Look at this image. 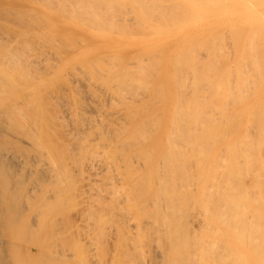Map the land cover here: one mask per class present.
<instances>
[{
  "label": "bare ground",
  "instance_id": "bare-ground-1",
  "mask_svg": "<svg viewBox=\"0 0 264 264\" xmlns=\"http://www.w3.org/2000/svg\"><path fill=\"white\" fill-rule=\"evenodd\" d=\"M48 1V0H47ZM49 1H53V3H46V2H44V3H46V5H48L49 7H50V5H51V8L53 7V5H54V3L55 2H57V3H55L57 6H58V2H60L61 3V0H49ZM64 2L66 1L68 4L69 3H71V5L69 6L70 8H71V6H72V3H73V5H74V2H77L76 0H63ZM81 1H82V3H81ZM83 1H84V4H83ZM87 1H90V0H87ZM99 1V0H98ZM101 1V0H100ZM104 0H102L101 2H103ZM106 1H109V0H106ZM113 1H115V0H113ZM135 1V0H134ZM139 1V0H138ZM138 1H137V3H138ZM148 1V0H147ZM153 1V0H152ZM160 1V0H159ZM162 2H163V4H165L166 5V7L169 5H171L172 3H174V2H171V4H170V2H167L168 4H166V2H164L163 0H161ZM160 1V2H161ZM169 1V0H168ZM185 1V0H184ZM191 2H192V0H190ZM196 1V0H195ZM209 1V0H208ZM212 1V0H211ZM219 1V0H218ZM227 1H230V0H227ZM241 1H245V5L248 3V5H249V1L247 2V0H241ZM260 1H262V0H260ZM259 1V2H260ZM65 2V3H66ZM80 2V3H79ZM85 0H79L78 1V5H80V4H82V8H83V6H84V8H85V10H81V13L82 12H84L85 13V11H86V7H87V5H85ZM92 2H94V1H92ZM100 2V4H102L101 6H103V4H104V2L103 3H101ZM142 2V5H144L145 4V6L147 7V4H148V6L149 7H153V5H152V3L154 4V2H152V3H150L149 4V2L146 4V2L143 0V1H141L140 0V3ZM151 2V1H150ZM178 3H180L179 1H177ZM176 2V3H177ZM190 2V3H191ZM210 2V1H209ZM207 3V6L209 7H212V5H214L213 4V2H211V3ZM215 2H216V0H215ZM220 2V1H219ZM218 2V3H219ZM226 2V1H225ZM225 2L223 1L222 3H219V4H225ZM230 2H232L233 4L235 3L236 4V2H237V0H234V1H230ZM247 2V3H246ZM250 2H253V3H251V4H253L254 6L253 7H255V4L254 3H256V2H258V0H256L255 2L254 1H250ZM259 2H258V5H259ZM264 2V1H263ZM65 3L63 4V3H61V5H60V7L62 6V5H65ZM67 3H66V5H67ZM90 3V2H89ZM96 3H98L97 1H96ZM123 3V2H122ZM144 3V4H143ZM158 2H157V0L155 1V4H157ZM178 3L176 4V6H178ZM217 3V2H216ZM229 3V2H228ZM228 3L226 4V5H228ZM240 3H242V2H240ZM261 3V2H260ZM2 4H4L5 5V10L3 9V13H5L4 15H3V17H5V18H3L2 17ZM86 4H88V3H86ZM91 4V3H90ZM88 5V8L90 7V6H92V5H94V4H92V5ZM107 2H106V4H105V8H106V6H107ZM109 4H110V2H109ZM112 4V6H113V2L111 3ZM115 4H118V3H115ZM128 4V3H127ZM160 4V3H159ZM204 4H205V2H204ZM208 4H211V5H208ZM232 4V5H233ZM234 4V5H235ZM33 5V3H23L22 2V0H0V244L1 245H3L4 246V243H2V237H4V239L6 238V246H4L5 247V249H7V255H6V258L2 255L3 253V251H2V249L0 250V264H30L31 263V261H33L34 263L36 262V261H38L39 262V259H34V260H32L33 258H34V256H36V255H38V254H40V256L42 257V256H46V255H41L42 254V252H43V247L44 246H47V244L48 243H45L44 241H46L45 239L47 238V237H50V236H47V234H49V233H53L55 236H56V234L58 233L57 231H55V229L57 228H54V225H53V228H50L49 227V229H47V216H48V213L46 214V212L48 211V210H50V207L52 206V205H55V206H57L56 204H52L53 203V201H55L54 199H51L52 198V192L53 193H62V192H68L69 191V189H70V187L71 186H68L69 188H66L68 191H63V190H66L63 186L64 185H66V184H64V180H62V177H65L67 174H69V171H71V170H69L70 169V162H71V164L73 163V167L74 168H77L78 169V171H80L79 172V174H78V172H77V174L78 175H80V173H81V175L82 176H87V180H86V178L84 177V179H83V177H80V176H78L79 178H81V179H83L82 180V187L79 189V195H80V199H81V202L80 203H82V204H84L85 205V207H86V209H87V202L88 201H91V199L90 200H87V199H89L88 198V196L89 197H91V196H93L96 192H94L92 195L90 194V193H88L87 194V188L89 189V188H91V190L90 191H94V189L92 190V188H93V186L91 187L90 185V187L88 186L87 187V184H92V180L93 179H95L96 177H98V175H102V173L103 174H106L107 172H110V176L108 175V177H109V179L107 178V180L105 179V181L109 184L107 187H106V191H104V193H103V191H102V193L105 195H108V197L107 198H105L106 200H108L107 202L106 201H103L102 202V200L104 199V195H102V193H100L101 192V190H99L98 192H99V194H101L103 197H101L100 195L98 196V193H96V195L98 196V198H99V200H97V199H94V197H93V199H94V201H93V199H92V201L94 202V204L97 202H100V198H102V200H101V204L100 203H98V206H96L97 205V203H96V207H97V209H98V207L100 206L101 207V205L103 206V205H105V203H108L110 200H112V198L114 197V195H116V197L118 198V201L119 200H123V202L122 203H127L128 205H123V206H118V208L120 207L123 211H121V209L119 208V212L117 211L118 210V208H115V207H117V203H121L120 201L118 202V201H115V200H117V198L116 197H114V199H113V201H110V202H115L116 204H113V205H115L114 207H112V206H110V207H108V205L106 204L105 206H104V208H105V210H106V206H107V208H109V212H107V210L105 211L106 213H104V209H102V211H103V213L101 212V209H100V211L99 210H92L93 212H95V214H97V215H99L100 213H102V214H105L103 217H105L106 216V214L108 215V214H110L109 215V219H110V216L112 215L111 213V211L113 210V208H114V212H113V215H116L117 214V216H116V218L114 219V217L115 216H113V219H114V221L113 220H111V221H113V222H115L116 221V224L114 223L113 225H111L112 227L113 226H116L117 224V230L115 231V229H114V231L115 232H117V234H115L114 232V234H115V236L113 237L114 238V247L116 248V246H117V249H120L121 248V250L120 251H124L125 253H127V255H129V256H131V258H134L136 261H138L139 262V260H141V264H161V261L163 260V255H162V251H160L161 249H159L158 247H159V245H162L161 244V241L163 242L164 240H162L164 237H162V239L160 240V235L161 234H163L164 233V229H165V226H166V230H167V235L169 234V236H170V229H169V227H167V226H169L170 225V221H168L169 222V225L167 224V223H165V220H168V219H171L172 220V222H173V220H175L174 222L176 223V221H179V220H177L178 218H180V217H178V215L179 214H181V213H184V211L185 212H187L188 211V209H190V210H192L191 209V207H192V199L194 198L196 201H193V203L195 202H197V203H199L200 204V206L202 205V207H201V209L199 210V212H202L203 210V207H204V202L206 201V200H204L203 202H202V200H201V197H200V193L199 192H201V188L203 187L202 185H203V183L201 184V185H199V187H196L197 188V190H198V192H196L197 190H196V188L194 189L193 187H191V188H193L194 190H195V194L191 191V190H189V191H191V193L190 192H187V194H188V196L187 197H189V196H191V194H193V198H192V196L191 197H189L191 200H188V202L187 203H190V204H192V205H187V206H189V207H187L188 209L186 210V209H182L181 210V212H180V209L182 208V207H180L182 204H183V199L185 198H183V196L186 194H181L180 196H179V193H182L184 190H186V188L188 189V186H189V184L191 183V181H195V183H197L198 182V180L196 181L195 179L197 178L198 179V175L199 174H197V176H196V173H198V171H199V173H200V176H202L203 174H204V165L201 163V164H196L197 166L196 167H198V165H199V167L198 168H196L195 167V169H196V173H195V177H193V180H190V179H192V177L191 176H193L194 175V173L192 172V170L193 169H191V168H188L189 166H192L193 164H195V162H193V159H192V161L191 162H193V164H191V162H190V160H189V157L190 158H192L194 155H195V152L194 151H196V153H198L197 155L199 156V154H201L200 152H201V149L205 146V145H202L203 143L201 142V141H204V140H206L205 138H201V143H198V144H201V145H195L196 147H198V146H201V147H198L197 149H200L199 151H197V149H196V147H195V149L193 150V149H189V151H188V149L187 148H189V146L191 145V146H193L194 147V145H192V143H189L188 141V144H187V142H183V138H186L187 137V135H188V133H191V130L189 129V127H190V122H192V120H193V124H194V122H195V118H197L196 120V122L195 123H197V122H199V120L200 121H202L201 119H198L200 116H199V114H198V116L197 115H195V113L197 114V113H200L202 110L201 109H199L198 111L199 112H197V109L195 110V108H194V110H195V112H194V110H193V112L194 113H192V116H189V110H188V108H187V110H188V114L186 115L185 113V115H181L180 116V119H178L179 118V116L178 117H176L175 118V120H174V122H172V125H170V123H166L165 125H164V127H163V129H161L160 131H159V133L157 134V135H155V138L153 139V140H149V141H147V142H145V143H143L144 142V140L143 139H145V140H147L146 139V137L147 136H144V134L146 135L147 133H149V131L150 130H153L152 131V133H150V135H152L153 134V132H155V131H157V130H154V129H151V128H153L154 127V125H156L159 121V118L160 117H162L160 114H162L163 113V110H161L159 113H158V111L155 113V114H159L160 116L157 118V115H152V116H149L150 118H152L153 120L155 119L156 120V122H154V121H152L153 123H156V124H153V123H151V121H149V117L147 118L146 117V119H148L147 120V122L149 123V124H151V125H153L151 128H150V130L148 129V131H147V127H150L151 125H149L147 122H146V124H148V125H146L145 123H144V125H143V120L145 121L146 119H143L142 118V116H140V115H133V113H134V111L131 113V114H129V113H124V111H123V117L122 116H120V118L122 117L124 120V122H123V124H122V119H121V122L120 123H118V124H122L121 126L119 125H115L114 123H117V121H115V119L116 118H118V122L120 121L119 119V117L117 116V117H114V114L116 113H113L112 115H113V117L115 118H112V117H110L111 118V121H113V119H114V123L112 122V124L113 125H115V126H113V125H110V126H108V122H109V117L108 116H106V115H104V113H103V115L104 116H106V117H108V122H106L107 120L105 119L106 117H103V115H101L102 113H98V115H99V117L97 118V116L95 117V115L93 116V117H95L94 119L92 118L91 119V121L93 120V122H92V124H90L91 122L90 121H88V123L90 124H86L84 121H82L83 119H81L82 117H83V114H81L80 112V109H78V107L79 106H75L74 104V106L72 105V104H70L71 102H70V100H67V101H69V102H67L66 101V98L69 96V92L71 91V89H70V91L69 92H67V90H68V86H67V90H66V93L65 92H61V89H60V92L58 91V92H56V94H53V92H52V94H51V90H55V89H53L54 87H51L50 88V85L51 84H53L52 83V79H54L53 77H51L50 76V74H49V70H52V65H50L51 63H50V61H49V59H50V54H49V56H47V55H45V54H47V52H46V50L48 49V47H45V54H44V52H42L43 51V47L41 48L42 49V51H41V54L39 55V52L38 51H40V50H38V51H36L35 53H34V51H32V49L35 47H31L32 45H33V43H31V41H26V42H30L29 44H25V42H23L20 38L21 37H26L27 39L28 38H30L31 36L33 37V35L34 34H39V36L41 35V37H43V39H44V37H46V38H51V36H53L52 38H54V39H56V38H58L59 37V35H64V34H67V33H69V32H67V31H70L69 30V28H68V26L66 25V26H57L56 25V27H55V25H53L52 26V28H48V29H36V28H31L32 26H34V25H32V22L30 23V21H29V19H30V17H29V19L27 18L28 16L27 15H25V14H27L28 13V15H29V12L32 10L33 12L32 13H34L35 11H36V9H35V11H34V9H33V7H31ZM56 5H55V8H56ZM65 5V6H66ZM76 5V4H75ZM78 5H77V7H78ZM96 5V4H95ZM94 5V6H95ZM98 5L99 4H97V6L96 7H98ZM119 6L121 5V3L120 4H118ZM117 5V6H118ZM129 5V4H128ZM142 5H140L139 4V6H141V7H143ZM152 5V6H151ZM158 5V4H157ZM172 5H174L175 6V4H172ZM183 5V3H181V6ZM206 5V4H205ZM216 5V4H215ZM226 5H221V7H223V9H224V6L226 7ZM6 6H7V8L9 9V11H11V10H13V12L14 11H17V14H19L21 11H22V9H24L25 8V10H24V12H21V14L22 13H25L24 15L26 16V17H24L23 15H22V17H24V18H26L27 20H22V22L23 21H28V23L26 22H20L21 23V25L19 24V25H17V23L16 24H13L12 22H9V23H11V25L7 22V21H4V20H8V18H11V16L10 17H8L9 15H11L12 13V11L11 12H8V10H7V8H6ZM47 6V7H48ZM86 6V7H85ZM94 6H92V7H94ZM100 6V7H101ZM109 6H111V5H109ZM116 6V7H117ZM124 5H122V7H123ZM160 6V5H159ZM159 6H157V7H159ZM161 6H162V3H161ZM180 6V7H181ZM191 6H193V7H197V5H191ZM217 7L218 6H220V5H216ZM229 6H230V3H229ZM256 6H257V4H256ZM21 7H23V8H21ZM59 7V8H60ZM67 7V6H66ZM65 7V8H66ZM68 7V8H69ZM75 7V6H74ZM77 7H75V11H77L78 13H79V11H80V7H81V5H80V7H78V8H80L79 10H77L78 8ZM91 7V9H94V8H92ZM114 7H115V5H114ZM113 7V8H114ZM122 7H120V8H122ZM126 5H125V9H126ZM129 7V6H128ZM127 7V8H128ZM132 7V6H131ZM135 7V6H134ZM145 7V8H146ZM162 7H164V6H162ZM185 7H187V6H185L184 5V9H185ZM215 7V6H214ZM220 7V8H221ZM228 7V6H227ZM231 7V6H230ZM36 8H38V7H36ZM40 8V7H39ZM38 8V9H39ZM54 8V7H53ZM58 8V9H59ZM64 7L63 8H61V10L62 9H65ZM77 8V9H76ZM102 8V7H101ZM100 8V9H101ZM113 8L111 7V10H113ZM145 8H142V10L143 9H145ZM154 8V7H153ZM161 7H159L157 10H159ZM173 7L171 6V9H172ZM176 8V7H175ZM188 8V7H187ZM201 8V7H200ZM213 8V7H212ZM211 8V9H212ZM258 8V7H257ZM260 8H262V7H260ZM19 9H21V11H19L18 12V10ZM26 9H28V10H30L29 12L27 11V12H25L26 11ZM37 9V10H38ZM48 9V8H47ZM73 9V7L71 8V10ZM90 9V8H89ZM89 9H87V10H89ZM96 9H99V8H96ZM108 9H110V7L108 8L107 7V9L106 10H102V11H107ZM115 9V8H114ZM135 9V8H134ZM147 9V8H146ZM149 10H150V8H148ZM152 9V8H151ZM163 9V8H162ZM162 9H160V10H162ZM164 9H166L165 11H169V9L167 10V8H164ZM164 9H163V12H164ZM174 9V8H173ZM181 9H182V7H181ZM66 10V9H65ZM68 10V9H67ZM70 10V12H72ZM111 10H108V11H111ZM116 10H118V7L116 8ZM127 10V9H126ZM133 10V9H132ZM156 10V9H155ZM154 10V11H155ZM178 10H179V8H177V13H182L181 11H179L178 12ZM185 10H188V9H185ZM191 10V9H190ZM6 11L8 12V13H11V14H9V15H7L8 13H6ZM49 11V10H48ZM95 12H96V10H94ZM94 11H92L93 13H94ZM114 11V10H113ZM113 11L111 12V14L110 15H107V16H112V13H113ZM119 11V10H118ZM134 11V10H133ZM146 11V13H147V10H145ZM144 11V12H145ZM154 11H152V12H154ZM182 11H183V9H182ZM196 13H201L202 14V10L199 12V10H198V8L196 9ZM253 11H254V9H253ZM262 11H264V10H262ZM261 11V12H262ZM39 12V11H38ZM50 12V11H49ZM76 12V13H77ZM88 12V13H87ZM91 12V10L90 11H86V13L87 14H89ZM101 12V11H100ZM100 12H97L98 13V16H101V15H99L100 14ZM124 12V11H123ZM132 12V11H131ZM143 12V13H144ZM191 12V11H190ZM205 12V11H204ZM226 12V11H225ZM258 12V11H257ZM260 11H259V13H261ZM31 13V12H30ZM63 13L65 14V12L63 11ZM66 13H67V11H66ZM85 13V15L87 16V18H89L88 16H91V14L92 13H90V15H87ZM102 13V12H101ZM127 13H129V8H128V12ZM126 13V14H127ZM145 13V14H146ZM151 13V12H150ZM156 13H157V11H156ZM156 13H152V14H155V16L157 17V15H156ZM160 12L158 11V15H160V17H161V23L163 24V17L161 16V15H163L162 13L161 14H159ZM167 13V12H166ZM172 13V14H171ZM171 13H167V14H171V16L173 15V13H176V9H175V11L174 12H171ZM187 13H189V12H187ZM192 13H193V11H192ZM248 13V12H247ZM251 13V12H250ZM258 13V14H259ZM16 14V15H17ZM21 14H19V15H21ZM72 14V13H71ZM107 14V13H106ZM105 14V15H106ZM120 14H121V12H120ZM125 14V13H124ZM125 14V15H126ZM139 14V13H138ZM142 14V13H141ZM147 14H149V13H147ZM183 14H184V12H183ZM185 14H186V11H185ZM184 14V15H185ZM191 14V13H190ZM226 14H228V13H226ZM225 14V15H226ZM257 14V13H256ZM256 14H254L253 15V13H251L250 15V17L251 18H255L257 15ZM15 15V14H14ZM14 15H12V16H14ZM34 15V14H33ZM31 16V14H30V16H31V18L33 17H35V15L34 16ZM38 15H39V13H38ZM67 15H68V13H67ZM76 15V14H75ZM78 15H79V17H80V15L81 14H77V17H78ZM83 15V14H82ZM84 15V16H85ZM97 15V14H96ZM114 15H116V14H114L113 13V16ZM119 15V14H118ZM135 15H137V13H136V11H135ZM151 15V14H150ZM166 15V14H165ZM183 15V16H184ZM236 15H237V13H236ZM241 15V14H240ZM242 15H244L245 16V13L244 14H242ZM241 15V16H242ZM249 15V14H248ZM93 16H94V18H95V13L93 14ZM113 16L110 18V17H107V18H104V17H106V16H101V21H103L102 19H108L107 20V22H108V26H109V23H110V21H112L110 24H112L113 23V19H114V21H115V18H113ZM120 16H122V14L120 15ZM124 16V15H123ZM123 16H122V18H123ZM130 16V15H129ZM128 16V17H129ZM173 16H176V14L175 15H173ZM179 16V15H178ZM183 16H181V18H180V16L178 17L179 19H181L180 20V22H181V24H183L182 23V18H184ZM193 16H195V15H193ZM197 16V15H196ZM199 16V15H198ZM197 16V17H198ZM241 16H239L240 18H241ZM258 16H260V14L258 15ZM257 16V17H258ZM262 16H264V14L262 15ZM7 17V18H6ZM21 17V18H22ZM37 17V16H36ZM68 17V16H67ZM83 17V16H82ZM147 17H148V15H147ZM152 17H154L153 15H152ZM166 17V16H165ZM191 18L190 17V15L189 16H187V17H185V18ZM201 17V16H200ZM199 17V18H200ZM222 17V16H221ZM238 17V18H239ZM243 17V16H242ZM16 17H14V19H15ZM32 18V19H33ZM62 18V17H61ZM81 18V17H80ZM84 18V17H83ZM81 19L82 21H85L86 22V20L85 19ZM99 19L98 20H100V17H98ZM111 20H110V19ZM116 18H117V15H116ZM120 18V17H119ZM118 18V19H119ZM136 18H138L137 16L135 17V19ZM151 18V17H150ZM149 18V19H150ZM168 18H171V17H169V15H168ZM177 18V19H178ZM231 18V17H230ZM229 18V19H230ZM234 18H237V17H234ZM234 18L232 19V21L234 20ZM239 18V19H240ZM243 18H245V17H243ZM248 18V17H247ZM259 18V17H258ZM17 19V18H16ZM32 19H31V21H32ZM36 19H38V17L36 18ZM36 19H34L35 21H36ZM47 19V18H46ZM60 19V18H59ZM69 19V18H68ZM89 19H91V18H89ZM121 19V18H120ZM125 19V18H124ZM132 19V18H131ZM134 19V18H133ZM132 19V20H133ZM152 19H154V18H152ZM151 19V20H152ZM158 19H159V17H158ZM167 19V18H166ZM174 19V18H173ZM173 19H168L169 20V22L171 21V20H173ZM260 19V18H259ZM2 20L4 21V22H2ZM12 20H13V18H12ZM17 20H20V16L18 17V19ZM41 20H42V18H41ZM127 20H128V18H127ZM143 20V19H142ZM186 19H184V21H185ZM189 20V19H188ZM188 20H186V21H188ZM214 20V19H213ZM9 21H11V19H9ZM15 21V20H14ZM35 21H33V23H35ZM50 21V20H49ZM52 21V20H51ZM87 21H88V19H87ZM93 21V20H92ZM97 20L95 19V22H96ZM121 21V20H120ZM124 21V20H123ZM130 21V20H129ZM134 21V20H133ZM132 21V22H133ZM137 21H138V19H137ZM139 21H141V20H139ZM138 21V22H139ZM153 21V20H152ZM158 21V20H157ZM163 21V22H162ZM167 20H165V22H166ZM16 22H18V21H16ZM45 22V21H44ZM47 22V21H46ZM90 22V21H89ZM98 22H100V21H97V23ZM105 22H106V20H105ZM103 23L104 25H106V27H108L107 26V23ZM115 22H118V24H119V21H115ZM114 22V23H115ZM145 22V21H144ZM168 22V21H167ZM166 22V23H167ZM179 22V20L177 21V23ZM210 22V21H209ZM242 22V21H241ZM19 23V22H18ZM88 23V22H87ZM91 23V22H90ZM127 23V22H126ZM129 23H131V22H129ZM141 23H142V21H141ZM171 23H172V21H171ZM169 24V25H173V24H175V23H172V24ZM186 23V22H185ZM229 23H230V21H229ZM229 23H228V25H229ZM233 23H235V22H233ZM238 23L239 24H241L239 21H238ZM243 23V22H242ZM263 23V22H262ZM13 24V25H12ZM28 24H29V26H28ZM31 24V25H30ZM36 24H38V23H36ZM51 24H53V23H51ZM55 24V23H54ZM101 24V23H100ZM100 24H97V26L98 25H100ZM116 24V23H115ZM115 24H112V26H114ZM122 24V23H121ZM121 24H119V26L121 27ZM134 24V23H133ZM165 24V23H164ZM208 24V23H207ZM237 24V23H236ZM256 24V23H255ZM39 25V24H38ZM38 25H36V26H38ZM46 25V24H45ZM50 25V24H49ZM60 25V24H59ZM69 25V24H68ZM93 25V24H92ZM124 24H122V26H123ZM131 25H132V23H131ZM131 25H129V26H131ZM135 25H137V24H135ZM141 25V24H140ZM197 25H198V23H197ZM196 25V26H197ZM203 25V24H202ZM206 25V24H205ZM216 25V24H215ZM232 25H235V24H232ZM231 24H230V27L232 26ZM245 25V24H244ZM251 25V24H250ZM250 25L248 26V27H250ZM254 25V24H253ZM31 26V27H30ZM88 26V25H87ZM94 26H96V25H94ZM142 26V25H141ZM164 26H168V24H166V25H164ZM236 26V25H235ZM237 26L239 27V25L237 24ZM236 26V27H237ZM255 26V25H254ZM258 26V25H257ZM39 27V26H38ZM99 27H101V26H99ZM132 27V26H131ZM134 27V26H133ZM140 27V26H139ZM145 27V26H144ZM180 27V26H179ZM199 27V26H198ZM205 27V26H204ZM204 27H202V28H204ZM223 27V26H222ZM226 27V25L224 26V30H229L230 29V27L228 26L227 28L228 29H226L225 28ZM236 27H234V28H236ZM237 27V28H238ZM46 28V27H45ZM93 28V27H92ZM95 28H97V27H95ZM102 28H103V26H102ZM109 28H110V26H109ZM112 28H117V27H112ZM126 28H129V27H126ZM138 28V27H137ZM142 28V27H141ZM147 28V27H146ZM149 28V27H148ZM208 28V27H207ZM209 28H211V27H209ZM213 28V27H212ZM233 28V29H234ZM236 28V30L234 29V31H235V33H236V35L238 34L237 32L238 31H240V29H237ZM241 28V27H240ZM247 27H245V29H246ZM254 28V27H253ZM253 28H252V32L253 31H255V30H259L260 31V27H258V28H255V30H253ZM264 28V27H263ZM71 29V28H70ZM108 29V28H107ZM111 29V28H110ZM120 29H123V28H120ZM135 29H136V27H135ZM140 28H138V30H139ZM144 29V28H143ZM192 29H194V28H192ZM196 29V28H195ZM195 29H194V31L193 32H195ZM199 29V28H198ZM232 29V28H231ZM242 29V28H241ZM245 29H243L244 30V32H245ZM251 29V28H250ZM72 30H73V28H72ZM112 30V29H111ZM137 30V29H136ZM137 30V31H138ZM142 30V29H141ZM158 30V29H157ZM222 30V29H221ZM220 30V31H221ZM243 30H241L240 32H239V34L241 35V33L243 32ZM262 30V29H261ZM78 31V30H77ZM120 31H122V30H120ZM124 31H125V29H124ZM123 31V32H124ZM128 31V30H127ZM133 31H134V28H133ZM144 31L146 32V30L144 29ZM143 31V32H144ZM196 31H198V30H196ZM201 31H202V29H201ZM200 31V32H201ZM219 30L218 29H213L212 30V35H213V37L215 38L217 35H215L217 32H218ZM225 32V35H226V38H225V35L224 34H222V31L220 32L223 36H221L220 37V35H219V37L218 38H221L222 39V37L223 38H225L227 41L230 39L229 37H231V34H229V37H228V35H227V33L229 32ZM234 31L232 32V36H233V39L235 38V39H237V41L240 39L239 38V36L238 37H235L236 35H235V33H234ZM249 31V30H248ZM251 31V30H250ZM249 31V33L252 35V32H250ZM73 32V31H72ZM75 32V31H74ZM115 32V31H114ZM117 32V31H116ZM122 32V33H123ZM131 32H132V30H131ZM139 32V31H138ZM138 32H137V34H138ZM141 33H143L142 31H140ZM139 32V33H140ZM150 33H151V31H149ZM158 32V31H157ZM156 32V33H157ZM192 32V31H191ZM193 32L192 33H190V34H193ZM206 32H208V31H206ZM105 33V32H104ZM119 33V32H118ZM125 33V32H124ZM152 33H154L153 31H152ZM179 33V32H178ZM188 33V32H187ZM186 32L184 33V34H187ZM210 33V32H209ZM224 33V32H223ZM248 33V34H249ZM254 33V32H253ZM260 33H264V31H260ZM12 34V35H11ZM72 34V33H71ZM146 34H148V32L147 33H145V35ZM170 34V33H169ZM182 35H184L183 33H181ZM200 34H203V33H200ZM238 34V35H239ZM250 34L248 35V38H247V43H248V46H247V43L245 42L246 41V39L245 40H243L244 42H243V46L242 47H244L245 48V50L247 49V48H249L250 50H252L253 49V47H252V49H251V46H253L254 45V48L256 49V50H258L259 48H260V51H261V49L264 47V38H263V34H259V32L257 33H255L256 34V36L257 37H259L260 35H262L261 37H259V39H256V37L254 36V35H252L251 37H249L250 36ZM257 34H259V36L257 35ZM10 35L12 36V38H10ZM74 35V34H73ZM164 35V34H163ZM168 35V34H167ZM211 35V36H212ZM34 36H36V35H34ZM38 36V37H39ZM58 36V37H57ZM65 36H67V35H65ZM64 36V37H65ZM72 36V35H71ZM71 36L69 35V36H67V37H70V39H66V40H71ZM203 36V35H202ZM207 36H209V35H207ZM255 38H254V37ZM73 37V36H72ZM158 38L160 37V36H157ZM161 37H164V36H161ZM171 37V35H169V38ZM172 37H173V35H172ZM171 37V38H172ZM178 37V36H177ZM176 37V38H177ZM217 37H216V39H217ZM34 38V40H35V37H33ZM36 38H37V36H36ZM63 38V37H62ZM61 38V39H62ZM77 38V37H76ZM168 38V37H167ZM166 38V39H167ZM168 38V39H169ZM181 38H183V37H181ZM185 38V37H184ZM202 38H204V36L202 37ZM209 38V40L207 39V41H209V42H206L205 40H206V38L205 39H203L206 43H208V45L210 46V48H211V46L213 47L214 45L216 46L217 45V43L218 44H220V43H224V42H220V40L221 39H218V40H216L217 42H215V39L213 38V39H211L210 37H208ZM229 38V39H228ZM239 38V39H238ZM249 38H252L251 40L252 41H254L253 39H255L256 41L257 40H259L257 43H256V45H255V43L254 42H252V44L253 45H251L250 43H249V41H248V39ZM263 38V39H262ZM23 39V38H22ZM27 39H25V40H27ZM32 39V38H31ZM38 39H40L41 40V38H37V40ZM79 39V38H78ZM85 39V38H84ZM100 39V38H99ZM175 39V38H174ZM200 39V38H199ZM232 38L229 40L230 42H233L232 40H233ZM24 40V41H25ZM30 40V39H29ZM50 40V39H49ZM64 40V39H63ZM76 40V39H75ZM103 40H105V39H103ZM156 39H153V41L154 42H156L155 41ZM161 41V38L160 39H158L157 41ZM183 40V39H182ZM202 40V41H203ZM210 40H211V42H210ZM212 40H213V44L214 45H210L211 43H212ZM224 39H222V41H223ZM241 40V39H240ZM250 40V41H251ZM42 41V40H41ZM52 41V40H51ZM58 41V40H57ZM74 41V40H73ZM84 41V40H83ZM82 41V42H83ZM109 41V40H108ZM146 40H144V42H145ZM150 41H151V38H150ZM186 41V40H185ZM202 41H200L201 43H199L198 41V44H196V45H194L195 47H188L189 48V50H188V48H186L187 50V52L188 51H190V52H188V55H187V58H192V60L194 59H196L195 61V64L193 63L194 62V60L193 61H191V62H188L187 60V62L188 63H191L190 64V66H192L193 64V68H194V66H195V68H196V70L195 71H197V73H195L196 75V77H194L193 79H194V81H195V79H197L196 81H198V83H202L203 81L202 80H200V79H202L203 77V80H205L206 78H205V75L207 74V71H208V73H211L210 72V70L212 69V71L213 72H216L221 66H219L220 64L222 65V63H221V61L225 58V52H226V50L225 49H229V47H230V50L231 49H235V48H231V46H236L237 44H234V43H237V42H233V44L232 43H230V44H232L231 46L229 45V43L228 42H226L225 40V47L223 48V46H224V44L223 45H219L221 48L220 49H222V50H225V52H224V54L223 53H221V54H223V55H225L224 56V58L222 57V55L219 53V52H221L222 50H218V46H216V48L215 47H213V53L211 52V50L209 49V51H207L208 50V48H209V46L206 44L205 46H208V48H206L205 46H204V41L202 42ZM219 41V42H218ZM260 41H263L262 42V44L260 43ZM20 42H23V44L20 46ZM34 42V41H33ZM48 42V41H47ZM68 42V41H67ZM66 42V43H67ZM82 42H80V44L82 43ZM100 42V41H99ZM139 42H141V41H139ZM173 42H175V40L173 41ZM182 42V41H181ZM215 42V43H214ZM42 43H44V41L42 42ZM41 43V44H42ZM49 43L50 44H52L50 41H49ZM64 43H65V40H64ZM76 43V42H75ZM96 43V42H95ZM110 43V42H109ZM117 43V42H116ZM147 43V42H146ZM152 43V42H151ZM162 43V42H161ZM178 43H180V42H178ZM178 43H177V45H178ZM185 43H187V42H185ZM184 43V44H185ZM204 43V44H203ZM210 43V44H209ZM228 43V45H229V47H227L226 46V44ZM259 43V46L257 45ZM14 46H13V45ZM18 44V46H16ZM36 44H37V42H36ZM49 44V45H50ZM57 44H58V42H57ZM69 45L71 44V43H68ZM74 44V43H73ZM79 44V43H78ZM153 44V43H152ZM152 44H151V46H152ZM157 44V43H156ZM155 44V45H156ZM173 44H175V43H173ZM191 45H192V43H190ZM194 44V43H193ZM201 44H203V45H201ZM251 46H250V45ZM45 45V44H44ZM56 45V44H55ZM61 44H58V46H60ZM76 45H77V43H76ZM113 44L111 43V46H112ZM118 45V44H117ZM147 45H148V43H147ZM160 45V44H159ZM169 45V44H168ZM171 45V44H170ZM176 45V44H175ZM176 45V46H177ZM180 45H181V43H180ZM198 45V46H197ZM263 45V46H262ZM38 46V48H39V46L41 47V45H37ZM43 46V45H42ZM47 46V45H46ZM51 46H53V45H51ZM64 46V45H63ZM66 46V45H65ZM72 46V45H71ZM88 46V45H87ZM143 46L144 45H142V48H143ZM146 46V45H145ZM164 47H165V45H163ZM183 46V45H182ZM200 46H204V47H200ZM257 46V47H256ZM260 46H262V48L260 47ZM9 47V48H8ZM61 47V46H60ZM153 47H154V45H153ZM164 47H162L163 49H164ZM173 47H175V46H173ZM198 47H200V48H198ZM259 47V48H258ZM66 48V47H65ZM141 48V47H140ZM148 48V47H147ZM172 48V47H171ZM193 48V49H192ZM194 48L196 49V51H197V48L198 49H200V50H198L199 51V53H198V51L196 52V51H194ZM206 48V50H205V52L207 51V52H211L212 54H210V53H205V52H202L201 53V51H203V49H205ZM243 48V49H244ZM56 49V48H55ZM54 49V50H55ZM60 49H62V48H59V50ZM69 49V48H68ZM72 49V48H71ZM112 49H113V47H112ZM126 49V48H125ZM138 49H139V47H138ZM137 49V50H138ZM159 50H160V47L158 48ZM157 49V50H158ZM212 49V48H211ZM215 49H216V51H215ZM227 49V52L229 53H227V55L229 56V57H231V55H230V53H231V51H229ZM255 49L254 50H252V52L254 53V57L252 56L253 55V53L250 51V50H242L244 53H243V55L245 54V56H241V59H240V62H238V64L240 63V65L243 67V66H245V67H243V68H246V70L247 71H249V73H247V72H245V74L243 73V71L245 70V69H243L240 65H239V69H240V71H241V73H243L244 74V77H243V74H241L240 72H238L239 74H237L236 75V72H237V69L238 68H236L235 66L233 67V66H229L230 68H236L235 69V74H234V78L235 77H237V78H235V81H234V78H232V76H233V73L231 74V72H229V68L227 69L228 71L227 72H229V73H225V74H223L221 77H225L226 79H227V85L225 84V85H223L222 83V85L223 86H227V88H228V85H229V90H231V94L233 93V95H231L230 94V91L228 90V89H226V92L227 91H229L228 93L230 94H227V95H229V97H230V99H227V100H232L233 99V101H235V99L238 101V103H240L241 104V102L243 101L242 99H244V97H249L250 95H249V93L250 94H252V93H254L255 92V90L258 88V86H255V85H257L258 83H257V81L259 82H261V80H263L264 79V71H263V68H262V73H261V71L259 70V69H261V67L262 66H264V57H261L260 56V60H259V55H260V53L261 52H263L264 50V48L262 49V51L261 52H259V51H255ZM51 50V49H50ZM124 50V49H123ZM134 50V49H133ZM132 50V51H133ZM137 50H135L136 51V53L138 52ZM146 50V49H145ZM148 50V49H147ZM149 50H151L150 49V47H149ZM154 50H156V49H154ZM158 50V51H159ZM194 52H192V51ZM218 50V51H217ZM232 50V51H233ZM114 51V50H113ZM127 51V50H126ZM144 51V50H143ZM156 52V53H159V52ZM164 51V50H163ZM162 51V52H163ZM169 51V50H168ZM167 51V52H168ZM180 51H182V52H184L183 50H181L180 49ZM236 51H237V46H236ZM48 52H51V51H48ZM56 52V51H55ZM54 52V53H55ZM60 52V51H59ZM64 51L62 50V53H63ZM101 52V51H100ZM110 52H111V50H110ZM115 52V51H114ZM114 52H111V53H114ZM118 52V51H117ZM140 52L141 53H144V52H142V49L140 50ZM155 52H153V54L155 53ZM167 52L165 51V53H164V57H165V54H167ZM170 52H171V50H170ZM169 52V53H170ZM172 52H173V50H172ZM174 52H176V51H174ZM182 52H180L181 54H179V50H178V52H177V54H179V56L180 55H184V53L182 54ZM216 52H218L219 54H220V57H222V59H220V57H217L216 56ZM247 52H249V54L248 55H246V53ZM256 52V53H255ZM259 52V53H258ZM30 53H34V54H30ZM38 53V54H37ZM57 53V52H56ZM97 53V52H96ZM121 53V55H122V52H120ZM139 53V52H138ZM141 53H140V55H139V57H141V56H147V55H141ZM155 53V55H157ZM161 53V52H160ZM159 53V54H160ZM186 53V52H185ZM189 53L190 54H192L194 57H192V55H189ZM197 53H198V57L200 56V57H202V58H198L197 57ZM151 54H152V52H151ZM152 54V55H153ZM162 54V53H161ZM176 54V53H175ZM176 54V57H179L178 55ZM194 54H196V56L194 55ZM201 54H206L205 56H204V60H203V56L201 55ZM233 54V53H232ZM252 54V55H251ZM257 54H258V56H257ZM56 55V54H55ZM70 55V54H69ZM72 55V54H71ZM83 55H85V54H83ZM114 55V54H113ZM120 55V54H119ZM124 55V54H123ZM134 55H136L135 53H134ZM150 55V54H149ZM186 55V54H185ZM184 55V56H185ZM211 57H210V56ZM242 55V54H241ZM262 56H264V54H261ZM47 56V57H46ZM54 56V55H53ZM52 56V57H53ZM61 53H60V58H61ZM82 56V55H81ZM89 56V55H88ZM92 56V55H91ZM112 56V55H111ZM117 56V55H116ZM209 57L210 58V60H209V62H207L208 61V59L206 60V57ZM214 56V57H213ZM219 56V55H218ZM248 58H247V57ZM257 56V57H256ZM51 57V58H52ZM57 56H55L54 58H56ZM68 57V56H67ZM86 57V56H85ZM105 57V56H104ZM108 57H110V55L108 56ZM108 57L106 58V59H108ZM122 58H121V60L120 61H122L123 62V60L124 59H126V57H128V55L126 54V56H125V58L123 57V56H121ZM136 57V56H135ZM139 57H138V61H137V59H135L136 61H137V63H138V65H137V67L140 65L141 66V64H142V67H144V68H149V67H152V66H154V65H152V66H148V64H147V66L148 67H146V60H144L145 62H143L142 60H140L139 59ZM145 57H144V59H145ZM150 57H151V55H150ZM161 58H162V55L160 56ZM160 57L159 56H157V57H155L156 59L157 58H159L160 59ZM167 57H169V56H167ZM174 57V56H173ZM173 58V60H176L177 58ZM216 57V58H215ZM229 57H227V59L229 58ZM250 57H252V58H250ZM49 58V59H48ZM58 59H59V56L57 57ZM56 58V59H57ZM84 58V57H83ZM87 58V57H86ZM98 58V57H97ZM101 58V57H100ZM111 58V57H110ZM109 58V59H110ZM118 58H120V57H118ZM131 58H133V57H131ZM143 57H141V59H142ZM149 58V57H148ZM182 58V56H180V59ZM186 58V57H185ZM185 58H182V59H185ZM186 58V59H187ZM189 58V59H190ZM211 58H213V60L211 59ZM218 58H219V60H221L220 61V63H219V60H218ZM243 58H246V59H243ZM249 58H250V60H249ZM254 58V61L253 60H251V59H253ZM255 58H256V60L258 59V61H256L255 60ZM53 59V58H52ZM55 59V60H56ZM68 59V58H67ZM78 59V58H77ZM114 59V58H113ZM112 59V60H113ZM117 59V58H116ZM123 59V60H122ZM146 59H147V57H146ZM152 59V58H151ZM151 59H149V60H151ZM159 59H157L156 61H158ZM170 59V58H169ZM179 59V60H180ZM198 59L200 60V61H198ZM214 59H217L218 61H215ZM227 59H224L223 61V63H225V60H226V62H227ZM100 60V59H99ZM103 60H105L104 58H103ZM111 60V59H110ZM109 60V61H110ZM111 60V61H112ZM115 60V59H114ZM119 60V59H118ZM131 60V59H130ZM129 60V61H130ZM135 60L132 62L133 64L132 65H134V62H135ZM172 60V61H173ZM213 61L212 63L210 62V61ZM229 61L231 60V58H229L228 59ZM241 60H244L243 62L241 61ZM248 60V61H247ZM58 61V60H57ZM74 61V60H73ZM95 60L93 59L92 60V62H94ZM98 61V60H97ZM140 61V62H139ZM142 61V62H141ZM152 61V60H151ZM201 61H203L204 63H205V65L201 62ZM228 61V62H229ZM239 61V60H238ZM246 61H247V63L248 64H250L249 63V61L251 62V64H252V66H250V65H248L247 63H246ZM49 62V63H48ZM62 62V61H61ZM83 62H85V61H83ZM116 62H119V61H116ZM116 62H114V63H116ZM125 62V61H124ZM155 62V61H154ZM164 62H166V61H164ZM184 62V61H183ZM183 62L181 63L182 64V66H184L185 64H183ZM187 62H185V63H187ZM197 62H199V65L200 64H202L201 65V67H199V65H197L198 63ZM215 62V63H214ZM216 62H218V63H216ZM257 62V65H255V63ZM259 62H261V66L258 64ZM52 63H54L53 61H52ZM55 63H57V62H55ZM54 63V65H57V64H55ZM73 63V62H72ZM89 63H91V62H89ZM99 63H100V61H99ZM121 63V62H120ZM136 63V62H135ZM167 64H169L168 62H166ZM178 63H180L179 61H178ZM210 63V64H209ZM214 63V64H213ZM242 63H244V64H246V65H243ZM41 64H45V66H46V64H48V65H50V67H51V69H50V67H47V68H49L48 70H47V68H46V70H45V68H44V71H42L40 68H39V66L41 65ZM88 64V63H87ZM95 64H97L98 65V63L95 61ZM116 64H118V63H116ZM122 64V63H121ZM121 64H119V66L121 65ZM131 64V63H130ZM144 64V65H143ZM156 64H157V62H156ZM174 64V63H173ZM176 64V63H175ZM207 64V65H206ZM211 64H213V65H215V66H217L218 64V66L217 67H219V68H217V67H215V66H213V65H211ZM234 64V63H233ZM237 64V63H236ZM237 64V65H238ZM84 65V64H83ZM93 65V64H92ZM101 65V64H100ZM109 65V64H108ZM108 65H107V67H106V69L108 68ZM123 65V64H122ZM128 65V64H127ZM159 65V64H158ZM172 65V64H171ZM189 65V64H188ZM187 65V66H188ZM198 67H197V66ZM208 65H210V66H208ZM235 65V64H234ZM250 66L249 68L248 67H246V66ZM59 66V65H58ZM64 66H66V65H64ZM76 66V65H75ZM81 66V65H80ZM87 66H89V65H87ZM125 66V65H124ZM156 66V65H155ZM162 65H160L159 66V69H161L160 67H161ZM165 66V65H164ZM179 65L177 64V66L176 67H178ZM202 66H204V67H202ZM225 66H228V65H225ZM224 66V67H225ZM71 67H72V65H71ZM76 67H78V66H76ZM76 67H75V69H76ZM92 67V66H91ZM123 67V66H122ZM137 67H135L134 68V70H135V72H134V70H132L133 68H128L129 69V72H128V75H130L132 72L133 73H138L137 75H140V72H143V71H145V69L144 68H142V67H140L141 69H144V70H142V71H137ZM173 67V66H172ZM181 67V66H180ZM189 67V66H188ZM208 67V69H205V68H207ZM211 69H210V68ZM260 67V68H259ZM42 69H43V67H41ZM55 68V67H54ZM83 69L82 70H85L84 69V67H82ZM90 68V67H89ZM98 68V67H97ZM110 68V67H109ZM120 68V67H119ZM139 68V69H140ZM179 68V67H178ZM185 68H187V67H185ZM184 68V69H185ZM197 68H199L198 70H202L201 72H203L201 75H200V73H198V70H197ZM205 69L206 70V72L203 70V69ZM214 68V69H213ZM227 68V67H226ZM241 68L243 69V70H241ZM250 68H251V71H250ZM75 69H74V71H75ZM95 69V68H94ZM99 69L100 68H98V71H99ZM101 69H102V67H101ZM105 69V68H104ZM123 69H124V67H123ZM138 69V70H139ZM153 69V68H152ZM155 69H158V67L157 68H155ZM173 69H174V67H173ZM182 69V68H181ZM210 69V70H209ZM215 69H216V71H215ZM249 69V70H248ZM252 69H254V70H256V71H253ZM78 70H81V69H78ZM81 70V71H82ZM91 70H93V68L91 69ZM122 70V69H121ZM125 70V69H124ZM131 70H132V72H131ZM149 70L150 69H148V73H150L149 72ZM175 70H177L176 68H175ZM192 71V68L190 67V69H188L187 71L189 72V71ZM245 70V71H246ZM259 70V72H257ZM53 71V70H52ZM58 72H59V70H57ZM63 71V70H62ZM69 71H70V69H69ZM72 71V70H71ZM70 71V72H71ZM80 71V72H81ZM87 71V70H86ZM90 71V70H89ZM94 71V70H93ZM100 71H102V70H100ZM109 71V70H108ZM152 71H154V69L152 70ZM190 71V72H191ZM226 71V70H225ZM234 71V69L232 70V72ZM51 72V71H50ZM70 72H69V75L71 76V74H70ZM90 72H92V71H90ZM95 72V71H94ZM127 72H126V74H127ZM146 73H147V69H146V71H145ZM159 72V71H158ZM172 72V71H171ZM175 72V71H174ZM178 72V71H177ZM190 72H189V75H190ZM206 74H205V73ZM221 72H222V70H221ZM221 72H219L218 71V73H216V75H218L219 73H220V75L222 74ZM251 72H255V73H251ZM60 73H62V72H60ZM73 73V72H72ZM76 72H74V74H75ZM82 73V72H81ZM84 73V72H83ZM83 73L81 74V75H83ZM97 73V72H96ZM95 73V74H96ZM103 73V72H102ZM105 73V72H104ZM123 73V70H122V72L120 73V74H122ZM133 73H132V75H133ZM153 73V72H152ZM176 73V72H175ZM174 73V74H175ZM180 73H181V71H180ZM185 73V72H184ZM257 73V75H254V74H256ZM263 75V76H261L260 77V75ZM79 74V73H78ZM87 74V73H86ZM85 74V76H87ZM94 74V73H93ZM98 74V73H97ZM106 74V73H105ZM119 74V73H118ZM142 74V73H141ZM144 74V73H143ZM142 74V75H143ZM156 74H158L157 72H156ZM178 74H179V72H178ZM193 74V72L191 73V75ZM201 76H199V75ZM203 74H204V76H203ZM226 74H228V75H226ZM231 76H230V75ZM242 76H241V75ZM247 74H251V76H248ZM92 75V74H91ZM104 75V74H103ZM107 75V74H106ZM105 75V76H106ZM126 76V78L128 77V80L126 79V78H124L125 80H127L128 82H129V85H131L130 84V82L133 80L134 81V76H133V78L130 80L129 78H130V76ZM135 75V74H134ZM149 75V74H148ZM151 75V74H150ZM154 75V74H153ZM186 75H188V74H186ZM188 75V76H189ZM210 75V76H209ZM211 75H212V73L211 74H207L206 75V77H208L209 76V78H207V79H209V80H207V81H204V83H202L201 84V86H200V88H202V85L204 84V88H202V90L201 91H205V90H203V89H205V86H207V87H209L208 89L210 90L211 89V84H210V86H209V84H207L208 82L209 83H211L212 82V78H215L214 76H215V73H214V75H212L213 77H211ZM225 75V76H224ZM236 75V76H235ZM253 75H254V77H253ZM52 76H54V75H52ZM75 76V75H74ZM79 76V75H78ZM84 76V77H85ZM94 76V75H93ZM95 76H100L99 74L98 75H95ZM115 76V75H114ZM120 75H117L116 77L118 78ZM121 76H125V75H121ZM141 76V75H140ZM139 76V77H140ZM172 76V75H171ZM181 77H182V74L180 75ZM180 76H178V78H180ZM193 76V75H192ZM230 76V78H228ZM260 77L259 79L257 78V80H256V82H255V80L254 79H256V77ZM55 77H56V75H55ZM68 77V76H67ZM71 77H73V76H71ZM77 77V76H76ZM83 77V80L85 79ZM89 77H90V75H89ZM115 77V78H116ZM142 77V76H141ZM174 77H176V75L174 76ZM191 77V76H190ZM242 77V78H241ZM246 77H247V79H246ZM62 78V77H61ZM80 78V77H79ZM99 78V77H98ZM111 78H113V77H111ZM136 78H138V76L136 77ZM153 78V77H152ZM151 78V79H152ZM160 78V77H159ZM171 77H169L168 75H166V74H164V75H162V82L164 81V82H166L168 85H171L172 83H171V79H170ZM188 78V77H187ZM187 78L185 79V76L184 77H182V80H185V83H186V80H187ZM220 77L218 76V78L217 79H219ZM224 78V79H225ZM248 78H249V80H248ZM252 78H253V80H252ZM78 79V78H77ZM97 79V78H96ZM103 79V78H102ZM101 79V80H102ZM105 79V78H104ZM110 79V78H109ZM114 79V78H113ZM119 79H120V77H119ZM122 79V78H121ZM124 79H122L121 81H119L120 82V84H121V82H122V84H123V82L125 81ZM140 80H141V83H139L138 85H139V87H138V85H136V83H133L134 85H131V86H134L133 88L136 90V88L138 87L139 89L142 87V86H145V84H143L144 82V80L143 79H141V78H139ZM144 79H146V77H144ZM149 79V78H148ZM177 79V78H176ZM175 79V80H176ZM190 79H192V78H190ZM216 79V80H217ZM223 79V78H222ZM221 79V80H222ZM223 79V80H224ZM228 79H229V81H228ZM238 81H237V80ZM241 79L243 80L242 82H244L243 84H242V82H241ZM250 79L253 81V82H250ZM261 79V80H260ZM63 80V79H62ZM61 80V81H62ZM66 80V79H65ZM64 80V81H65ZM70 80H73L72 78L70 79ZM87 80V79H86ZM92 80H94L93 79V77H92ZM98 80V79H97ZM96 80V81H97ZM124 80V81H123ZM138 79H136L135 81H137ZM156 80V79H155ZM174 80V81H175ZM179 80H181V79H179ZM230 80H231V82H230ZM234 82H236V84L237 85H235V84H231L230 85V83H234ZM67 81V80H66ZM65 81V82H66ZM76 81V80H75ZM74 81V82H75ZM91 81V80H90ZM95 81V82H96ZM103 81V80H102ZM117 81V80H116ZM126 81V82H127ZM139 81V80H138ZM151 81H153V79L151 80ZM150 81V82H151ZM159 81V79L157 80V82ZM189 81V80H188ZM191 81V80H190ZM189 81V85L191 84L192 86H193V83H194V81H193V83H192V81L190 82ZM195 81V82H196ZM200 81V82H199ZM215 81V80H214ZM63 82V81H62ZM69 82H71V81H69ZM81 82V81H80ZM92 82V81H91ZM94 82V81H93ZM113 81L111 80V83H112ZM140 82V81H139ZM145 82H146V80H145ZM150 82H149V84H150ZM161 82V81H160ZM159 82V83H160ZM179 82V81H178ZM177 82V83H178ZM219 82V81H218ZM217 82V83H218ZM237 82H239V83H237ZM260 82H259V85H260ZM263 82V81H262ZM71 83H73V82H71ZM85 83V82H84ZM107 83H108V81H107ZM115 83V82H114ZM138 83V82H137ZM158 83V84H159ZM165 83V84H166ZM182 83H183V81H182ZM183 84V85H186V84ZM188 83V82H187ZM198 83H197V86H195L196 88L198 87ZM212 83H214V82H212ZM216 83V81H215V85L217 84ZM223 83H224V81H223ZM252 84L250 87H248L249 85H247V84ZM253 83H254V86H253ZM257 83V84H256ZM58 84H61V82L60 83H57V85ZM80 84V83H79ZM79 84H75V85H79ZM88 84H90V83H88ZM104 84H105V81H104ZM103 84V85H104ZM113 84V83H112ZM124 84H125V82H124ZM147 84H148V82H147ZM148 84V85H149ZM154 84H156V81H155V83ZM176 84V83H175ZM206 84V85H205ZM238 84L240 85L239 87H242L241 88V90L239 89V90H237L239 87H238ZM57 85H56V87H57ZM62 85H65L64 84V82H63V84H61V85H59V87H61ZM67 85V84H66ZM81 85V84H80ZM83 85V84H82ZM85 85H86V83H85ZM115 85H117V84H115ZM136 85V86H135ZM160 85V84H159ZM164 85V84H163ZM178 85V84H177ZM176 85V86H177ZM191 85L190 86H188V90L190 89V88H192V89H194V87H191ZM200 85V84H199ZM236 87H238L237 89L235 88V86ZM89 86V85H88ZM88 86L87 87H85L86 89L88 88ZM94 86V85H93ZM92 84H91V89H93L92 87ZM118 86H119V83H118ZM117 86V87H118ZM122 86V85H121ZM128 86V85H127ZM131 86H128V87H126V90H125V86H123V90H125L126 92H127V89L129 88V93H132V92H134V89H132L131 88ZM141 86V87H140ZM150 86V85H149ZM217 86V85H216ZM215 86V87H216ZM220 85H219V83H218V89L220 90L221 88L219 87ZM222 86V87H223ZM232 86H234V87H232ZM246 86H247V88H246ZM59 87H57L58 89H59ZM66 87V86H65ZM65 87H64V91H65ZM76 87V86H75ZM97 87H98V85H97ZM100 87H103L102 86V83L100 84ZM108 87V86H107ZM111 87H112V85H111ZM116 87V88H117ZM147 87V86H146ZM156 87H157V85H156ZM155 87V88H156ZM165 87H166V85H165ZM164 87V88H165ZM178 87H183L182 85L181 86H178ZM186 87V86H185ZM185 87H183L184 88V90H185ZM206 87V88H207ZM213 87V86H212ZM225 87H224V89H225ZM230 87L233 89V88H235L234 89V91H236L237 92V94L239 93L238 91H240L241 92V94H242V90H244L245 88V90L247 91V92H245L244 91V94L246 93H248L247 95H244V97H242L243 95H240L239 96V94H238V96H237V94L232 90V89H230ZM252 87V88H251ZM78 88V87H77ZM81 88V87H80ZM109 88H110V86H109ZM113 88V87H112ZM121 88V87H120ZM144 88V91L142 92V94H147V91L148 90H145V89H147V88H145V87H143ZM143 88H141V89H143ZM150 88V87H149ZM158 88H160V86L158 87ZM177 88V87H176ZM195 88V89H196ZM249 88H251V89H249ZM253 88H254V90H253ZM51 89V90H50ZM75 89V88H74ZM79 89V88H78ZM85 89V90H86ZM96 89V88H95ZM98 89V88H97ZM105 89V88H104ZM138 89V90H139ZM161 89H162V85H161ZM182 88H180V90H181ZM195 89L194 90H192V92L190 93V94H192V93H194L193 91H195ZM218 89H216V91H215V93L218 91ZM94 90V89H93ZM93 90H91V92L93 91ZM99 90H101V89H99ZM99 90H97V91H99ZM103 90V89H102ZM112 90V89H111ZM114 90H115V87H114ZM113 90V91H114ZM118 90H120V89H118ZM118 90H115V93L113 94V96L114 95H116V96H118V95H121V97H122V95L125 93V91H124V93H122V94H119L118 93ZM138 90H136L135 92H136V95L138 94V92H140V91H138ZM152 90H153V88H152ZM151 90V91H152ZM158 90V89H157ZM175 90V89H174ZM180 90H179V88H178V90L177 91H179L178 93V97H180V101L181 100H185L186 102H188L189 101V98H188V101L185 99V98H183L182 96H180V95H182V93H180ZM183 89H182V91H184ZM209 90L207 91L208 93H209ZM212 90H214V89H212ZM76 91V90H75ZM95 92H96V90H94ZM93 91V92H94ZM131 91V92H130ZM146 91V92H145ZM167 91V90H166ZM165 91V92H166ZM176 91V92H177ZM233 91V92H232ZM248 91H251V92H248ZM100 92V91H99ZM106 93H107V91H105ZM104 91H103V93H105ZM120 93H121V91H119ZM134 92V93H135ZM156 92V91H155ZM155 92H154V94H155ZM162 92V91H161ZM199 92V91H198ZM199 93V94H201V96H200V98L202 97V94H204V93ZM206 92V91H205ZM206 92V93H207ZM69 93V94H68ZM76 93V92H75ZM86 93V92H85ZM88 93H89V90H88ZM98 93V92H97ZM110 93V92H109ZM112 93V92H111ZM118 93V94H117ZM128 93V94H129ZM170 93H171V90H170ZM185 93L186 92H184V95H185ZM188 93V92H187ZM207 93V94H208ZM210 93H211V91H210ZM212 93H213V91H212ZM218 93H220V92H218ZM217 93V94H218ZM222 93V92H221ZM235 93V94H234ZM79 94H80V89H79ZM78 94V95H79ZM84 94V92L82 93V95ZM95 94V93H94ZM125 94H127V93H125ZM140 94V93H139ZM138 94V95H139ZM146 94H145V96H146ZM149 94V93H148ZM152 94V93H151ZM159 94V93H158ZM162 94H163V92H162ZM161 94V95H162ZM224 94H225V92H224ZM73 95V94H72ZM75 95V94H74ZM77 95V94H76ZM75 95V96H76ZM96 95V94H95ZM106 95V94H105ZM108 95V94H107ZM111 95V94H110ZM132 94H129L127 97H129V96H131ZM133 95H135V94H133ZM135 95V96H136ZM138 95H137V97H138ZM156 95V94H155ZM169 95V93L167 94V96ZM206 95V94H205ZM205 95L203 96V98L202 99H206V98H204L205 97ZM210 95V94H209ZM212 95V94H211ZM222 95V94H221ZM220 95V96H221ZM227 95L225 96V97H227ZM89 95H87V97H88ZM90 96H91V94H90ZM97 96H99V95H96V97ZM135 96H133V97H135ZM143 95H141L140 97L142 98V100L140 99V101H143L144 100V98L142 97ZM154 96V95H153ZM152 96V97H153ZM159 96V95H158ZM163 96L164 95H162V97L161 96H159V98H157V96H156V102L157 103H161L162 102V100H161V98H163ZM196 96V93L194 94V97ZM236 96V98H234ZM78 97V96H77ZM76 97V98H77ZM85 97V96H84ZM83 97V98H84ZM101 97H102V95H101ZM119 97L120 96H118L117 98L119 99ZM124 97V96H123ZM122 97V98H123ZM125 98V99H128V98ZM132 97V98H133ZM137 97L135 98V100H137ZM155 97V96H154ZM207 97H208V95H207ZM210 97H212V96H210ZM214 97V96H213ZM222 97V96H221ZM225 97H223V98H225ZM228 97V98H229ZM70 98H71V96H70ZM89 98V97H88ZM94 98V97H93ZM104 98V97H103ZM110 98V103H111V97H109ZM129 98H131V97H129ZM131 98V99H132ZM167 98V97H166ZM190 98H191V96H190ZM215 98V97H214ZM213 98V99H214ZM242 98V99H241ZM67 99H69V98H67ZM87 99V98H86ZM105 99V98H104ZM113 99V98H112ZM116 99V98H115ZM115 99H113V100H115ZM125 99H124V101H125ZM130 99V101H132ZM151 100H152V98H150ZM154 99V98H153ZM160 99V100H159ZM179 99V98H178ZM178 99H177V101H178ZM199 99V98H198ZM198 99H195V100H198ZM209 99V98H208ZM207 99V100H208ZM218 99H221V98H219L218 97V95H217V99L216 100H218ZM226 99V98H225ZM223 100L222 99V101H226V100ZM239 99V100H238ZM241 99V100H240ZM74 100V99H73ZM85 100V99H84ZM99 100H101L100 98H99ZM112 100V101H113ZM129 100V99H128ZM135 100H133L132 101V105H133V102L135 101ZM158 100V101H157ZM264 87L262 88V89H260L259 90V92L255 95V97L253 98V99H251V100H249L248 102H247V104H246V109H247V114L244 116V118L242 119V121H241V124H242V127L244 128V141L246 140L247 142H248V139H251V138H255V137H260L261 138V136H262V138L264 137V124L262 123V125H257L256 126V123H258V122H256V120H255V117L257 118V115H258V110L261 108V107H264ZM89 101V100H88ZM120 101H122L121 100V98H120ZM119 101V102H120ZM145 101V100H144ZM148 101V100H147ZM191 101V103H192V99L190 100ZM189 101V102H190ZM199 101V100H198ZM206 101V100H205ZM205 101H204V105H207V106H209L208 104H205ZM214 101V100H213ZM212 101V102H213ZM221 101V100H220ZM220 101H218V103L217 104H219V102ZM91 102V101H90ZM103 102H104V100H103ZM115 102V101H114ZM116 102H118V101H116ZM118 102V103H119ZM126 102H127V100H126ZM129 102V101H128ZM137 102V101H136ZM155 102V103H156ZM186 102H185V110H186ZM199 102H201V101H199ZM207 103H210V102H208V101H206ZM231 102V101H230ZM236 102V101H235ZM262 102V103H261ZM82 103V102H81ZM120 103H122V102H120ZM138 103H140L139 102V100H138ZM145 103H146V101H145ZM152 103V101H148V104H150V106L151 107H153V105H158L159 107H160V105L159 104H151ZM166 103H168V101H166ZM180 103V102H179ZM178 102H177V105L179 104ZM182 103H183V101H182ZM214 103H216L215 101H214ZM224 104L223 105H225V103H226V105L229 103V101H228V103L227 102H223ZM234 103V102H233ZM263 104L261 107H260V105L261 104ZM76 104V103H75ZM83 104H86V103H83ZM82 104V105H83ZM88 105H89V103H87ZM91 104H92V102H91ZM100 105L102 104L101 102L99 103ZM109 104V103H108ZM113 105H114V103H112ZM123 104V103H122ZM124 104H125V102H124ZM123 104V105H124ZM136 104V103H135ZM134 104V105H135ZM190 104V103H189ZM198 104V103H197ZM237 104V103H236ZM236 104H234V105H236ZM79 105V104H78ZM87 105V106H88ZM100 105H97V106H99L100 107ZM103 105H105L106 106V104L104 103ZM103 105H102V107H103ZM113 105H111V107L113 106ZM120 106H121V104H119ZM164 105L165 104H163V107H164ZM167 105V104H166ZM190 105H193V104H190ZM86 106V105H85ZM84 106V107H85ZM93 106V105H92ZM116 106H117V104H116ZM129 106H130V102H129ZM144 106V105H143ZM143 106H142V108H143ZM148 105H145L144 107L145 108H143V111H144V109H147L146 107H147ZM150 106H149V108H150ZM179 106H182V104L181 105H179ZM197 106H200V104H198ZM201 106H203V104L201 103ZM200 106V107H201ZM210 106H214V104L213 105H210ZM228 106V105H227ZM227 106H224V107H226V109H227ZM83 107V106H82ZM114 107V106H113ZM119 107V106H118ZM141 107V106H140ZM193 107H195V106H193ZM193 107H190L191 109L193 108ZM199 107V108H200ZM222 107V106H221ZM230 107V106H229ZM234 107V106H233ZM80 108V107H79ZM86 108V107H85ZM84 108V109H85ZM93 108H94V106H93ZM95 108H98V107H95ZM94 108V109H95ZM122 108V107H121ZM120 108V109H121ZM127 108H128V106H127ZM126 108V109H127ZM134 108H135V106H134ZM133 108V109H134ZM137 108V107H136ZM177 108V107H176ZM180 108V107H179ZM179 108H177V112H175L177 115H180L181 114V111H184V110H181L180 111V109ZM213 107H211V109H212ZM215 108H216V106H215ZM218 108H220V107H218ZM216 109L217 111L218 110H220V109ZM242 108H244V107H242ZM105 109V108H104ZM113 109V108H112ZM133 109H130L129 108V111H131V110H133ZM166 109V108H165ZM178 109H179V111L180 112H178ZM182 109H183V107H182ZM208 109H209V107H208ZM214 109V108H213ZM225 109V110H226ZM229 109V108H228ZM70 110V111H69ZM89 110H91L90 109V107H89ZM98 110V109H97ZM107 110V109H106ZM122 110V109H121ZM128 110V109H127ZM135 110V109H134ZM138 109H136V111H137ZM141 110V109H140ZM201 110V111H200ZM203 110H204V108H203ZM210 110V109H209ZM222 110H223V107H222ZM240 110H242V109H240ZM84 111V110H83ZM92 111V110H91ZM102 111V110H101ZM105 111V110H104ZM111 111V110H110ZM113 111H115V110H112L111 112H113ZM128 111V112H129ZM135 111V112H136ZM205 111H207V112H210V111H208L207 110V108H206V110ZM212 111H215V110H212ZM212 111H211V113H212ZM239 111V110H238ZM238 111H234V114H235V112H237V114H238ZM243 111V110H242ZM242 111H241V113H242ZM262 111H264V108H261V111L259 110V112L261 113ZM66 112H69L68 113V115H70V116H72L75 120H76V122L75 121H73L74 119L72 118V117H70V118H72L73 120H71V121H73V122H75V123H73L72 122V124L71 125H73V127H72V129L67 125V122L66 121H68V120H70V119H68V117H67V115H65L66 114ZM94 112V114H95V111H93ZM106 112V111H105ZM120 112V111H119ZM118 112V113H119ZM127 112V111H126ZM220 112V111H219ZM222 112V114H223V112H224V110L223 111H221ZM240 112V111H239ZM83 113V112H82ZM90 113V112H89ZM97 113V112H96ZM107 113V112H106ZM139 113H140V111H139ZM186 113H187V111H186ZM191 113V112H190ZM210 113V115H212ZM214 113V112H213ZM215 113H216V111H215ZM215 113H214V115H215ZM228 113H230V112H228ZM227 113V114H228ZM233 113V112H232ZM240 113V114H241ZM80 114L82 115V117L80 118L79 116H80ZM85 114H86V112H85ZM183 114V113H182ZM202 114H205V115H208L207 113H202ZM239 114V115H240ZM264 113H261V119H262V115H263ZM79 115V116H78ZM88 115V114H87ZM91 115H93L92 113H91ZM111 115V116H112ZM119 115H121V114H119ZM165 115V114H164ZM171 115L173 116V113L171 112ZM176 115V116H177ZM194 115V116H193ZM218 115H220V113H218ZM233 115V114H232ZM231 115V116H232ZM65 116H66V118L68 119V120H64V119H66L65 118ZM78 116V117H77ZM85 116V115H84ZM89 116V115H88ZM116 116V115H115ZM153 116H156V117H153ZM183 116V117H182ZM185 116V117H184ZM202 116V115H201ZM216 116H217V113H216ZM234 116V115H233ZM236 116V115H235ZM234 116V117H235ZM259 116V115H258ZM60 117H64V118H62L63 119V122H61L60 123V120H61V118ZM76 117L77 118H80L81 120H77L76 119ZM86 117V116H85ZM175 117V116H174ZM173 117V118H174ZM193 118L194 117V119H190V118ZM206 117H208V116H206ZM213 117H215V116H213ZM218 117H220V116H218ZM222 117V116H221ZM220 117V118H221ZM260 117V116H259ZM165 118V117H164ZM203 118H204V116H203ZM210 117H208L207 119H209ZM217 118V117H216ZM216 118H214V119H216ZM237 118V117H236ZM60 119V120H59ZM86 119H89L88 117L86 118ZM206 119V118H205ZM214 119H212L211 118V120H214ZM226 119H227V117H226ZM228 119H229V116H228ZM228 119L226 120V121H228ZM260 119V118H259ZM264 119V118H263ZM262 119V120H263ZM117 120V119H116ZM162 120H164V119H162ZM172 120V121H173ZM224 119H222V122H221V124L223 125V123L225 122V120L223 121ZM230 120V119H229ZM231 120H233V121H235L234 120V118L233 119H231ZM239 120H240V118H239ZM65 121V122H64ZM111 121H110V123H111ZM207 121H209V120H207ZM215 121V120H214ZM213 121V122H214ZM217 121V120H216ZM238 121V120H237ZM264 121V120H263ZM58 122V123H57ZM87 122V121H86ZM203 122V121H202ZM201 122V123H202ZM213 122H211V124L213 123ZM260 122V121H259ZM262 122V121H261ZM200 123V122H199ZM198 123V124H199ZM200 123V124H201ZM203 123H205V122H203ZM209 123V122H208ZM227 123V122H226ZM236 123V122H235ZM69 124V123H68ZM207 124V123H206ZM210 124V123H209ZM220 124V125H221ZM229 124H231V123H229ZM228 124V125H229ZM232 124H234V123H232ZM231 124V125H232ZM65 125V126H64ZM146 125V126H145ZM220 125L218 126V127H220ZM221 125V126H222ZM224 125H226V124H224ZM228 125H227V127H228ZM113 126V127H112ZM159 126V125H158ZM194 126V125H193ZM201 126V125H200ZM202 126H206V125H202ZM112 127V128H111ZM146 127V128H145ZM191 127H192V125H191ZM190 127V128H191ZM195 127H197V126H195ZM195 127H193L194 129H195ZM199 127V126H198ZM209 127V126H208ZM211 127V126H210ZM218 127H217V129H218ZM224 127V126H223ZM222 127V128H223ZM235 127H237V125L235 126L234 125V129L236 130L237 128H235ZM155 128H157L158 129V127L157 126H155ZM201 128V127H200ZM199 129V128H198ZM214 127L212 126V128H209L208 129V131L209 130H212V131H214ZM220 129V128H219ZM218 129V130H219ZM224 129V128H223ZM226 129V128H225ZM193 130V129H192ZM196 130V129H195ZM194 130V131H195ZM203 130V129H202ZM227 131L226 132H229L228 131V128L226 129ZM238 130V129H237ZM236 130V131H237ZM147 133H146V132ZM194 131H193V133H194ZM198 131V130H197ZM197 131H195V133H197ZM211 131V132H212ZM221 131V130H220ZM219 131V132H220ZM224 131V130H223ZM233 130H231V132H232ZM211 132L209 133V134H211ZM225 132V133H226ZM235 132V131H234ZM192 133V134H193ZM205 133H206V131H205ZM213 134L215 133V131L214 132H212ZM224 133V134H225ZM233 133V132H232ZM134 134H138L137 136V138H139V139H141V137L143 138V139H141V140H143V141H140L139 142V140H137L136 141V137H134L135 135ZM201 135H202V132L200 133ZM212 134V135H213ZM216 134V133H215ZM217 134H218V132H217ZM216 134V135H217ZM223 134V133H222ZM224 134L222 135V137L223 138H225L224 137ZM227 134V133H226ZM229 134H231L230 132H229ZM237 134V133H236ZM130 135H132V137H133V141H130L131 139H132V137H130ZM140 135H142L141 137H140ZM148 135V134H147ZM150 135H149V137H150ZM191 135V134H190ZM190 135H189V137H190ZM198 135H199V133H198ZM207 135L208 134H206L205 135V137H207ZM220 135V134H219ZM154 136V135H153ZM186 136V137H185ZM195 136V135H194ZM200 136V135H199ZM218 136V135H217ZM216 136V137H217ZM221 136V135H220ZM219 136V137H220ZM189 137H188V140H189ZM204 137V136H203ZM209 137V136H208ZM211 137V136H210ZM219 137H217L216 139H221V138H219ZM131 138V139H130ZM192 138H194V137H192ZM197 138V137H196ZM228 138V136L226 137V139ZM259 138V139H260ZM130 139V140H129ZM182 139V140H181ZM190 139H191V137H190ZM199 139V137L197 138V140ZM234 139V138H233ZM240 139V138H239ZM239 139H236V141L237 140H239ZM243 139V138H242ZM176 140H177V142H176ZM192 140V139H191ZM194 140H195V138H194ZM212 140V139H211ZM211 140L209 139V141L211 142ZM221 140H223V139H221ZM180 141H182L181 143H184L185 144V147L187 146V145H189V146H187V148H186V150L187 151H185L184 152V144H181L180 143ZM190 141V140H189ZM207 141V140H206ZM252 142H250L249 141V143H246L245 144V142H243V141H241V143L243 142L244 143V145H242L240 142H239V144H241L242 146H240L239 144H237V145H239L240 147H244L245 145V148H243V150L245 151V154H246V152L248 153V154H246V155H244V159H245V161H246V163L248 162V160L249 159H251V160H249V161H252V159H255V158H253L252 156H253V154L252 155H250L252 152H255L254 150H256L255 148H257V147H259V148H261V146H264L263 144H262V142L264 141L263 139H261V141H258L257 140V142H255L254 143V141H253V139L251 140ZM168 142V143H167ZM176 142V144H174ZM194 142V141H193ZM198 142V141H197ZM208 142V141H207ZM210 142H208L209 144H210ZM214 142V144L213 145H215L216 143V140H214L213 141ZM217 142H220V141H218L217 140ZM260 142V143H259ZM168 144L167 146L165 145V144ZM236 143H238V142H236ZM253 145H252V144ZM257 143V144H256ZM264 143V142H263ZM187 144V145H186ZM234 144V143H233ZM233 144H228L229 146L230 145H233ZM254 144H255V146L256 145H258V144H260L261 146H254ZM211 145V144H210ZM226 145V144H225ZM247 145H248V148H247ZM252 145V147H251V149H250V146ZM169 146V147H168ZM190 146V147H191ZM229 146L227 147L228 149H230L229 148ZM238 146V147H239ZM255 148H254V147ZM212 147L213 146H211V147H209V149L211 148L212 149ZM224 147V146H223ZM222 147V148H223ZM233 147H234V145L231 147V150H234L233 149ZM235 147H237V146H235ZM236 148V149H238V151L241 149L240 147L239 148ZM216 148V147H215ZM252 148L254 149V150H252ZM264 148V147H263ZM205 149V148H204ZM207 149V148H206ZM209 149H208V152H210L209 151ZM210 149V150H211ZM224 149H225V147H224ZM246 149H247V151H246ZM248 149H250L252 152H249L250 150H248ZM257 150H258V148H257ZM261 150V151H260ZM262 150L264 151V149H259V151L260 152H262ZM191 151V152H190ZM226 151V150H225ZM229 151V150H228ZM236 151V150H235ZM237 151V152H238ZM243 151V152H244ZM259 151H257V156H259ZM186 152H190L189 154L188 153H186ZM194 152V153H193ZM218 152H220V150L219 151H217V153ZM221 152H222V149H221ZM231 152V151H230ZM234 152V151H233ZM242 152V153H243ZM192 153H193V155H192ZM216 153V154H217ZM223 153H224V150H223ZM232 153V152H231ZM230 153V154H231ZM241 153V151L239 152V154ZM264 153V152H263ZM185 154H187L188 155V157L187 156H185ZM224 154H227V151L224 153ZM234 154V156L236 155V152L235 153H233ZM233 154H231V155H233ZM244 154V153H243ZM255 154V153H254ZM189 155H192V156H189ZM196 155V156H197ZM202 155V154H201ZM200 155V156H201ZM209 155V154H208ZM215 155V154H214ZM220 155V154H219ZM223 155V154H222ZM222 155H220V156H222ZM228 155V154H227ZM248 155V156H247ZM197 156V157H198ZM206 156V155H205ZM216 156L217 155H215L214 157L216 158ZM233 156V157H234ZM243 156V155H242ZM245 156L246 157H249L248 159L247 158H245ZM255 157H257L256 155H254ZM260 156H261V154H260ZM262 156H264V154L262 155ZM261 156V157H262ZM138 157H140V159L138 158ZM143 157H144V159H143ZM151 157V158H150ZM165 157V158H164ZM223 158H224V160H225V158H228V157H225L224 155L222 156ZM232 157V158H233ZM239 158V156H236V158ZM140 160V161H142L143 160V162H140V164L138 163V165H135V163H136V160H138V159ZM142 158V159H141ZM164 158V159H163ZM186 158H187V161H185L186 160ZM196 157H194V159H195ZM206 158H208V157H203V158H201V159H204V161L203 160H198V162L200 161H202V162H204V163H206L207 162V159ZM219 158V157H218ZM222 158V159H223ZM231 158V159H232ZM235 158V159H236ZM238 158H237V160L236 161H238ZM69 159V160H68ZM205 159H206V162H205ZM214 159V158H213ZM229 159V158H228ZM234 159V160H235ZM239 159H241V158H239ZM244 159L242 158L241 160H243L244 161ZM261 161H262V158H259ZM258 159V160H259ZM212 160V159H211ZM216 160H217V158H216ZM216 160H214V161H216ZM256 160H257V158H256ZM257 160V161H258ZM195 161V160H194ZM214 161H212L211 163H213V165L214 164H218V163H214ZM218 162H220V163H222L223 164V162H221L219 159L217 160ZM228 161V160H227ZM231 161H233V160H231ZM240 161V160H239ZM238 161V163H240ZM254 161V160H253ZM253 161H252V165H253ZM257 161H255L254 162V165H255V163L256 164H258L257 163ZM190 162V163H189ZM199 162V163H200ZM235 162V161H234ZM259 162V161H258ZM141 163H143V165L141 164ZM185 163H189L188 165H186ZM208 163V162H207ZM219 163V164H220ZM244 163V162H243ZM243 163H242V165H243ZM250 164H248L249 165V168H250V165H251V162H249ZM209 164V163H208ZM221 164V165H222ZM225 164V163H224ZM228 164H230V163H228ZM237 164V163H236ZM141 165H142V167H141ZM202 165H203V167H202ZM211 165V164H210ZM213 165H211V167L213 168V167H215V166H213ZM226 165H227V162H226ZM237 165H239V164H237ZM237 165H235V166H237ZM253 165V166H254ZM72 166V165H71ZM185 166H187L186 168H185ZM194 166V165H193ZM218 166V165H217ZM216 166V168H214V171H215V169L217 170V168H225V165L222 167V166H218L217 167ZM233 166H234V163H233ZM241 166V165H240ZM252 166V167H253ZM255 166H257V165H255ZM254 166V168L255 169H252L253 171L254 170H256L257 169V167H255ZM72 167V168H73ZM141 167V168H140ZM182 167L185 169V171H189V170H191L190 172L191 173H193V175L191 174H189L190 176H187L186 175V173L188 174L189 172H186L185 173V171H184V169L182 170ZM210 166H209V171H211V168ZM242 167H245V166H242ZM264 167V165H262V168ZM180 168V169H179ZM188 168V169H187ZM220 168V170H217V173H214V172H212V175H213V177L214 176H219V175H216V174H218V172L220 171V173L222 172L221 169ZM238 169H239V166L237 167ZM248 168V169H249ZM258 168H259V166H258ZM262 168H261V170L259 171V172H261L262 171ZM187 169V170H186ZM197 169H199V170H197ZM201 169H202V171H203V173H202V175H201ZM207 169V168H206ZM234 169V168H233ZM242 168L240 167V169H239V171L241 170ZM245 169V168H244ZM247 167H246V170H243L244 172L246 171V174L248 173L247 172ZM251 169V168H250ZM76 170V169H75ZM134 170V171H133ZM139 170V171H138ZM229 170V172H230V169H228ZM228 170H227V172H228ZM77 171V170H76ZM207 171V170H206ZM209 171H208V173H209ZM231 171L232 172H234L233 170H232V168H231ZM236 171V172H238V173H242V171ZM252 171V172H253ZM257 171V170H256ZM72 172V171H71ZM105 172V173H104ZM195 172V171H194ZM235 172V173H236ZM251 172V171H250ZM258 172V173H259ZM264 172V171H263ZM74 172H72V174H73ZM136 173V174H135ZM215 175H214V174ZM226 173V172H225ZM236 174V178H237V175H238V178L240 179V178H242V176L245 174V173H243V175H241V174ZM256 174V172H253V174ZM258 173L256 174V176L258 175ZM172 175V181L170 180V176ZM223 174V173H222ZM229 174H234V173H229ZM250 174V173H249ZM254 174V175H255ZM75 175H76V173L74 174V177H75ZM241 175V177H239ZM261 175V174H260ZM100 176L98 177V179H100ZM226 176V175H225ZM229 176V175H228ZM227 176V177H228ZM247 175H245V178H244V180L247 178V177H249V176H247ZM251 176H253L252 174H251ZM256 176H254L255 178H256ZM262 176H264L263 174H262ZM68 177V176H67ZM66 177V178H67ZM106 176L104 175H102L101 176V179H103L102 181H104V178H105ZM206 177H208V174H207V176ZM211 177V176H210ZM213 177H211V178H209V179H207V180H209L210 181V179H212L213 180ZM224 177V176H223ZM226 177V178H227ZM254 177H252V178H254ZM260 177V176H259ZM69 178L70 177H68L67 179L69 180ZM72 178V177H71ZM200 178L201 177H199V180H200ZM215 178V177H214ZM218 178V177H217ZM235 178V177H234ZM233 177H232V179H234ZM235 178V179H236ZM238 178L236 179V181L238 180ZM242 178V179H243ZM252 178H249L250 180L252 179ZM258 178V177H257ZM261 178V177H260ZM53 179H55V180H53ZM76 179H77V176H76ZM76 179L74 180V181H76ZM216 179V178H215ZM215 179H214V182H215ZM225 179V178H224ZM231 179V178H230ZM229 179V180H230ZM232 179H231V183H229L230 181H227V180H225V181H227L228 183H229V190H228V194L230 195L229 196V198L232 196V199H234L233 198V195H231L230 193H232L233 192V194H235V191H232V190H234V189H237V187H235L234 188V186H232L233 184H232ZM242 179H240V180H242ZM51 180V181H50ZM52 180H53V182L54 183H51L52 182ZM66 180V179H65ZM72 180V179H71ZM79 180V179H78ZM97 180V179H96ZM187 180H189L190 182H189V184L187 185V183H185V185H184V189H183V186H182V184L181 183H183V182H181V181H187ZM218 179H216V181H217ZM219 180H220V178H219ZM240 180H239V182H240ZM249 180V181H250ZM253 180V179H252ZM259 180V179H258ZM64 181V182H63ZM80 181V180H79ZM94 181V180H93ZM104 181V182H105ZM174 181V182H173ZM193 181V182H194ZM202 181H205V180H202ZM209 181H206L207 183H211V184H214V182H209ZM224 181V180H223ZM222 181V182H223ZM248 181V178H247V181H245V184H246V182L248 183L249 182ZM70 182V181H69ZM78 182V181H77ZM97 182H100V180H98ZM104 182H102V183H104ZM105 182V183H106ZM172 182V183H171ZM181 182V183H180ZM188 182V181H187ZM233 182H235V181H233ZM241 182H243L244 183V181H241ZM253 182V181H252ZM256 182H260V181H256ZM56 183V187L54 188V191L52 190V189H45V188H48L51 184H55ZM67 184H68V181L66 182ZM76 183V182H75ZM80 183V182H79ZM94 183V182H93ZM221 183V182H220ZM219 183V184H220ZM226 183V182H225ZM224 183V184H225ZM235 183H237V182H235ZM242 183V184H243ZM249 183H251V182H249ZM248 183V184H249ZM254 183H255V180H254ZM262 183H264L263 182V180H262ZM64 184V185H63ZM77 184V183H76ZM97 183L95 182V184H93V185H96ZM99 184V183H98ZM97 184V188H98V186L100 187H102V185H104V187L107 185V184H102V185H98ZM101 184V183H100ZM179 184H181V186L179 185ZM194 184V183H193ZM200 184V183H199ZM210 184V185H211ZM223 184V185H224ZM230 184H232L231 185V188H230ZM239 184V183H238ZM252 184L253 183H251V184H249L248 186H252ZM256 184V183H255ZM258 184V183H257ZM256 184V185H257ZM261 184V183H260ZM63 185V186H62ZM69 185H72V188H73V190L77 187V186H74L72 183L71 184H69ZM81 185V184H80ZM80 185L78 186V187H80ZM178 185L181 187V189H182V192H180L181 190L178 188ZM210 185H208V187H205L204 188V190L206 189V188H208V190L209 189H211V188H215L217 191H218V188H216L217 186L214 184V187H213V185L212 186H210ZM227 184H225L219 191H221L222 189V193L221 194H226V189L225 188H228L227 186H226ZM235 185V184H234ZM54 186V185H53ZM185 186H187L186 188H185ZM190 186H191V184H190ZM189 186V187H190ZM193 186V185H192ZM202 186V187H201ZM211 188H210V187ZM216 186V187H215ZM219 186V185H218ZM222 186V185H221ZM226 186V187H225ZM238 186V185H237ZM242 187L243 185H240L239 184V187ZM250 186V187H251ZM260 186V185H259ZM263 186V185H262ZM225 187V188H224ZM244 187V186H243ZM243 187L241 188V189H243ZM245 187L247 188H245V190H247L248 191V187L245 185ZM95 189H97L96 187H94ZM123 188H125V189H123ZM190 188V189H191ZM220 188V187H219ZM234 188V189H233ZM260 188V187H259ZM262 188V187H261ZM77 189V188H76ZM99 189V188H98ZM97 189V190H98ZM101 189V188H100ZM170 190V191H167V190ZM180 191H179V190ZM199 189H200V191H199ZM203 189V188H202ZM226 191H225V190ZM232 189V190H231ZM238 189H240V188H238ZM250 190L249 191H251V188H249ZM253 189H255V188H253ZM252 189V192H254V191H258V189H256V190H253ZM78 190V189H77ZM102 190H104V188L102 189ZM204 190H202V191H204ZM208 190H205V191H207L206 193H210ZM212 190V189H211ZM216 190H212L213 192L212 193H210V194H205V191H204V193H203V195H201L202 197L203 196H208V200H209V198H210V202L208 201H206L205 203L206 204H210L211 202L212 203H217L218 204V199L214 196L213 197V195L212 194H216V193H214ZM264 190V189H263ZM89 191V192H90ZM231 191V192H230ZM242 191V190H241ZM241 191H239V192H241ZM260 191H261V189H260ZM168 192H172V194H170L169 195V193ZM179 192V193H178ZM243 192V191H242ZM241 192V193H242ZM245 192V191H244ZM198 193V195H196ZM218 193V192H217ZM238 193V191L236 192V194ZM241 193H240V195H241ZM258 193V192H257ZM260 193H262V192H260ZM66 194V193H65ZM88 196H87V195ZM205 194V195H204ZM235 194V195H236ZM248 194H252V193H247V196H248ZM263 194H264V192H263ZM67 195V194H66ZM74 194H72V196H73ZM75 195H76V193H75ZM91 195V196H90ZM183 195V196H182ZM196 195V196H195ZM238 195V194H237ZM242 195H243V193H242ZM254 194H252V195H250V196H253ZM60 197H58V199L59 198H63V197H61V195H59ZM69 197H70V195H68ZM71 196V197H72ZM97 196H95L96 198H97ZM179 196V198H181V196H182V202H181V200L179 199V198H177V197ZM211 196L213 197V198H211ZM217 196H218V194H217ZM227 196V195H226ZM239 196V195H238ZM246 196V197H247ZM258 197H259V195H257ZM175 197L177 198V199H179V200H177V199H175ZM186 197V198H187ZM199 197V198H198ZM220 197H222V196H220ZM240 197V196H239ZM244 197V196H243ZM262 197H264V196H262ZM67 198V201L66 202H68V197H66ZM74 198V197H73ZM77 198V196L75 197V199ZM108 198H110V199H108ZM186 198H185V202L187 201L186 200ZM188 198V199H189ZM197 198H198V200H197ZM204 198V197H203ZM206 198V197H205ZM225 198V195H224V197L222 198V199H224ZM227 198V197H226ZM225 198V199H226ZM228 198V199H229ZM237 198V197H236ZM235 198V199H236ZM251 198V197H250ZM256 198V197H255ZM61 199H60V201H61ZM75 199H74V201H75ZM78 199V198H77ZM76 199V200H77ZM79 199V200H80ZM199 199H200V201L201 202H198L199 201ZM217 201H216V200ZM220 199V198H219ZM231 199V198H230ZM238 199V198H237ZM248 199V198H247ZM258 199V198H257ZM261 199V198H260ZM259 199V200H260ZM95 200H97V201H95ZM216 202H215V201ZM250 200H253V199H250ZM255 200V199H254ZM50 201H52L51 202V204H49V202ZM59 200L57 201V203H61V202H64L65 201V199H64V201H61L60 202ZM71 201H73V199H71ZM176 201L178 202L177 204H179L180 206L179 207H176L177 205H175L176 204ZM179 201H180V203H182V204H180L179 203ZM222 201V200H221ZM227 201V200H226ZM229 201V200H228ZM256 201V200H255ZM261 201V200H260ZM76 202V201H75ZM185 202H184V205H183V208H184V206H186L185 205ZM225 202V201H224ZM231 202H233L232 200H231ZM248 202H249V200H248ZM253 202V201H252ZM259 202V201H258ZM78 203V202H77ZM92 203V202H91ZM121 203V204H122ZM186 203V204H187ZM195 203H194V205L193 206H196L195 205ZM210 204V205H212V206H210V207H212V208H214V204ZM220 204L222 203L223 204V202H219ZM227 203V202H226ZM229 203V202H228ZM238 203V202H237ZM239 203H244V202H239ZM261 203H264L263 202V200H262V202ZM62 204V203H61ZM60 204V205H61ZM65 204V203H64ZM67 204V203H66ZM73 204H75L76 205V203H72V205ZM79 204V203H78ZM108 204H110V203H108ZM198 204V205H199ZM206 204H205V209L207 210L208 209V205L206 206ZM233 204H235V202L233 203ZM233 204H231V205H233ZM252 204V203H251ZM253 204H254V202H253ZM257 204V203H256ZM71 205V204H70ZM80 205V204H79ZM89 205V204H88ZM214 205V206H213ZM243 205V204H242ZM241 205V206H242ZM258 205H260V203L258 204ZM47 206H48V210H46V208H47ZM55 206L53 207L55 210H56V208H55ZM74 206V205H73ZM95 206H89L88 207V209L91 211V209H92V207H95ZM191 206V207H190ZM219 206V205H218ZM221 206V205H220ZM234 206H236V207H238L236 204L234 205ZM247 206V205H246ZM264 206V205H263ZM262 205H261V207H263ZM44 207H46V208H44ZM62 207H63V205H62ZM66 207V206H65ZM69 207V206H68ZM67 207V208H68ZM82 207V206H81ZM84 207V206H83ZM111 207H112V210H111ZM207 207V208H206ZM209 207V208H210ZM227 207V206H226ZM243 207H245V206H243ZM53 208H51V209H53ZM59 208H61V207H58V209ZM101 208H103V207H101ZM180 208V209H179ZM186 208V207H185ZM193 208V207H192ZM196 210H195V209ZM193 208V210L192 211H194L195 210V212L197 211V208H200L199 206H196V207H194ZM221 208V211H222V209L224 208V206L223 207H220ZM231 208V211H232V208L233 207H230ZM235 208V207H234ZM249 208H250V206H249ZM252 209H254V207H251ZM258 208V207H257ZM44 209V210H43ZM71 209V208H70ZM73 209H75V208H73ZM78 209V208H77ZM81 210H82V208H80ZM79 209V210H80ZM84 209V208H83ZM86 209L84 210L85 211V213L87 212V214H85V218H86V215H88V210L86 211ZM116 209V210H115ZM205 209H204V211H203V213H205V215L207 214L206 212H208V211H210L209 209L205 212ZM215 209V208H214ZM217 209H218V207H217ZM229 209V208H228ZM227 209V210H228ZM241 210V209H238V208H235V210ZM245 209V208H244ZM243 209V210H244ZM111 210V211H110ZM189 210V211H190ZM243 210H242V212H243ZM251 210V209H250ZM61 211V210H60ZM64 211V210H63ZM72 211V210H71ZM97 211V212H96ZM115 211H117L118 213H115ZM183 211V212H182ZM188 211V212H189ZM218 212H219V210H217ZM252 211V210H251ZM255 211V215H256V210H254ZM258 211H260L259 210V208H258ZM261 211H262V209H261ZM48 212H51V211H48ZM54 212V211H53ZM52 212V213H53ZM56 212V211H55ZM68 211H66V213H67ZM76 212V211H75ZM79 212V211H78ZM81 212H83V211H80V213ZM98 212H99V214H98ZM111 212V213H110ZM179 212V213H178ZM187 212V213H188ZM194 212V213H195ZM212 212H213V210H212ZM214 212H216V211H214ZM218 212H216L215 214H216V216H217V213ZM224 212V211H223ZM223 212H219V214L221 215V216H223V218L226 220L227 219V217L228 216H226V217H224V214H223ZM247 212L249 213L250 211H248L247 210ZM59 213V212H58ZM57 213V214H58ZM184 213V214H186L187 216L189 215V216H192L194 213H192V215L190 214V213ZM197 213V212H196ZM223 215H222V214ZM225 213V212H224ZM227 213V215H228V213L229 212H226ZM226 213H225V215H226ZM239 213V212H238ZM62 214H65V213H62ZM69 214V213H68ZM73 214V213H72ZM91 213H89V216L87 217L88 218V220H89V218H93L91 215H90ZM94 213L92 214V215H95ZM101 214V215H102ZM177 214V216H175ZM184 214H182V215H184ZM199 214H201V213H199ZM208 214H209V212H208ZM212 214V213H211ZM214 214V213H213ZM218 214V215H219ZM242 214V213H241ZM245 214V213H244ZM254 214H252V215H254ZM259 214H260V212H259ZM71 215V214H70ZM101 215H99V216H97L98 218H96L95 216V220L94 219H92V220H87L86 219V221L89 223L90 221V224H88V223H86L87 224V226H90L92 223V225H96L95 223V221L97 220L98 222H99V217L101 216ZM121 216L120 218L118 217V216ZM246 215H248V214H246ZM261 215V214H260ZM57 216V215H56ZM55 216V217H56ZM62 216V215H61ZM61 216H59V217H61ZM66 216L67 215H65V218H63V216H62V218H63V220H65L66 219ZM73 217H75V215H72ZM81 216V215H80ZM91 216V217H90ZM185 216V215H184ZM183 216V217H184ZM187 216H185L184 218L185 219H187ZM189 216H188V218H189ZM194 216V215H193ZM192 216V217H193ZM221 216H218V217H221ZM230 216V215H229ZM232 216V215H231ZM233 216H234V214H233ZM233 216H232V218H233ZM237 216V215H236ZM244 215H242V217H243ZM256 216H258V215H256ZM255 216V217H256ZM54 217V218H55ZM68 217V216H67ZM102 217V216H101ZM102 217V218H103ZM108 217V216H107ZM112 217V216H111ZM177 217V218H176ZM208 217V216H207ZM246 217V219H247V216H245ZM261 217H262V220L264 219V215L262 216L261 215ZM53 218V217H52ZM53 218V219H54ZM62 218L59 220V223H57V226H58V228H59V225L58 224H60V228H61V223H63V222H66V221H62L61 223H60V221L62 220ZM122 220L123 218H124V220L121 222L120 220ZM182 218V217H181ZM184 218H183V221H184V223L183 224H186L185 223V220H184ZM202 218V217H201ZM222 218V217H221ZM229 218V217H228ZM235 218V217H234ZM233 218V219H234ZM249 218V217H248ZM52 219V220H53ZM74 219V218H73ZM76 219V218H75ZM80 219H83L82 217L80 218ZM107 219V218H106ZM105 219V222L107 221ZM125 219L126 220H128V223H127V221H125ZM206 219V218H205ZM205 219H203V220H205ZM209 219V218H208ZM211 219V218H210ZM220 219V218H219ZM230 219H231V217H230ZM244 219V218H243ZM242 219V220H243ZM251 219V218H250ZM249 219V220H250ZM255 219V218H254ZM261 218H259V220H260ZM78 220V219H77ZM102 220V219H101ZM119 220V221H118ZM187 220H189V219H187ZM186 220V222L188 223L189 221H187ZM192 219L190 218V221H191ZM223 220V219H222ZM232 220V219H231ZM239 220V219H238ZM238 220H237V222H238ZM241 220V219H240ZM248 220V221H249ZM58 221V220H57ZM68 221V220H67ZM69 221H71V219L69 220ZM85 221V222H86ZM94 221V222H93ZM118 221V222H117ZM246 221V220H245ZM244 221V223H246ZM52 222V221H51ZM80 222V221H79ZM97 222V223H98ZM181 222V221H180ZM224 222V221H223ZM222 222V223H223ZM226 222H227V220H226ZM225 222V223H226ZM232 222V221H231ZM233 222H235V223H237L236 222V219L235 220H233ZM260 222V221H259ZM73 223V222H72ZM74 223L76 224V222L74 221ZM103 223H104V221H103ZM175 223H173V224H175ZM178 223V222H177ZM190 223V222H189ZM192 223V222H191ZM190 223V224H191ZM195 223V222H194ZM204 223V222H203ZM207 223H209V222H207ZM224 223V224H225ZM229 223V222H228ZM228 223H226V224H228ZM240 224H242V222H239ZM250 223V222H249ZM54 224H55V222H54ZM75 224L73 225V226H75ZM83 224V223H82ZM112 224V223H111ZM127 224V225H126ZM181 224V223H180ZM179 224V225H180ZM189 224V226H191ZM199 224V223H198ZM230 224V223H229ZM229 224L227 225V227H229ZM233 224V223H232ZM255 224V223H254ZM259 224V223H258ZM261 224H263L262 223V221H261ZM49 225V224H48ZM65 225V224H64ZM64 225H62V226H64ZM68 225V224H67ZM91 225V226H92ZM99 225V224H98ZM103 225V224H102ZM172 225V224H171ZM175 225H177V224H175ZM175 225H174V227H175ZM187 226H188V224H186ZM186 225H180V227H181V229H182V227L183 226H185L186 227ZM205 225H206V223H205ZM209 225V224H208ZM208 225L206 226V227H208ZM213 225H214V223H213ZM236 224H234V226H235ZM244 225V224H243ZM247 225H248V223H247ZM246 225V226H247ZM55 226H56V224H55ZM66 226V225H65ZM86 226V225H85ZM94 226H92V228H94ZM97 226V225H96ZM107 226V225H106ZM105 226V228H107ZM188 226V228H190ZM192 226H193V223H192ZM202 226H204V225H201V227ZM237 227H238V225H236ZM242 226V225H241ZM68 227V226H67ZM70 227H72V225L70 226ZM104 227V226H103ZM173 227V226H172ZM174 227L172 228V231H173V229H174ZM243 227V226H242ZM252 227H253V225L251 224V230L253 231V234H254V231H256V229H257V231L259 230L257 227H259V225H257V227H256V225L254 226V227H256L255 228V230H253L252 229ZM263 227V226H262ZM57 228V230H59ZM77 228V227H76ZM79 228V227H78ZM89 228V227H88ZM98 228H100V227H98ZM170 228H171V226H170ZM184 228V227H183ZM197 228H200V227H197ZM209 228V230H210V227H208ZM207 228V229H208ZM214 228V227H213ZM240 228V227H239ZM250 228V227H249ZM260 228V227H259ZM46 229V230H45ZM68 229V228H67ZM81 229V228H80ZM86 229V228H85ZM96 229H97V227H96ZM102 229V228H101ZM104 229V228H103ZM180 229V228H179ZM180 229V230H181ZM184 229H186V228H184ZM194 229H196V228H194ZM202 230H204L205 229V227L204 228H201ZM217 229V228H216ZM234 229H236L235 227H234ZM242 229V228H241ZM82 230V229H81ZM88 230V229H87ZM90 230V231H89ZM88 230V232H91L92 233V231H91V229H89ZM98 230V229H97ZM175 230H176V228L174 229V232H175ZM178 230V229H177ZM179 230V231H180ZM191 230V229H190ZM197 230V229H196ZM215 230V229H214ZM243 230V229H242ZM242 230H240L241 232H242ZM248 230V229H247ZM247 230H246V232H247ZM250 230V231H251ZM55 231V232H54ZM63 231L65 232V227H64V229H63ZM63 231L61 232V234L63 233ZM66 231H68V230H66ZM75 231H77V230H75ZM80 231V230H79ZM82 231H84V229L82 230ZM81 231V232H82ZM93 231H94V229H93ZM100 231V230H99ZM102 231V230H101ZM104 231V230H103ZM106 231V230H105ZM104 231V232H105ZM108 231V230H107ZM171 231V232H172ZM182 231V230H181ZM184 231V230H183ZM192 231V230H191ZM211 231V230H210ZM209 231V232H210ZM218 231V230H217ZM231 231H233V230H231ZM237 230H235V232H236ZM239 231V230H238ZM239 231V232H240ZM250 231L248 232V233H250ZM261 231V230H260ZM259 231V232H260ZM38 232H40L41 234H45V236H47V237H44L45 239H44V241H43V243L42 244H40V243H38L39 241H36L37 243H35V239L33 240H31L30 238H33V237H29V236H32V235H34V236H36V233L38 234ZM57 232V233H56ZM85 232V231H84ZM112 232V231H111ZM186 232V231H185ZM193 232V231H192ZM200 232H201V230H200ZM204 232V231H203ZM208 232V231H207ZM221 232V231H220ZM240 232V233H241ZM261 232H263V230L261 231ZM60 233V232H59ZM58 233V234H59ZM86 233V232H85ZM100 233V232H99ZM173 233V232H172ZM180 233V232H179ZM212 233H213V230H212ZM216 232H214L213 234H211V236L212 235H214ZM264 233V232H263ZM75 234V233H74ZM80 234H82V233H80ZM89 234V233H88ZM96 234V233H95ZM102 234V233H101ZM110 234V233H109ZM108 234V235H109ZM165 234V233H164ZM175 234V233H174ZM176 234H178V232L176 233ZM175 234V235H176ZM181 234L182 235H176V237H179V239L181 238V236L184 238L185 237V241H184V239L183 238H181V239H183L182 241H181V239L179 240H177V238L175 237V235H173L175 238H176V240H175V242L176 241H178L177 243H179V241H181L182 243H183V247L181 246L182 245V243L180 242V244L181 245H179V246H181L182 248H184V249H186L187 247V238H188V236H189V234L187 235V238H186V234L183 232H181ZM184 234H185V236H184ZM196 234H197V232H196ZM205 234H206V232H205ZM217 234H218V232H217ZM221 234H223L222 232H221ZM221 234L219 235V236H221ZM236 234H237V232H236ZM251 234L252 233H250L249 235L251 236ZM253 234H252V236H253ZM52 235V234H51ZM54 235H53V237H54ZM79 235V233L77 234V236ZM86 235H87V233H86ZM91 235V234H90ZM90 235H87V236H90ZM113 235V234H112ZM137 236V239H138V244H135L134 243V247H132V239H130V236ZM154 235H157V236H159V237H157V236H155L154 237ZM194 235H195V231H194ZM201 235V234H200ZM199 235V236H200ZM224 235V234H223ZM248 235V236H249ZM256 235V234H255ZM264 235V234H263ZM40 236V235H39ZM42 236V235H41ZM76 236V235H75ZM74 236V237H75ZM98 236V235H97ZM102 236V235H101ZM101 236H100V238H101ZM104 237L106 236V233H104V235H103ZM162 236V235H161ZM164 236V235H163ZM168 236V237H169ZM173 236L171 235V237L173 238ZM205 236V235H204ZM217 236V235H216ZM228 236V235H227ZM226 236V237H227ZM248 236H246V237H248ZM251 236V237H252ZM258 236V235H257ZM27 237H29V238H27ZM52 237V236H51ZM61 237V236H60ZM67 237V236H66ZM69 237H71V235L69 236ZM80 237V236H79ZM81 237H82V235H81ZM85 237V236H84ZM83 237V238H84ZM110 237V236H109ZM166 237V236H165ZM194 237V236H193ZM203 237V236H202ZM251 237H249L250 238V240L251 239H253V238H251ZM29 239V241L31 240V241H34V242H30V243H32V244H30V245H26L24 248H25V252H26V259H27V261H23L22 263H20V262H18L19 260H20V256H19V259L17 258L18 257V252H19V250H20V245H19V243H18V241L20 242V241H23V239H24V242H29V241H27V239ZM65 238V237H64ZM87 238V237H86ZM85 238V239H86ZM90 238V237H89ZM88 238V239H89ZM93 238V237H92ZM91 238V239H92ZM96 238V237H95ZM106 238H108V237H106ZM152 238H157V240H155L156 242L158 241V240H160V242L158 241L157 243H155L156 245H157V248L154 250H151V253L147 250V249H145V247L146 246H150V248H154L153 246H151V245H149V243H150V241L152 242ZM174 238V239H175ZM190 238L191 237H189V240H190ZM232 238V237H231ZM259 239H261V236L260 237H258ZM3 239V240H4ZM25 239H26V241H25ZM41 239V238H40ZM39 239V240H40ZM58 239V238H57ZM62 239H63V236H62ZM66 239V238H65ZM98 239H99V236H98ZM101 239H103V238H101ZM111 239V238H110ZM129 239H130V241H131V244L129 243L130 241H129ZM133 239H134V237H133ZM137 239L135 238L134 240H136V242H137ZM195 239V238H194ZM197 239V238H196ZM233 239V238H232ZM237 239V238H236ZM241 239H242V236H241ZM37 240H38V238H37ZM77 240V239H76ZM79 240V239H78ZM81 240V239H80ZM83 240V239H82ZM90 240V239H89ZM109 240V239H108ZM107 240V241H108ZM167 240V239H166ZM192 240H193V238H192ZM191 240V242H193ZM199 240H200V238H199ZM209 240V239H208ZM217 240V239H216ZM216 240H214V241H211V242H214L215 244H217L216 243ZM244 240H246V239H244ZM249 240V239H248ZM250 240H249V242H250ZM258 240V239H257ZM262 241H263V239H261ZM48 241V240H47ZM75 241V240H74ZM93 241V240H92ZM105 241V240H104ZM113 241V240H112ZM155 241H153V243L155 242ZM169 241V240H168ZM173 241V240H172ZM221 241V240H220ZM219 241V242H220ZM239 241H241V240H239ZM258 241H260V240H258ZM4 242V241H3ZM56 242V241H55ZM54 242V243H55ZM63 242H64V240H63ZM67 242V241H66ZM134 242V241H133ZM185 242V243H184ZM189 242V241H188ZM197 242V241H196ZM202 242V241H201ZM200 242V243H201ZM207 242V241H206ZM246 242H248V241H246ZM246 242H244L245 244H246ZM62 242H60V244H61ZM70 243V242H69ZM76 243V242H75ZM89 242H87V244H88ZM90 243H92L91 242V240H90ZM98 243V242H97ZM100 244H101V241L99 242ZM105 243H106V241H105ZM158 243H160L159 245H158ZM168 243V242H167ZM166 243V244H167ZM174 243V242H173ZM203 243V242H202ZM210 243V242H209ZM58 244V243H57ZM56 244V245H57ZM59 244V245H60ZM165 244V243H164ZM169 244V243H168ZM187 244V245H186ZM197 244V243H196ZM226 244V243H225ZM224 244V245H225ZM258 244H259V242H258ZM261 244V243H260ZM259 244V245H260ZM44 245V246H43ZM49 245H50V243H49ZM54 246L55 248L54 249H56V247L57 246ZM63 245H65V243L64 244H62L61 245V247L63 248V250H64V246ZM71 245H73L72 247H74L75 245L74 244H72L71 243ZM80 245H83V244H79V247H80ZM85 245V244H84ZM103 245H105V244H103ZM110 245V244H109ZM155 245V246H156ZM174 245L176 246V244L174 243ZM189 245L191 246V248H192V246H194L195 245V243L194 244H190L189 243ZM202 245V244H201ZM203 245H204V243H203ZM209 245H211V243L209 244ZM220 245H221V242H220ZM222 245H223V243H222ZM222 245L221 246H219V247H222ZM247 245H249V244H247ZM256 245H257V243H256ZM262 245V244H261ZM52 246V245H51ZM69 246V245H68ZM88 246H91L90 244H88ZM87 246V247H88ZM92 246H94V245H92ZM91 246V247H92ZM98 246V245H97ZM101 246V245H100ZM168 246V245H167ZM179 246H178V248L177 249H179ZM196 246H200V245H196ZM226 246H230V247H233L234 245H226ZM258 246V245H257ZM257 246H255V247H257ZM48 247V246H47ZM59 247V246H58ZM58 247H57V251L58 250H60V248L58 249ZM86 247V246H85ZM99 247V246H98ZM97 247V248H98ZM107 247V246H106ZM161 247V246H160ZM170 247V246H169ZM168 247V248H169ZM180 247V248H181ZM215 247V246H214ZM213 247V248H214ZM217 247V246H216ZM219 247H217L216 248V250L219 248ZM224 247V246H223ZM230 247H229V249H230ZM261 247V246H260ZM1 248V247H0ZM51 248V247H50ZM81 248V247H80ZM96 248V247H95ZM100 248V247H99ZM102 248H104V247H102ZM101 248V249H102ZM149 248V247H148ZM163 248H165V246L163 245ZM190 248V249H191ZM213 248H211V250H213ZM263 248V247H262ZM44 249H45V247H44ZM47 249V248H46ZM74 250L75 248H70V246H69V250ZM94 249V248H93ZM101 249H99V251L101 250ZM107 249V248H106ZM166 249V251H167V247L165 248ZM165 249H164V252H165ZM192 249H195V248H192ZM201 250H202V248H200ZM200 249H199V251H200ZM208 249V248H207ZM215 249V248H214ZM233 249H234V247H233ZM237 249V248H236ZM254 249V248H253ZM258 249V248H257ZM261 249V248H260ZM66 250H67V248H66ZM70 250V251H71ZM79 250V249H78ZM90 250V249H89ZM97 250V251H96ZM95 251L96 252H98V249H96ZM109 250V249H108ZM107 250V251H108ZM159 250V251H158ZM183 249H181V251H182ZM211 250L209 251V253H210V255H209V253H207L206 252V254L207 255H209L208 257H210L211 258ZM225 250H226V247H225ZM225 250H223V252H225ZM235 250V249H234ZM234 250H233V252H234ZM238 250V249H237ZM236 250V251H237ZM262 250V249H261ZM62 250H60V252H61ZM76 251V250H75ZM80 251H81V249H80ZM82 251H83V249H82ZM112 251V250H111ZM111 251H109L110 252V256H112V254H111ZM118 251V250H117ZM137 251V252H136ZM138 251H140V253H142L143 254V259H142V256H141V258L139 257V259H137L136 258V256L138 257V256H140V255H142V254H140V253H138ZM147 251L150 253V256H149V258L148 257H145L147 254ZM152 251H153V253H152ZM181 251H177L178 253H176V255L177 256H179L180 257V255H179V253L181 252ZM188 251V249L186 250V252ZM197 251V250H196ZM203 252H204V248H203V250H202ZM218 251V250H217ZM220 251V250H219ZM253 251V250H252ZM256 251V250H255ZM264 251V250H263ZM36 252V253H35ZM46 252V251H45ZM60 252H58L59 254L58 255H60ZM86 252H87V249H86ZM113 252V251H112ZM123 252V253H124ZM182 252H184V251H182ZM191 253L193 252V253H195L194 251H190ZM222 251H221V253H223ZM237 252H239V251H237ZM258 252V251H257ZM63 252H61V254H62ZM64 253L66 254V252H65V250H64ZM64 253H63V255H64ZM68 253V252H67ZM70 253V252H69ZM76 253V252H75ZM84 253V252H83ZM113 253H115V252H113ZM121 253V252H120ZM119 253V254H120ZM138 253V254H137ZM167 253L169 254V252L167 251ZM190 253V254H191ZM198 253V252H197ZM214 253H218V252H214ZM226 253V252H225ZM235 253V252H234ZM20 254V253H19ZM52 254H54V253H52ZM72 254V253H71ZM74 254V253H73ZM99 254H102V253H100L99 252ZM107 254V253H106ZM165 254H166V252H165ZM164 254V255H165ZM168 254H166L165 255V258H167V255ZM182 254V253H181ZM184 254V253H183ZM188 254V253H187ZM201 253H199L198 255H200ZM242 254V253H241ZM240 254V255H241ZM62 255V256H63ZM68 255V254H67ZM90 255V254H89ZM98 255V254H97ZM104 255V254H103ZM205 255V254H204ZM216 255L217 254H215V257H216ZM223 255H226V254H223ZM229 255H230V253H229ZM234 255L235 254H233V260L235 259V258H237L236 256H235V258H234ZM22 256V255H21ZM24 256V255H23ZM55 256V255H54ZM73 256V255H72ZM88 256V255H87ZM91 257H93L94 258V254H93V256H92V254L90 255ZM108 256V255H107ZM116 256V255H115ZM117 256H119L118 254H117ZM124 256L126 257V255L124 254ZM129 256H127V257H129ZM170 256V255H169ZM190 256V255H189ZM188 256V257H189ZM193 256V255H192ZM218 256H219V253H218ZM217 256V257H218ZM227 256V255H226ZM230 256H232V255H230ZM230 256H228L227 258H228V260H231V259H229V257ZM239 256V255H238ZM262 256V255H261ZM37 257V256H36ZM48 258H46L47 260L46 261H48V263H49V261L50 262H52V260L53 259H55V258H53L52 259V256L51 257H49V256H47ZM64 257V256H63ZM83 257H85V256H83ZM98 257H100V256H98ZM119 257H121V256H119ZM171 257V256H170ZM170 257H168V258H170ZM185 257V256H184ZM193 257H195L196 258V254L193 256ZM202 258H203V256H201ZM201 257H199V258H201ZM207 256H206V258H208ZM241 257H243V255L241 256ZM65 258V257H64ZM68 258H69V256H68ZM112 258H113V256H112ZM117 258V257H116ZM148 258V259H147ZM166 259V261L167 262H170V261H168L169 259ZM178 258V257H177ZM186 258H187V256H186ZM189 258H192V257H189ZM198 258V259H199ZM214 258V257H213ZM224 258H226V257H223V260H225ZM231 258V257H230ZM239 258H240V256H239ZM24 259H25V257H24ZM66 259V258H65ZM64 259V260H65ZM70 259H71V257H70ZM85 259H88L87 257L85 258ZM110 259V258H109ZM118 259V258H117ZM133 259V260H134ZM173 259V258H172ZM198 259H197V261H198ZM212 259V258H211ZM221 259H222V257L220 256V260H219V257H218V260L219 261H221ZM41 260V259H40ZM45 260V257L42 259V261H44ZM57 260V259H56ZM60 260H62V259H60ZM80 260H82V257H81V259ZM94 260V259H93ZM97 260H99V259H97ZM97 260H96V262H97ZM120 260H123V261H125V260H128V258L127 259H120ZM119 260V261H120ZM170 260H171V258H170ZM181 260H182V258H181ZM187 260H189L190 262L192 261L191 259H187ZM193 260H195V259H193ZM214 260H216L215 258H214ZM214 260H211L212 262L214 261ZM222 260V261H223ZM232 260V261H233ZM241 260V259H240ZM79 261V260H78ZM83 261H85V260H83ZM87 261V260H86ZM88 261H90V260H88ZM116 261H118V260H116ZM119 261H118V263H119ZM184 261V260H183ZM189 261L187 262L186 261V263H189ZM196 261V260H195ZM200 261H202V260H200ZM206 261V260H205ZM227 261V260H226ZM236 261V260H235ZM60 262V261H59ZM95 262V261H94ZM99 262V261H98ZM108 262V261H107ZM128 262H132L133 264H137V262H133V261H131V260H128ZM127 262V263H128ZM171 262H173V261H171ZM178 262H179V259H178ZM194 262V261H193ZM208 262V264L210 263L209 261H207ZM216 262H218L217 260H216ZM33 263V264H34ZM64 263V262H63ZM68 263V262H67ZM88 263V262H87ZM109 263V262H108ZM114 263V262H113ZM116 263V262H115ZM120 263H121V261H120ZM119 263V264H120ZM164 263V262H163ZM162 263V264H163ZM201 263V262H200ZM204 263V262H203ZM214 263V262H213ZM228 264H229V262H227ZM233 263V262H232ZM231 263V264H232ZM235 263V262H234ZM233 263V264H234ZM238 263H239V261H238ZM32 264V263H31ZM36 264H37V262H36ZM79 264V263H78ZM96 264V263H95ZM98 264V263H97ZM105 264V263H104ZM117 264V263H116ZM124 264H126V262L124 263ZM130 264V263H129ZM166 264V263H165ZM168 264V263H167ZM172 264H174V263H172ZM206 264V263H205ZM215 264V263H214ZM219 264H221V263H219ZM225 264V263H224ZM236 264V263H235ZM240 264H241V262H240Z\"/></svg>",
  "mask_w": 264,
  "mask_h": 264
},
{
  "label": "rangeland",
  "instance_id": "rangeland-1",
  "mask_svg": "<svg viewBox=\"0 0 264 264\" xmlns=\"http://www.w3.org/2000/svg\"><path fill=\"white\" fill-rule=\"evenodd\" d=\"M55 1V0H54ZM58 1V0H57ZM68 1V0H67ZM71 1V0H70ZM74 1V0H73ZM77 1V0H76ZM79 1V0H78ZM78 1L77 2H74V5H73V3H72V6H71V8L73 7V9L71 10V8L69 7L70 5H71V3H67L66 1V3H67V5H66V3L63 1V0H61V3H65V5L67 6H65V5H62L61 7H60V5H61V3L60 2H58V6L55 4V3H57V2H55L54 3V5H53V7L51 8V5H50V7L48 6V5H46V3L48 2V3H53V1H47V0H22V2L24 3H33V5L31 6V7H33V9L35 8L36 9V11H35V9H34V13H32L33 11L31 10H28V9H26V11L25 12H29V15H28V13L27 14H25V13H22L21 14V12H24V10H25V8L24 9H22V11H21V9H19L18 10V12L19 11H21L19 14H21V15H19V14H17V11H14L13 12V10H11V11H9V9L7 8V6H6V8H7V10H8V12H11V13H8L7 11H6V13H8L7 15H9V14H11V15H9L8 17H10L11 16V18H8V20H4V21H7L8 23L9 22H12L13 24H16L17 23V25H21V23L20 22H22V20H27L26 18H24V17H26L25 15H27L28 17V19H29V17H30V19H29V21H30V23L32 22V25H34V26H30L32 29L33 28H36V29H48V28H52V26L53 25H55V27H56V25L57 26H68V28H69V30L70 31H67V32H69V33H67V34H64V35H59V37L58 38H56V39H54V38H52L53 36H51V38H46V37H44V39H43V37H41V35L39 36V34H34V35H36L37 36V38H41V40L40 39H38L37 40V38H36V36H34L33 35V37H35V40H34V38L31 36L30 38H26V37H21L20 39L23 41V42H25V44L27 43V44H29L30 42H26V41H31V43H33V45L31 46V47H34L33 49H32V51H34V53L36 52V51H38V50H40V51H38L39 52V55L41 54V51H42V49H43V51L42 52H44V54L47 52V54H45V55H47V56H49V54H50V56L52 57L53 55V59L50 57V59H49V61H50V65H52L51 67H52V70H49L48 72H49V74H50V76L51 77H53L54 79H52V83L53 84H51L50 85V88L51 87H54L53 89H55V90H51V94H52V92H53V94H56V92H60V89H61V92H65L66 93V90H67V86L69 87L68 88V90H67V92H69L70 91V89H71V91L68 93L69 94V96L67 97V98H69V99H67L66 98V101L67 100H70V104H74L75 106H79L78 107V109H80V113L81 114H83V117H82V115L80 114V118L81 119H83L82 121H84L86 124H89L88 123V121H90L91 123L90 124H92V122H93V120L91 121V119L93 118H95L96 116H97V118L99 117V115H98V113L100 112V113H102L101 115H103V113H104V115H106V116H108L109 117V122H108V117H106V116H104L103 115V117H106L105 119L107 120L106 122H108V126H110V125H113L112 124V122L114 123V117H119L120 118V116H124L123 115V111H124V113H129V114H131L133 111H134V113H133V115L135 114V115H140V116H142V118L143 119H146V117L148 118L149 116H152V115H154L157 111H158V113L161 111V110H163V113L162 114H160L162 117H160L159 118V122L157 123L156 122V120L154 121L152 118H148L149 119V121H154V122H156V123H153L152 121H151V123H153V124H156V125H154V127L153 128H151L153 125H151V124H149L148 122H147V120L148 119H146L145 121L143 120V125H144V123L146 124V122L149 124V125H151L150 127H147V131H148V129L150 130V128L151 129H154V130H157V131H155V132H153V134L152 135H150V133H152V131L153 130H150L149 131V133H147L146 131V133L148 134H144V136H147L146 137V139L147 140H145V139H143L141 136L142 135H140V137H141V139H143L144 140V142L143 143H145V142H147V141H149V140H153L154 138H155V135H157L158 133H159V131L161 130V129H163V127H164V125L166 124V123H170V125H172V122H174V120H175V118L176 117H178L179 116V118L178 119H180V116L181 115H187L188 114V110H189V116H192V113H194L195 112V110L197 109V112H199L198 110L199 109H201L200 111V113H195V115H197L198 116V114H199V118L198 119H201L203 122H205V123H203L202 121H200L199 120V122L201 123H199V122H197V123H195L197 120V118H195L194 119V117L192 118H190V119H194L195 120V122H194V124H193V120H192V122H190L191 124H190V127H191V125H192V127L190 128L189 127V129L191 130V133H188V135H187V137L186 138H183V142L185 141V142H189V143H192V145H194V147L193 146H189V145H187L188 144V142H187V146H189V148H187V146L185 147V142L184 143H181L182 141H180V143L181 144H184L183 146H184V152L185 151H187L186 150V148L188 149V151H189V149L191 148V149H195V145H201V144H198V143H203L202 145H205L202 149H201V152L199 151L200 149H197L198 147H201V146H198V147H196V149H197V151H199L201 154H199V156L197 155L198 153H196V151H194L195 152V155L192 157V158H190L189 157V160H190V162L192 161V159H193V162H195V164H193V162H191V164H193L192 166H189L188 168H191V169H193L192 170V172L194 173V175H193V173H191L190 171L191 170H187V171H185V169L182 167V170L184 169V171H185V173L186 172H189L188 174L186 173V175L187 176H190L191 174L193 175V176H191L192 177V179H190V180H193V177H195V173H196V169H195V167L197 166L196 164H203L204 165V174L202 175V173H203V171H202V169H201V175L202 176H200V173H199V169H197V170H199L198 171V173H196V176H197V174H199L197 177H198V179L196 178L195 180L197 181L198 180V182L197 183H195V181L193 182V181H191V186H190V184H189V180H187V181H181V182H183V183H181L182 184V186H183V189H184V185H185V183H187V185L189 184V186H188V189L186 188L187 186H185V188H186V190H184L183 192H182V189H181V184H179L178 185V188L181 190H179L180 192H182V193H179V196L181 195V194H185L184 196H183V198L185 197H187L188 196V194H187V192H190L191 193V191L194 193L195 192V188L196 187H199V185H201L202 183H203V189L201 188V192H199L201 195H203V193H204V191L205 190H208V188H206L205 190H204V188L205 187H208V185H210L209 183H207L206 181H209V180H207V179H209V178H211V177H213V175H212V172H214V173H217V170H220V168H217V170L215 169V171H214V168H216V166L218 165V166H224L225 165V168H221L222 170V172L220 173V171L218 172V174H216V175H219V176H214L216 179H218L217 181H216V179L213 177V180L212 179H210V181L209 182H214V179H215V182H214V184L217 186H215L216 188H218V191L215 189V188H211L210 186H212L213 185V187H214V184H211L209 187L213 190H216L214 193H216V194H212L213 195V197L215 196L217 199H218V204L217 203H212V204H214L213 206H214V208H212V207H210V206H212V205H210L209 203L208 204H206L205 202L207 201H211L210 200V198H209V200H208V194H210V193H212L213 191L211 190V189H209L208 191L210 192V193H206L207 191H205V194H207L208 196H206L205 194V196H201L200 195V197H201V200H202V202L204 201V200H206L205 202H204V207H203V211H204V209H205V204H206V206L208 205L209 207H208V209L210 210V211H208L209 212V214H208V212H206L207 210L205 209V212L207 213L206 215H205V213H203V211L202 212H199V210L201 209V207H202V205L200 206V204L199 203H195V205L196 206H199L200 208H197V213L195 212V208L194 207H196V206H193L194 205V203H193V201H196L194 198H193V194H191V196H192V204H190V203H187L188 202V200H191L189 197H191V196H189V197H187L186 198V202H185V198L183 199L182 198V196H181V198H179V196L177 197V198H179L180 200H181V202H182V199L184 200L183 201V204L182 203H180V201H179V203L180 204H182L181 206L179 205V204H177L178 202L176 201V204L175 205H177L176 207H182L181 209H180V212H181V210L182 209H188L187 207H189V206H187V205H192V207L195 209L194 211H192L193 210V208L191 207V209L192 210H190V209H188V213H190L191 215H192V213H194L192 216H189V218H188V216L186 215V214H184V213H187V212H185L184 211V213H181V214H179L178 215V217H180V218H178L177 220H179V221H176V223L174 222L175 220H173V222H172V220L171 219H168V220H165V223H167L168 225H169V222L168 221H170V225L169 226H167V227H169V229H170V236H169V234L167 235V230H166V226H165V231H164V233L163 234H161L160 235V237L159 236H157V235H154V237L155 236H157V237H159L160 238V240L162 239V237H164L162 240H164L163 242L161 241V244L162 245H159L160 243H158V245H159V249H161L160 251H162L161 253H162V257H163V260L161 261V264L163 263V264H172V263H174V264H208V262L207 261H209L210 263L209 264H219V263H221V264H228L227 262H229V264H231L232 262L234 263H236V264H240V262H241V264H264V219L262 220V217H261V215L263 216L264 215V203H261L262 202V200H263V202H264V197H262V196H264V194H263V192H264V183H262V180H263V182H264V176H262V174L264 175V167L262 168V165H264V156H262L264 153V151L262 150V152H260L259 151V149H264L263 147L264 146H261L260 144H258V145H256V146H261V148H259V147H257L258 148V150H257V148H255L256 146H255V144H254V148L256 149V150H254L253 148H252V150H254L255 152H252L250 149H251V147H252V139H253V141H254V143L255 142H257V140L258 141H261V139H263L264 140V137L262 138V136H261V138L260 137H255V138H251V139H248V142L245 140L244 141V128L242 127V124H241V121H242V119L244 118V116L248 113L247 112V107H246V104H247V102L249 101V100H251V99H253L254 97H255V95L259 92V90L260 89H262L263 87H264V79L263 80H261V82H260V85H259V82L257 81V85H255V86H258V88L255 90V92L254 93H252V94H250L249 93V97H244V95H247L246 93L244 94V91L245 92H247L245 89L247 88V86H246V88L244 89V90H242L243 92H242V94H241V92L240 91H238L239 93V96L240 95H243L242 97H244V99H242L243 101L241 102V104L240 103H238V101L235 99V101H233V99L232 100H227V99H230V97H229V95L231 94V90H229V85H228V88H227V86L225 87V86H223V85H227V77L225 78V77H221L223 74H225V73H229V72H231V74L233 73V76H232V78H234V72H235V69L236 68H238L239 67V65H240V63L238 64V62H240V59H241V56H245V54L243 55V51L242 50H245V46L244 47H242L244 44H243V40H245L246 39V43H247V38H248V35L250 34L249 33V31L250 32H252V28H253V30H255V28H258V27H260L261 29H260V31L262 32V31H264V16H262L263 14H264V11H262V10H264V0H262V1H260V0H258V2H259V5H258V2H256V3H254L255 4V7H253L254 5L253 4H251V3H253V2H250L249 0H247V2L249 1V5H248V3L245 5L244 3H245V1H241V0H237V2H236V4L234 5L232 2H230V1H234V0H230V1H227V0H216V2H215V0H192V2L190 1V0H163L164 2H166V4H168L167 2H174V3H172V4H175V6L174 5H172L171 4V2H170V6L168 5L167 7H166V5L165 4H163V2L161 1H159V0H157V4H155V1L156 0H144L145 2H146V4L149 2V4L150 3H152V2H154V4L152 3V5H153V7H149L148 6V4H147V7L145 6V4L144 5H142V2L140 3V0L138 1V0H115V1H113V0H109V1H106V0H104L103 2H104V4H103V6H101L102 4H100V2L102 1H98V0H90V1H87V0H85L86 2H85V5H87V7H86V11H90L91 10V12L90 13H92L91 14V16H88L89 18H91V19H89V18H87V16L85 15V13H86V11H85V13L84 12H82L81 13V10L83 9V10H85V8H84V6H83V8H82V4H80L81 5V7H80V5H78ZM92 1H94V2H92ZM96 1L98 2V3H96ZM137 1H138V3H137ZM141 1H143V0H141ZM151 1V2H150ZM177 1H179L180 3H178ZM225 2V4H219V3H222V2ZM252 1H256V0H252ZM44 2H46V3H44ZM69 2V1H68ZM91 4H90V3ZM103 2H101V3H103ZM106 2L108 3L107 4V6H106V8H105V4H106ZM109 2H110V4H109ZM114 3L113 4V6H112V4L111 3ZM123 2V3H122ZM178 3V6H176V4ZM191 2V3H190ZM204 2H205V4H204ZM211 3V2H213V4L214 5H212V7H208L207 6V3ZM219 2V3H218ZM230 3V6H229V3ZM240 2H242V3H240ZM50 3V4H51ZM80 3V2H79ZM81 3H82V1H81ZM86 3H88V4H86ZM115 3H118V4H120L121 3V5L119 6L118 4H115ZM129 5H128V4ZM160 3V4H159ZM161 3H162V6H164V7H162L161 6ZM181 3H183V5L181 6ZM228 3V5H226ZM76 4V5H75ZM83 4H84V1H83ZM92 5V4H96L95 6L94 5H92V6H94V7H92V6H90L89 8H88V5ZM97 4H99L98 5V7H96L97 6ZM139 4L140 5H142L143 7H141V6H139ZM197 5V7L195 6V7H193V6H191V5ZM212 4V3H211ZM211 4H208V5H211ZM218 4V5H220V6H216V5ZM233 4V5H232ZM256 4H257V6H256ZM55 5H56V8H55ZM77 5H78V7H80V8H78L77 7ZM109 5H111V6H109ZM114 5H115V7H114ZM118 5V6H117ZM122 5H124L123 7H122ZM125 5L129 8V13H127L128 12V8L126 7V9H125ZM151 5V6H152ZM160 5V6H159ZM184 5L185 6H187V7H185V9H188V10H185L183 7H184ZM221 5H226V7L224 6V9H223V7H221ZM5 7V5L4 4H2V7ZM48 6V7H47ZM77 7L76 9L77 10H79L80 9V11H79V13L77 12V11H75V7ZM102 8H101V7ZM118 7V10H116V8ZM132 6V7H131ZM135 6V7H134ZM157 6H159V7H161L160 9H164V8H167V10L169 9V11H165L166 9H164V12H163V9L162 10H157L159 7H157ZM171 6L174 8H172L171 9ZM182 7V9H183V11H182V9H181V7ZM215 6V7H214ZM228 6V7H227ZM2 8V17H3V15L5 14V13H3V9L5 10V8ZM36 7H40L39 9L38 8H36ZM60 7V8H59ZM65 8V9H62L61 10V8ZM69 7V8H68ZM91 7L92 8H94V9H91ZM107 7L109 8L110 7V9H108V10H111V7L113 8V10H111V11H102V10H106L107 9ZM120 7H122V8H120ZM147 9H146V8ZM176 7V8H175ZM201 7V8H200ZM221 7V8H220ZM258 7V8H257ZM260 7H262V8H260ZM21 8H23V7H21ZM48 8V9H47ZM59 8V9H58ZM96 8H99V9H96ZM101 8V9H100ZM135 8V9H134ZM142 8H145V9H143L142 10ZM148 8H150V10L148 9ZM152 8V9H151ZM177 8H179V10H178V12L179 11H181L182 13L180 14V13H177ZM198 8V10H199V12L201 11L202 12V14L201 13H196L197 11H196V9ZM212 8V9H211ZM38 9V10H37ZM68 9V10H67ZM87 9H89V10H87ZM134 11H133V10ZM156 9V10H155ZM175 9H176V13H173V15H175L176 14V16H171V12H174L175 11ZM191 9V10H190ZM253 9H254V11H253ZM50 12H49V11ZM70 10L72 11V12H70ZM94 10H96V12L94 11ZM145 10H147V13H149V14H147L146 13V11ZM155 10V11H154ZM39 11V12H38ZM63 11L65 12V14L63 13ZM66 11H67V13H68V15H67V13H66ZM92 11H94V13H95V18H94V16H93V12ZM102 13H101V12ZM113 11V13L114 14H116L117 15V18H116V15H114L113 16V13H112V16H113V18H115V21H119V24H124L123 26H122V24H121V27L119 26V24H118V22H115L114 21V19H113V23L112 24H115L114 26H112V24H110L112 21H110V23H109V26H110V28L112 29H110L109 28V26H108V22H107V20L108 19H102L103 21H101V16L103 15V16H106V17H104V18H107V17H112V16H107V15H110L111 14V12ZM124 11V12H123ZM132 11V12H131ZM135 11H136V13H137V15H135ZM145 11V12H144ZM152 11H154V12H152ZM156 11H157V13H158V11L160 12L159 14H163V15H161L162 17H163V24L161 23V17H160V15H158L157 13H156ZM185 11H186V14H185ZM191 11V12H190ZM192 11H193V13H192ZM205 11V12H204ZM226 11V12H225ZM258 11V12H257ZM259 11L261 12V13H259ZM77 12V13H76ZM97 12H100V14L99 15H101V16H98V13ZM120 12H121V14H122V16H123V18H122V16H120L121 14H120ZM144 12V13H143ZM151 12V13H150ZM169 12V13H171V14H167V13ZM183 12H184V14H183ZM187 12H189V13H187ZM248 12V13H247ZM253 13V15L254 14H256L257 16L260 14V16H256L255 18H251L250 16V14L251 13ZM38 13H39V15H38ZM72 13V14H71ZM88 13V12H87ZM86 13V14H87ZM90 13L89 14H87V15H90ZM107 13V14H106ZM126 15H125V14ZM139 13V14H138ZM142 13V14H141ZM146 13V14H145ZM152 13H156V15H157V17L155 16V14H152ZM191 13V14H190ZM226 13H228V14H226ZM236 13H237V15H236ZM245 13V16L244 15H242V14H244ZM259 13V14H258ZM15 14V15H14ZM17 14V15H16ZM25 14V15H24ZM30 14H31V16L34 14L35 15V17L32 19L31 18V16H30ZM76 14V15H75ZM77 14H81L80 15V17H79V15H78V17H77ZM83 14V15H82ZM97 14V15H96ZM106 14V15H105ZM119 14V15H118ZM151 14V15H150ZM166 14V15H165ZM226 14V15H225ZM243 16V17H245V18H243L241 15ZM249 14V15H248ZM6 15V14H5ZM12 15H14V16H12ZM22 15L24 16V17H22ZM33 15V16H34ZM85 15V16H84ZM130 15V16H129ZM147 15H148V17H147ZM152 15L154 16V17H152ZM168 15H169V17H171V18H168ZM180 16V18H181V16H183L184 18H182L183 20H182V23L183 24H181V22H180V20L181 19H179L178 17ZM190 15V17L191 18H185V17H187V16H189ZM193 15H195V16H193ZM198 17H197V16ZM20 16V20H17L18 19V17ZM38 17V19H36L37 17ZM68 16V17H67ZM84 18H83V17ZM129 16V17H128ZM138 17V18H136L135 19V17ZM166 16V17H165ZM201 16V17H200ZM222 16V17H221ZM239 16H241V18L239 17ZM14 17H16L15 19H14ZM22 17V18H21ZM62 17V18H61ZM98 17H100V20H98L99 18ZM121 19H120V18ZM151 17V18H150ZM158 17H159V19H158ZM200 17V18H199ZM231 17V18H230ZM234 17H237V18H234ZM240 19H239V18ZM248 17V18H247ZM3 18H5V17H3ZM7 18V17H6ZM12 18H13V20H12ZM41 18H42V20H41ZM47 18V19H46ZM60 18V19H59ZM69 18V19H68ZM85 19L86 20V22L85 21H82L81 19ZM109 18V19H110ZM119 18V19H118ZM125 18V19H124ZM127 18H128V20H127ZM134 20H132V19ZM150 18V19H149ZM152 18H154V19H152ZM167 18V19H166ZM174 18V19H173ZM178 18V19H177ZM230 18V19H229ZM234 18V20L232 21V19ZM9 19H11V21H9ZM22 19V20H21ZM31 19H32V21H31ZM34 19H36V21L34 20ZM87 19H88V21H87ZM95 19L97 20V21H100V22H98L97 23V21L95 22ZM137 19H138V21L139 20H141L142 21V23H141V21H137ZM143 19V20H142ZM153 21H152V20ZM168 19H173V20H171L172 21V23H175V24H173V25H169L170 23H171V21L169 22V20ZM184 19H186V20H188V21H184ZM214 19V20H213ZM15 20V21H14ZM50 20V21H49ZM52 20V21H51ZM93 20V21H92ZM105 20H106V22H105ZM111 20V19H110ZM121 20V21H120ZM124 20V21H123ZM130 20V21H129ZM158 20V21H157ZM165 20H167L166 22H165ZM179 20V22L177 23V21ZM3 20H2V22H4ZM16 21H18V22H16ZM33 21H35V23H33ZM45 21V22H44ZM47 21V22H46ZM91 23H90V22ZM133 21V22H132ZM145 21V22H144ZM210 21V22H209ZM229 21H230V23H229ZM238 21L241 23V24H239L238 23ZM243 23H242V22ZM23 22H27L28 23V21H23ZM22 22V23H23ZM88 22V23H87ZM107 23V26L108 27H106V25H104L103 23ZM115 22V23H114ZM127 22V23H126ZM129 22H131L132 23V25H131V23H129ZM186 22V23H185ZM233 22H235V23H233ZM263 22V23H262ZM36 23H38V24H36ZM51 23H53V24H51ZM55 23V24H54ZM101 23V24H100ZM134 23V24H133ZM165 23V24H164ZM171 23V24H172ZM197 23H198V25H197ZM208 23V24H207ZM228 23H229V25H228ZM239 25V27L237 26V24ZM256 23V24H255ZM10 25H11V23H9ZM12 24V25H13ZM46 24V25H45ZM50 24V25H49ZM60 24V25H59ZM69 24V25H68ZM93 24V25H92ZM97 24H100V25H98L97 26ZM135 24H137V25H135ZM142 26H141V25ZM166 24H168V26H164V25H166ZM203 24V25H202ZM206 24V25H205ZM216 24V25H215ZM230 24L232 25V24H235V25H232L231 27H230ZM245 24V25H244ZM251 24V25H250ZM255 26H254V25ZM31 25V24H30ZM36 25H38V26H36ZM88 25V26H87ZM94 25H96V26H94ZM129 25H131V26H129ZM197 25V26H196ZM226 25V29H228L227 27L229 26L230 27V29L227 31V30H224V26ZM250 25V27H248ZM258 25V26H257ZM28 26H29V24H28ZM99 26H101V27H99ZM102 26H103V28H102ZM134 26V27H133ZM140 26V27H139ZM145 26V27H144ZM180 26V27H179ZM199 26V27H198ZM205 26V27H204ZM223 26V27H222ZM46 27V28H45ZM93 27V28H92ZM95 27H97V28H95ZM112 27H117V28H112ZM126 27H129V28H126ZM135 27H136V29L138 30V28H140L138 31L140 32V31H144V29L146 30V32L144 31L143 33H139L136 29H135ZM138 27V28H137ZM142 27V28H141ZM147 27V28H146ZM149 27V28H148ZM202 27H204V28H202ZM208 27V28H207ZM209 27H211V28H209ZM213 27V28H212ZM234 27H236L237 29H240V31L241 30H243V29H245V27H247L246 29H245V32H244V30H243V32L241 33V35L239 34V32L240 31H238L237 33L239 34H237L236 35V33H235V31H234V29L236 30V28H234ZM242 29H241V28ZM71 28V29H70ZM72 28H73V30H72ZM108 28V29H107ZM120 28H123V29H120ZM133 28H134V31H133ZM144 28V29H143ZM192 28H196L195 29V32H193L194 31V29H192ZM199 28V29H198ZM232 28V29H231ZM234 28V29H233ZM251 28V29H250ZM124 29H125V31H124ZM142 29V30H141ZM158 29V30H157ZM201 29H202V31H201ZM213 29H218L219 31L215 34V35H217L218 37H219V35L221 34L220 32L222 31V34H224L225 35V32L227 31L228 33H227V35H228V37H229V34H231V37H229L230 39L232 38L233 39V36H232V32L234 31V33H235V37H238L239 36V38L241 39H239L238 41H237V39H233L232 41L234 42L235 40V42H237V43H234V44H237L236 46H237V51H236V46L234 47V46H231L232 44H233V42H230L229 40L227 41L226 39V35H225V38H223L222 37V39H224L226 42H230V43H232V44H230L229 43V45L231 46V48L233 47V48H235L234 50L233 49H231L230 50V47H229V45H228V43L226 44V46L227 47H229V51H231V53H230V55H231V57H229L228 55H227V49H225L226 50V52H225V50H222V49H220L221 47V45H223L224 44V46H223V48L225 47V41L223 40L222 41V39L221 38H218L217 36V39H216V37L214 38L213 37V35H212V30ZM222 29V30H221ZM259 29V28H258ZM78 30V31H77ZM120 30H122V31H120ZM128 30V31H127ZM131 30H132V32H131ZM196 30H198V31H196ZM221 30V31H220ZM249 30V31H248ZM73 31V32H72ZM75 31V32H74ZM115 31V32H114ZM117 31V32H116ZM125 33H124V32ZM149 31H151V33L149 32ZM152 31L154 32V33H152ZM158 31V32H157ZM193 32V34H190V33H192ZM201 31V32H200ZM206 31H208V32H206ZM260 31L258 30H255V31H253L252 32V35H254L256 32L258 33L259 32V34H263V38H264V33H260ZM105 32V33H104ZM119 32V33H118ZM123 32V33H122ZM137 32H138V34H137ZM148 32V34H146L145 35V33H147ZM157 32V33H156ZM179 32V33H178ZM187 33V34H184V33ZM210 32V33H209ZM224 32V33H223ZM72 33V34H71ZM170 33V34H169ZM181 33H183L184 35H182ZM200 33H203V34H200ZM249 33V34H248ZM74 34V35H73ZM164 34V35H163ZM168 34V35H167ZM220 35V37L221 36H223V35ZM259 34H257L258 36H259ZM12 35V34H11ZM10 35V38H12V36ZM65 35H67V36H71V40H66V39H70V37H67V36H65ZM169 35H171V37H172V35H173V37L171 38H169ZM204 36V38H202L203 36ZM207 35H209V36H207ZM212 35V36H211ZM251 34H250V36L249 37H251L252 36ZM39 36V37H38ZM65 36V37H64ZM157 36H160L159 38L157 37ZM161 36H164V37H161ZM178 36V37H177ZM255 37H256V39H259V37H261L262 35H260L259 37H257L256 36V34L254 35ZM253 36V37H254ZM63 37V38H62ZM77 37V38H76ZM169 39H168V38ZM177 37V38H176ZM181 37H183V38H181ZM185 37V38H184ZM208 37H210L211 39H215V42H217L216 40H218V39H221L220 40V42H224V43H220V44H218L217 43V45L216 46H218L217 48H218V50L220 51V50H222L221 52H219L220 54L221 53H223L224 54V52H225V55H223V54H221L222 55V57L224 58V56H225V58L224 59H227V57H229V58H231V60L229 61L228 59H227V62H226V60H225V63H223L224 61V59L221 61V60H219V58H218V60H219V63H220V61H221V63H222V65L220 64H218L219 66H221L220 68L219 67H217V66H215V65H213V64H211V65H213V66H215V67H217V68H219L217 71H216V69H215V71L216 72H213L212 71V69L210 70V72L212 73V75H214V73H215V78H212L213 80H212V82H214V83H207V84H209V86H210V84H211V89L209 90L208 88L209 87H207V86H205V89H203V90H205L206 92L209 90V93L207 94L205 91L203 92V91H201L202 90V88H204V84L202 85V88H200V86H201V84L202 83H204V81H207V80H209V79H207V78H209V76L208 77H206V75L207 74H211V73H208V71H207V74L205 73L206 72V70L205 69H208V67L207 68H205V69H203L205 72V78L207 79H205V80H203V78L202 79H200V80H202L203 82L202 83H198V81H196L197 79H195V81H194V77H196L195 75V73H197V71H195L196 70V68H195V66H194V68H193V65L195 64V62L197 61L196 59V61L194 60V64L192 65V66H190V64L191 63H188V62H191V61H193L192 60V58H187V55H188V52H190V51H186L187 49L186 48H190L191 46L192 47H195L194 45H196V44H198V42L199 43H201L200 41H202L203 39H205L206 38V42H209V41H207V39L209 40V38ZM247 37V38H246ZM254 37V38H255ZM23 38V39H22ZM32 38V39H31ZM62 38V39H61ZM79 38V39H78ZM85 38V39H84ZM100 38V39H99ZM150 38H151V41H150ZM161 38V41L159 40V41H157L158 39H160ZM167 38V39H166ZM175 38V39H174ZM200 38V39H199ZM262 38V39H263ZM25 39H27V40H25ZM30 39V40H29ZM50 39V40H49ZM65 40V43H64V40ZM76 39V40H75ZM103 39H105V40H103ZM153 39H156L155 41L156 42H154L153 41ZM183 39V40H182ZM252 38H249L248 39V41H249V43L251 44V45H253L255 42L257 43L259 40H255V39H253L254 41H252L251 40ZM25 40V41H24ZM52 40V41H51ZM58 40V41H57ZM74 40V41H73ZM84 40V41H83ZM109 40V41H108ZM144 40H146L145 42H144ZM175 40V42H173ZM186 40V41H185ZM251 40V41H250ZM34 41V42H33ZM44 41V43H42ZM48 41V42H47ZM49 41L52 43V44H50L49 43ZM68 41V42H67ZM83 41V42H82ZM100 41V42H99ZM139 41H141V42H139ZM182 41V42H181ZM198 41V42H197ZM204 41V40H203ZM202 41V42H203ZM204 41V46L207 44L208 45V43H206ZM264 41V40H263ZM263 41H260V43L262 44V42ZM23 42H20L19 44H20V46L23 44ZM36 42H37V44H36ZM57 42H58V44H61L60 46H58V44H57ZM67 42V43H66ZM77 43V45H76V43ZM80 42H82L81 44H80ZM96 42V43H95ZM110 42V43H109ZM117 42V43H116ZM148 43V45H147V43ZM153 44H152V43ZM162 42V43H161ZM178 42H180L181 43V45H180V43H178ZM185 42H187V43H185ZM197 42V43H196ZM210 42H211V40H210ZM214 42V43H215ZM219 42V41H218ZM252 42H254L253 44H252ZM22 43V44H21ZM30 43V44H31ZM42 43V44H41ZM68 43H71L70 45L68 44ZM74 43V44H73ZM79 43V44H78ZM111 43L113 44L112 46H111ZM157 43V44H156ZM173 43H175L176 45H177V43H178V45L176 46L175 44H173ZM185 43V44H184ZM190 43H192V45L190 44ZM194 43V44H193ZM196 43V44H195ZM256 43H255V45H256ZM45 44V45H44ZM50 44V45H49ZM56 44V45H55ZM118 44V45H117ZM151 44H152V46H151ZM156 44V45H155ZM160 44V45H159ZM169 44V45H168ZM171 44V45H170ZM203 44H201V45H203ZM210 44V43H209ZM249 44V45H250ZM13 45V44H12ZM24 45V44H23ZM37 45H41V47L39 46V48H38V46ZM43 45V46H42ZM47 45V46H46ZM51 45H53V46H51ZM64 45V46H63ZM66 45V46H65ZM72 45V46H71ZM88 45V46H87ZM142 45H144L143 46V48H142ZM146 45V46H145ZM153 45H154V47H153ZM163 45H165V47L163 46ZM183 45V46H182ZM210 45H214L213 44V40H212V43L210 44ZM220 45V46H219ZM246 45V44H245ZM250 45V46H251ZM258 46H259V43L257 44ZM264 45V44H263ZM262 45V46H263ZM14 46V45H13ZM16 46H18V44L16 45ZM173 46H175V47H173ZM198 46V45H197ZM204 46H200L201 48L202 47H204ZM209 46V45H208ZM208 46H205L206 48H208ZM216 46L214 45L213 47H215L216 48ZM247 46H248V43H247ZM262 46H260L261 48H262ZM43 47V48H42ZM45 47H48V49L46 50L45 49ZM66 47V48H65ZM112 47H113V49H112ZM138 47H139V49H138ZM141 47V48H140ZM148 47V48H147ZM149 47H150V49L151 50H149ZM160 47V50L158 49ZM162 47H164V49L162 48ZM172 47V48H171ZM200 47H198V48H200ZM213 47L211 46V48H210V46H209V48H208V50L207 51H209V49L211 50V52L213 53ZM252 47H253V49H252ZM257 47V46H256ZM9 48V47H8ZM42 48V49H41ZM56 48V49H55ZM59 48H62V49H60L59 50ZM69 48V49H68ZM72 48V49H71ZM126 48V49H125ZM189 48H188V50H189ZM197 48V51L198 50H200V49H198ZM206 48L205 49H203V51H201V53L202 52H205V50H206ZM216 48V49H217ZM244 48V49H243ZM259 48V47H258ZM264 48V47H263ZM262 48V49H263ZM51 49V50H50ZM55 49V50H54ZM124 49V50H123ZM134 49V50H133ZM138 49V50H137ZM142 49V52H144V53H141L140 52V50ZM146 49V50H145ZM148 49V50H147ZM154 49H156V50H154ZM162 53H160L158 50ZM180 49L181 50H183L184 52H182V51H180ZM191 49V48H190ZM193 49V48H192ZM216 49H215V51H216ZM248 50H250L249 48H247ZM246 49V50H247ZM251 49L252 50H254L255 48H254V45L253 46H251ZM262 49H261V51H262ZM36 50V51H35ZM45 50H46V52H45ZM62 50L64 51L63 53H62ZM110 50H111V52H114V53H111L110 52ZM114 50V51H113ZM127 50V51H126ZM133 50V51H132ZM135 50H137L138 52L136 53V51ZM144 50V51H143ZM164 50V51H163ZM169 50V51H168ZM170 50H171V52H170ZM172 50H173V52H172ZM178 50H179V54H181L180 52H182V54L184 53V55H180V56H182V58H185V59H180V56H179V54H177V52H178ZM217 50V51H218ZM233 50V51H232ZM245 50V51H246ZM252 50H250L251 52H252ZM264 50V49H263ZM48 51H51V52H48ZM57 53H56V52ZM60 51V52H59ZM101 51V52H100ZM118 51V52H117ZM158 51L159 53H156V52ZM165 53V51L167 52V54H165V57H164V53ZM174 51H176V52H174ZM192 51V50H191ZM194 51H196V49L194 48ZM196 51V52H197ZM205 52L206 54L207 53H210V54H212L211 52ZM255 51H259V52H261L260 51V48L258 49V50H256L255 49ZM55 52V53H54ZM97 52V53H96ZM120 52H122V55H121V53ZM151 52H152V54H153V52H155L157 55H155V53L152 55L151 54ZM170 52V53H169ZM186 52V53H185ZM193 52V51H192ZM254 52V51H253ZM252 52V53H253ZM258 52V53H259ZM34 53H30L31 55L32 54H34ZM49 53V54H48ZM60 53H61V58H60ZM134 53L136 54V55H134ZM140 53H141V55H147L146 57H147V59H146V57L145 56H141V57H143L142 59H141V57H139V55H140ZM179 56V57H176V54ZM194 53V52H193ZM198 53H199V51H198ZM198 53H197V57H198ZM218 52H216V56L217 57H220V54H219ZM233 53V54H232ZM256 53V52H255ZM38 54V53H37ZM56 54V55H55ZM70 54V55H69ZM72 54V55H71ZM83 54H85V55H83ZM114 54V55H113ZM120 54V55H119ZM124 54V55H123ZM126 54L128 55V57H126V59H122L123 60V62L122 61H120L121 60V56H123L124 58H125V56H126ZM151 55V57H150V55ZM206 54H201L202 56H203V60H204V56L206 55ZM214 54V53H213ZM212 54V55H213ZM229 54V53H228ZM242 54V55H241ZM249 54V52H247L246 53V55H248ZM261 54H264V51L263 52H261L260 53V55L258 56V54H257V56L259 57V60L261 59L260 58V56L261 57H264V56H262ZM82 55V56H81ZM89 55V56H88ZM92 55V56H91ZM110 55V57H108ZM112 55V56H111ZM117 55V56H116ZM162 55V58L160 57ZM189 55H192V54H190L189 53ZM195 56H196V54H194ZM208 55V54H207ZM219 55V56H218ZM250 55V54H249ZM252 55V54H251ZM46 56V57H47ZM55 56H59V59L57 58H54ZM68 56V57H67ZM87 58H86V57ZM107 58L108 57V59H106L105 57ZM136 56V57H135ZM157 56H159L160 57V59L159 58H157V59H159L158 61H156L157 59L155 58V57H157ZM167 56H169V57H167ZM174 56V57H173ZM210 56V55H209ZM253 57H254V53H253V55H252ZM256 56V57H257ZM84 57V58H83ZM98 57V58H97ZM101 57V58H100ZM118 57H120V58H118ZM131 57H133V58H131ZM138 57H139V59L140 60H142L143 62H145L144 60H146V67H148L149 65L150 66H152V65H154V66H152V67H149V68H144V67H142V64H141V66L139 65L138 67H137V65H138V63H137V61H138ZM144 57H145V59H144ZM149 57V58H148ZM177 58L176 60H173V58ZM192 57H194L193 55H192ZM211 57V56H210ZM214 57V56H213ZM222 57H220V59H222ZM247 57V56H246ZM68 58V59H67ZM78 58V59H77ZM103 58L105 59V60H103ZM112 60L113 58L115 59H113L112 61L110 60V59ZM117 58V59H116ZM152 58V59H151ZM170 58V59H169ZM199 59L200 58H202V57H198ZM209 57L207 56L206 57V60L208 59ZM216 58V57H215ZM248 58V57H247ZM250 58H252V57H250ZM250 58H249V60H250ZM56 59V60H55ZM95 60L97 63H98V65L97 64H95V61L94 62H92V60ZM100 59V60H99ZM119 59V60H118ZM131 59V60H130ZM135 59H137V61L135 60ZM149 59H151V60H149ZM180 59V60H179ZM198 59V61H200ZM212 60H213V58H211ZM243 59H246V58H243ZM58 60V61H57ZM74 60V61H73ZM98 60V61H97ZM110 60V61H109ZM130 60V61H129ZM135 60V62H134V65H132L133 63V61ZM173 60V61H172ZM188 62H187V61ZM209 60H210V58L208 59V61L207 62H209ZM210 61L211 63L213 62V61ZM215 61H218L217 59H214ZM239 60V61H238ZM251 60H253L254 61V58L253 59H251ZM255 60H256V58H255ZM52 61L55 63V62H57V63H55V64H57V65H54V63H52ZM62 61V62H61ZM83 61H85V62H83ZM99 61H100V63H99ZM116 61H119V62H116ZM125 61V62H124ZM141 61V62H142ZM155 61V62H154ZM164 61H166V62H168L169 64H167L166 62H164ZM178 61L180 62V63H178ZM184 61V62H183ZM205 61V60H204ZM229 61V62H228ZM242 62L244 61V60H241ZM248 61V60H247ZM247 61H246V63H247ZM256 61H258V59L256 60ZM73 62V63H72ZM89 62H91V63H89ZM114 62H116V63H118V64H116V63H114ZM123 64H121V63ZM140 62V61H139ZM156 62H157V64H156ZM183 62V64H185L184 66H182V63ZM185 62H187V63H185ZM204 65H205V63L203 62V61H201ZM245 62V61H244ZM49 63V62H48ZM88 63V64H87ZM131 63V64H130ZM174 63V64H173ZM176 63V64H175ZM198 64L197 65H199V62H197ZM216 63H218V62H216ZM235 65H234V64ZM238 65H237V64ZM249 63L250 64H248V65H250V66H252V64L254 63H252L251 64V62L249 61ZM84 64V65H83ZM93 64V65H92ZM101 64V65H100ZM109 64V65H108ZM119 64H121L120 66H119ZM128 64V65H127ZM147 64H148V66H147ZM159 64V65H158ZM172 64V65H171ZM177 64L179 65L178 67H176L177 66ZM189 64V65H188ZM210 64V63H209ZM243 65H246V64H244V63H242ZM259 65L261 64V62H259L258 63ZM50 65H48V64H46V66L47 67H50ZM59 65V66H58ZM64 65H66V66H64ZM71 65H72V67H71ZM78 66V67H76V66ZM81 65V66H80ZM87 65H89V66H87ZM107 65H108V68L106 69V67H107ZM125 65V66H124ZM144 65V64H143ZM160 65H162L160 68L161 69H159V66ZM165 65V66H164ZM189 67H188V66ZM196 65V66H197ZM201 65L202 64H200L199 65V67H201ZM207 65V64H206ZM225 65H228V66H225ZM246 66V67H250V66ZM255 65H257V62L255 63ZM262 65V64H261ZM260 65V66H261ZM45 66V64L43 65V64H41L40 66H39V68L42 70V71H44V68H45V70H46V67ZM92 66V67H91ZM124 67V69H123V67ZM174 67V69H173V67ZM181 66V67H180ZM208 66H210V65H208ZM225 66V67H224ZM229 66H235L236 68H230ZM241 66V65H240ZM41 67H43V69L41 68ZM51 67H50V69H51ZM55 67V68H54ZM75 67H76V69H75ZM82 67H84V69L85 70H82L83 68ZM90 67V68H89ZM100 68L99 69V71H98V68ZM101 67H102V69H101ZM110 67V68H109ZM120 67V68H119ZM135 67H137L138 69L140 68V67H142V68H144L145 69V71H146V69H147V73L145 72V71H143V72H140V75L142 76H140V75H137L138 73H133L132 72V70H134V68ZM158 67V69H155V68H157ZM185 67H187V68H185ZM190 67L192 68V71L190 72V75H189V72L187 71L188 69H190ZM198 67V66H197ZM202 67H204V66H202ZM227 67V68H226ZM242 67V66H241ZM243 67H245V66H243ZM242 67V68H243ZM253 67V66H252ZM93 68V70L95 71H93V70H91ZM95 68V69H94ZM105 68V69H104ZM128 68H133L132 70H131V72L133 73V75H132V73L130 74V75H128V72H129V69ZM154 69V71H152L153 69ZM175 68L177 69V70H175ZM182 68V69H181ZM185 68V69H184ZM229 68V69H228ZM241 68V70H243V69H245L246 70V68H243L242 69ZM260 68V67H259ZM262 68H263V71H264V66H262L261 67V69H259L260 71L262 70ZM49 68H47V70H48ZM69 69H70V71H69ZM74 69H75V71H74ZM78 69H81V70H78ZM123 70V75H125V76H121L122 74H120L121 72H122V70ZM128 69V70H127ZM137 69V71H142V70H144V69H139L138 70ZM148 69H150L149 70V72L150 73H148ZM195 69V70H194ZM199 68H197V70H198ZM214 69V68H213ZM229 70V72H227L228 70ZM234 69V71L232 72V70ZM46 70V71H47ZM57 70H59V72L57 71ZM63 70V71H62ZM87 70V71H86ZM92 71V72H90V71ZM100 70H102V71H100ZM109 70V71H108ZM128 72H127V71ZM221 70H222V72H221ZM226 70V71H225ZM243 71V73L245 74V72H247V73H249V71ZM249 70V69H248ZM253 71H256V70H254V69H252ZM259 70L257 71V72H259ZM51 71V72H50ZM83 73V75H81L82 73ZM159 71V72H158ZM172 71V72H171ZM176 73H175V72ZM179 72V74H178V72ZM180 71H181V73H180ZM200 70H198V73H200L199 72ZM218 71L219 72H221L222 74L220 75V73L218 74V75H216V73H218ZM250 71H251V68H250ZM60 72H62V73H60ZM69 72H70V74H71V76H73V77H71L70 75H69ZM73 72V73H72ZM74 72H76L75 74H74ZM100 75V76H95V75H98L97 73ZM103 72V73H102ZM107 74H105V73ZM126 72H127V74H126ZM134 72H135V70H134ZM153 72V73H152ZM156 72L158 73V74H156ZM185 72V73H184ZM193 72V76L191 75V73ZM225 72V73H224ZM238 72H240L241 73V71H240V69L238 68L237 69V72H236V75L237 74H239ZM79 73V74H78ZM87 73V74H86ZM94 73V74H93ZM96 73V74H95ZM119 73V74H118ZM130 73V72H129ZM143 75H142V74ZM175 73V74H174ZM203 72H201L200 73V75L202 74ZM243 73H241V74H243ZM251 73H255V72H251ZM260 73V72H259ZM258 73V74H259ZM261 73H262V71H261ZM85 74L87 75V76H85ZM92 74V75H91ZM104 74V75H103ZM135 74V75H134ZM149 74V75H148ZM151 74V75H150ZM154 74V75H153ZM164 74H166V75H168L169 77H171L170 79H171V85H168L166 82H162V75H164ZM182 74V77H184L185 76V79L187 78V80H186V83H185V80H182V77L180 76ZM186 74H188V75H186ZM240 74V75H241ZM244 74H243V77H244ZM263 74V73H262ZM52 75H54V76H52ZM55 75H56V77H55ZM75 75V76H74ZM79 75V76H78ZM89 75H90V77H89ZM94 75V76H93ZM106 75V76H105ZM115 75V76H114ZM117 75H120L119 77H120V79H119V77L117 78L116 76ZM130 76V80L133 78V76L135 77L134 78V81L132 80L131 82H130V84L131 85H134L133 83H136V85H138L139 83H141V80L139 79V78H141V79H143L144 81V83L143 84H145V86H140L141 88H143V87H145V88H147V89H145V90H148L147 91V94H146V96H145V94H142V92L144 91V88L143 89H139L138 87H139V85H138V87L136 88V90H138V91H140V92H138V97H137V95H136V90L133 88L134 86H131V85H129V82L127 81L128 80V77L126 78V76ZM172 75V76H171ZM176 75V77H174ZM199 75V74H198ZM199 75V76H200ZM211 75V77H213ZM226 75H228V74H226ZM230 75V74H229ZM235 75V76H236ZM248 76H251V74L249 75V74H247ZM254 75H257V73L256 74H254ZM254 75H253V77H254ZM260 75V74H259ZM68 76V77H67ZM77 76V77H76ZM85 76V77H84ZM138 76V78H136ZM140 76V77H139ZM178 76H180V78H178ZM191 76V77H190ZM203 76H204V74H203ZM218 76L220 77L219 79H217L218 78ZM231 76V75H230ZM230 76L228 77V78H230ZM238 76V75H237ZM242 76V75H241ZM261 76H263V75H260V77ZM62 77V78H61ZM80 77V78H79ZM83 77L85 78L84 80H83ZM92 77H93V79L94 80H92ZM99 77V78H98ZM111 77H113V78H111ZM116 77V78H115ZM132 77V78H131ZM144 77H146V79H144ZM153 77V78H152ZM160 77V78H159ZM201 77V76H200ZM259 76L258 77H256V79H254L255 80V82H256V80H257V78L259 79L260 78ZM73 79V80H70V79ZM78 78V79H77ZM98 80H97V79ZM103 78V79H102ZM105 78V79H104ZM110 78V79H109ZM124 79V78H126L127 80H123L124 82H125V84H124V82H123V84H122V82H121V84H120V82L119 81H121L122 79ZM149 78V79H148ZM153 79V81H151L152 79ZM177 78V79H176ZM190 78H192V79H190ZM197 78V77H196ZM224 80H223V79ZM235 78H237V77H235ZM235 78H234V81H235ZM242 78V77H241ZM63 79V80H62ZM67 81H66V80ZM87 79V80H86ZM103 81H102V80ZM136 79H138L137 81H135ZM156 79V80H155ZM159 79V81L157 82V80ZM176 79V80H175ZM179 79H181V80H179ZM217 79V80H216ZM222 79V80H221ZM231 79V78H230ZM246 79H247V77H246ZM64 82V84L65 85H62L61 87H59V85H61V84H63V82ZM66 82H65V81ZM76 80V81H75ZM92 82H91V81ZM97 80V81H96ZM111 80L113 81L112 83H111ZM117 80V81H116ZM145 80H146V82H145ZM175 80V81H174ZM191 80L192 81V83H193V81H194V83H193V86L191 85V87H194V89L196 88L195 86H197V83H198V87L195 89V91H193L194 93H192V94H190L191 92H192V90H194V89H192V88H190L189 90H188V86H190L189 85V81ZM216 81V83L218 82L219 83V87L221 88L220 90L218 89V83L215 85V81ZM237 80V79H236ZM239 80V79H238ZM237 80V81H238ZM248 80H249V78H248ZM252 80H253V78H252ZM251 79H250V82H253ZM69 81H71V82H73V83H71V82H69ZM75 81V82H74ZM81 81V82H80ZM94 81V82H93ZM96 81V82H95ZM104 81H105V84H104ZM107 81H108V83H107ZM127 81V82H126ZM151 81V82H150ZM155 81H156V84H154L155 83ZM161 81V82H160ZM179 81V82H178ZM182 81H183V83H182ZM190 81V82H191ZM223 81H224V83H223ZM228 81H229V79H228ZM233 81V80H232ZM233 81V82H234ZM243 80L241 79V82H242ZM263 81V82H262ZM61 82V84H58L57 85V83H60ZM86 83V85H85V83ZM115 82V83H114ZM138 82V83H137ZM147 82H148V84H149V82H150V86L147 84ZM160 82V83H159ZM178 82V83H177ZM188 82V83H187ZM200 82V81H199ZM230 82H231V80H230ZM81 85H80V84ZM88 83H90V84H88ZM102 83V86L103 87H100V84ZM118 83H119V86H118ZM160 85H159V84ZM166 83V84H165ZM176 83V84H175ZM186 84V85H183V84ZM223 85H222V84ZM237 83H239V82H237ZM244 82H242V84H243ZM67 84V85H66ZM75 84H79V85H75ZM83 84V85H82ZM91 84H92V88L94 89V90H96V92L93 90V89H91ZM104 84V85H103ZM115 84H117V85H115ZM164 84V85H163ZM178 84V85H177ZM200 84V85H199ZM233 85V84H235V85H237L236 84V82H234V83H230V85ZM56 85H57V87H59V89L56 87ZM89 85V86H88ZM97 85H98V87H97ZM111 85H112V87H111ZM122 85V86H121ZM131 86V88L132 89H134V92H132V93H129V88L127 89V92L125 91L126 90V87H128V86ZM135 85V86H136ZM156 85H157V87H156ZM161 85H162V89H161ZM165 85H166V87H165ZM177 85V86H176ZM183 86V87H185V90H184V88L183 87H178V86ZM206 85V84H205ZM234 85V86H235ZM247 85H249L248 87H250L252 84H247ZM66 86V87H65ZM76 86V87H75ZM88 86V88L86 89L85 87H87ZM108 86V87H107ZM109 86H110V88H109ZM118 86V87H117ZM123 86H125V90H123L124 88H123ZM147 86V87H146ZM160 86V88H158ZM213 86V87H212ZM216 86V87H215ZM223 86V87H222ZM234 86H232V87H234ZM240 85L238 84V87H239ZM253 86H254V83H253ZM254 86V87H255ZM64 87H65V91H64ZM80 89V94H79V89ZM81 87V88H80ZM114 87H115V90H118V89H120V90H118V93L119 94H122V93H124V91H125V93H127V94H123L122 95V97H121V95H118V96H120L119 97V99L117 98L118 96H116V95H114L113 96V94L115 93V90H114ZM117 87V88H116ZM121 87V88H120ZM150 87V88H149ZM156 87V88H155ZM165 87V88H164ZM177 87V88H176ZM207 87V88H206ZM224 87H225V89H224ZM238 87H236L235 86V88L237 89ZM243 87V86H242ZM242 87H239L237 90H241V88ZM75 88V89H74ZM96 88V89H95ZM98 88V89H97ZM105 88V89H104ZM123 88V89H122ZM152 88H153V90H152ZM178 88H179V90H180V88H182L184 91H182V89L180 90V93H182V95H180V96H182L183 98H187L186 100L188 101V98H189V101L192 99V103H191V101L189 102H186L184 99L183 100H181L180 101V97H178V92L179 91H177L178 90ZM235 88H231L230 87V89H232L233 91H234V89ZM252 88V87H251ZM251 88H249V89H251ZM58 91H57V90ZM86 89V90H85ZM99 89H101V90H99ZM103 89V90H102ZM112 89V90H111ZM158 89V90H157ZM175 89V90H174ZM212 89H214V90H212ZM216 89H218V91L215 93V91H216ZM226 89H228L229 91H230V94L228 93L229 91H227L226 92ZM235 89V90H236ZM76 90V91H75ZM88 90H89V93H88ZM91 90H93L92 92H91ZM97 90H99V91H97ZM114 90V91H113ZM152 90V91H151ZM167 90V91H166ZM170 90H171V93H170ZM253 90H254V88H253ZM103 91L105 92V91H107V93L105 92V93H103ZM119 91H121V93L119 92ZM142 91V92H141ZM156 91V92H155ZM163 92V94H162V92ZM166 91V92H165ZM177 91V92H176ZM199 91V92H198ZM210 91H211V93H210ZM212 91H213V93H212ZM232 91V92H233ZM76 92V93H75ZM84 92V94L82 95V93ZM86 92V93H85ZM98 92V93H97ZM110 92V93H109ZM112 92V93H111ZM114 92V93H113ZM131 92V91H130ZM146 92V91H145ZM154 92H155V94H154ZM184 92H186L185 93V95H184ZM188 92V93H187ZM204 93V94H202V97L200 98V96H201V94H199V93ZM218 92H220V93H218ZM222 92V93H221ZM224 92H225V94H224ZM236 94H237V92L236 91H234ZM248 92H251V91H248ZM99 95V96H97L96 97V95ZM117 93V94H118ZM132 94L131 96H129V97H133V96H135V97H133L132 99L133 100H135V98L137 97V100H135L134 102H133V105L131 104L132 103V99L131 98H129V97H127L129 94ZM149 93V94H148ZM152 93V94H151ZM159 93V94H158ZM169 93V95L167 96V94ZM196 93V96L194 97V94ZM218 93V94H217ZM234 93V94H235ZM73 94V95H72ZM76 96H75V95ZM79 94V95H78ZM90 94H91V96H90ZM106 94V95H105ZM108 94V95H107ZM111 94V95H110ZM116 94V93H115ZM133 94H135V95H133ZM164 95L163 96V98H161V100H162V102L161 103H157L155 100L157 99V98H159V96H161L162 97V95ZM206 94V95H205ZM210 94V95H209ZM212 94V95H211ZM222 94V95H221ZM227 94H229V95H227ZM238 94H237V96H238ZM87 95H89L88 97H87ZM101 95H102V97H101ZM127 95V96H126ZM141 95H143L142 97L144 98V100L146 101V103H145V101L143 100V101H140V99L142 100V98L140 97ZM155 97H154V96ZM159 95V96H158ZM205 95V97L204 98H206V99H202L203 98V96ZM207 95H208V97H207ZM217 95H218V97L219 98H221V99H218V100H216L217 99ZM222 97H221V96ZM227 95V97H225ZM231 95H233V93L231 94ZM70 96H71V98H70ZM78 96V97H77ZM85 96V97H84ZM153 96V97H152ZM156 96H157V98H156ZM190 96H191V98H190ZM210 96H212V97H210ZM215 98H214V97ZM77 97V98H76ZM84 97V98H83ZM94 97V98H93ZM105 99H104V98ZM109 97H111V103H110V98ZM128 98V99H125V98ZM167 97V98H166ZM223 97H225V98H223ZM229 97V98H228ZM87 98V99H86ZM99 98L101 99V100H99ZM115 99V100H113V99ZM120 98H121V100L122 101H120ZM140 98V99H139ZM150 98H152V100L150 99ZM154 98V99H153ZM179 98V99H178ZM199 98V99H198ZM209 98V99H208ZM214 98V99H213ZM234 98H236V96L234 97ZM74 99V100H73ZM85 99V100H84ZM124 99H125V101H124ZM130 99L132 100V101H130ZM177 99H178V101H177ZM195 99H198L199 101H201V102H199L198 100H195ZM208 99V100H207ZM222 99L224 100H226V101H222ZM240 99V100H241ZM89 100V101H88ZM103 100H104V102H103ZM113 100V101H112ZM126 100H127V102H126ZM138 100H139V102L140 103H138ZM150 100V101H152V105L153 104H159L160 105V107L158 106V105H153V107H151L150 106V104H148V101ZM160 100V99H159ZM208 101V102H210V103H207L206 101ZM216 102V103H214V101ZM221 100V101H220ZM239 100V99H238ZM92 102V104H91V102ZM115 101V102H114ZM116 101H120V102H122L123 104H124V102H125V104L123 105L122 103H118V102H116ZM130 102V106H129V102ZM137 101V102H136ZM158 101V100H157ZM166 101H168V103H166ZM182 101H183V103H182ZM204 101H205V104H208L209 106H207V105H204ZM213 101V102H212ZM218 101H220L219 102V104H217L218 103ZM228 101H229V103H228ZM231 101V102H230ZM264 101V100H263ZM67 102H69V101H67ZM82 102V103H81ZM102 103L101 105L99 104V103ZM156 102V103H155ZM177 102L179 103L178 105H177ZM185 102H186V110L184 109L185 108ZM223 102H227L228 104V106L226 105V103H225V105H223L224 103ZM234 102V103H233ZM76 103V104H75ZM83 103H86V104H83ZM87 103H89V105L87 104ZM106 104V106L105 105H103V104ZM109 103V104H108ZM112 103H114V105L112 104ZM136 103V104H135ZM193 104V105H190V104ZM200 104V106H201V103L203 104V106H197L198 104ZM237 103V104H236ZM262 103V102H261ZM260 103V104H261ZM79 104V105H78ZM83 104V105H82ZM116 104H117V106H116ZM119 104H121V106L119 105ZM135 104V105H134ZM163 104H165L164 105V107H163ZM167 104V105H166ZM182 104V106H179V105H181ZM214 104V106H210V105H213ZM234 104H236V105H234ZM264 104V103H263ZM263 104H261L260 105V107L263 105ZM73 105V106H74ZM86 105V106H85ZM88 105V106H87ZM94 106V108L95 107H98V108H93V106ZM97 105H100V107L99 106H97ZM102 105H103V107H102ZM111 105H113L112 107H111ZM145 105H148L146 108L147 109H144V111H143V108H145L144 106ZM83 106V107H82ZM86 108H85V107ZM119 106V107H118ZM127 106H128V108H127ZM134 106H135V108H134ZM141 106V107H140ZM142 106H143V108H142ZM149 106H150V108H149ZM193 106H195V107H193ZM215 106H216V108H215ZM223 107V110H224V112H223V114H222V112L221 111H223L222 110V107ZM224 106H227V109H226V107H224ZM230 106V107H229ZM234 106V107H233ZM89 107H90V109L92 110H89ZM122 107V108H121ZM137 107V108H136ZM179 108L180 109V111L181 110H184V111H181V114L180 115H177L175 112H177V108ZM182 107H183V109H182ZM189 107V108H188ZM190 107H193L192 109L190 108ZM200 107V108H199ZM208 107H209V109H208ZM211 107H213L212 109H211ZM218 107H220V108H218ZM242 107H244V108H242ZM85 108V109H84ZM105 108V109H104ZM113 108V109H112ZM122 110H121V109ZM128 110H127V109ZM129 108L130 109H133V110H131V111H129ZM166 108V109H165ZM187 108H188V110H187ZM194 108H195V110H194ZM203 108H204V110H203ZM206 108H207V110L208 111H210V112H207V111H205L206 110ZM220 109V110H216V109ZM229 108V109H228ZM261 108H264V107H261ZM261 108L259 109L260 111H261ZM98 109V110H97ZM107 109V110H106ZM136 109H138L137 111H136ZM141 109V110H140ZM179 109H178V112H180L179 111ZM226 109V110H225ZM240 109H242V110H240ZM84 110V111H83ZM102 110V111H101ZM107 112H105V111ZM112 110H115V111H113V112H111ZM193 110H194V112H193ZM212 110H215L216 111V113H217V116H216V113H215V111H212ZM240 112H239V111ZM259 110H258V115L260 116H258L257 115V118L255 117V120H256V122H258V123H256V126L257 125H262V123L264 124V114L262 115L263 117H262V119H261V113H264V111H262L261 113L259 112ZM70 111V110H69ZM93 111H95V114H94V112ZM120 111V112H119ZM127 111V112H126ZM129 111V112H128ZM136 111V112H135ZM139 111H140V113H139ZM186 111H187V113H186ZM211 111H212V113H211ZM220 111V112H219ZM234 111H238V114H237V112H235V114H234ZM241 111H242V113H241ZM83 112V113H82ZM85 112H86V114H85ZM90 112V113H89ZM97 112V113H96ZM116 112V113H115ZM119 112V113H118ZM171 112L173 113V116L171 115ZM191 112V113H190ZM207 113L208 115H205V114H202V113ZM215 113V115H214V113ZM228 112H230V113H228ZM233 112V113H232ZM246 114H245V113ZM68 113L69 112H66V114L65 115H67V117H68V119H70V120H68L67 118H66V116H65V118L66 119H64V120H68V121H66L67 122V125L72 129V127H73V125H71L72 124V122L73 121H75L76 122V120L72 117V116H70V115H68ZM91 113L93 114V115H91ZM113 113H115L114 114V117H113ZM183 113V114H182ZM185 113V114H184ZM210 113L212 114V115H210ZM218 113H220V115H218ZM228 113V114H227ZM241 113V114H240ZM89 116H88V115ZM119 114H121V115H119ZM159 114H155V115H157V118L160 116ZM165 114V115H164ZM235 116H233V115ZM240 114V115H239ZM86 117H85V116ZM95 115V117H93ZM112 115V116H111ZM116 115V116H115ZM177 115V116H176ZM202 115V116H201ZM232 115V116H231ZM72 117V118H70V117ZM77 116V117H78ZM175 116V117H174ZM194 116V115H193ZM203 116H204V118H203ZM206 116H208V117H210L209 119H207L208 117H206ZM213 116H215V117H213ZM218 116H222L221 118L220 117H218ZM228 116H229V119H228ZM76 117V119L78 120H81L80 118H77ZM89 118V119H86V118ZM92 117V118H91ZM110 117H112V118H114L113 119V121H111V118ZM120 118L119 120V122H118V118H116L115 119V121H117V123H114L115 125L117 124L118 126L120 125H122L123 124V122L125 121L123 118ZM153 117H156V116H153ZM165 117V118H164ZM174 117V118H173ZM183 117V116H182ZM185 117V116H184ZM217 117V118H216ZM226 117H227V119H228V121H226L227 119H226ZM237 117V118H236ZM61 118V120H60V123L61 122H63V119L62 118H64V117H60ZM206 118V119H205ZM211 118L212 119H214V118H216V119H214V120H211ZM234 118V120L235 121H233V120H231V119H233ZM239 118H240V120H239ZM260 118V119H259ZM96 119V118H95ZM121 119H122V124H118V123H120L121 122ZM162 119H164V120H162ZM174 119V120H173ZM222 119H224L225 120V122L223 123V125L221 124V122H222ZM71 120H73V121H71ZM124 120V121H123ZM173 120V121H172ZM207 120H209V121H207ZM217 120V121H216ZM223 120V121H224ZM238 120V121H237ZM87 121V122H86ZM110 121H111V123H110ZM214 121V122H213ZM221 121V122H220ZM260 121V122H259ZM262 121V122H261ZM65 122V121H64ZM75 122H73V123H75ZM210 124H209V123ZM211 122H213L212 124H211ZM227 122V123H226ZM236 122V123H235ZM58 123V122H57ZM69 123V124H68ZM199 123V124H198ZM207 123V124H206ZM229 123H234V124H229ZM89 124V125H90ZM148 124H146V125H148ZM222 126H221V125ZM224 124H226V125H224ZM229 124V125H228ZM115 125H113V126H115ZM145 125V126H146ZM159 125V126H158ZM194 125V126H193ZM201 125V126H200ZM202 125H206V126H202ZM220 125V127H218ZM227 125H228V127H227ZM234 125L236 126L237 125V127H235V128H237L236 130L234 129ZM65 126V125H64ZM112 126V127H113ZM155 126H157L158 127V129L157 128H155ZM195 126H197V127H195ZM199 126V127H198ZM209 126V127H208ZM211 126V127H210ZM212 126L215 128L214 129V131H215V133L217 134V132H218V136L214 133H212V132H214V131H212V130H209L208 131V129L209 128H212ZM224 126V127H223ZM111 127V128H112ZM193 127H195V129L193 128ZM201 127V128H200ZM217 127H218V129H217ZM224 129H223V128ZM146 128V127H145ZM199 128V129H198ZM228 128V131L231 133V134H229V132H226L227 130L226 129ZM193 129V130H192ZM203 129V130H202ZM197 131V133H195V131ZM221 130V131H220ZM224 130V131H223ZM231 130H233L232 132H231ZM193 131H194V133H193ZM205 131H206V133H205ZM212 131V132H211ZM220 131V132H219ZM235 131V132H234ZM202 132V135L200 134ZM211 132V134H209ZM227 134H226V133ZM193 133V134H192ZM198 133H199V135H198ZM224 134V137L225 138H223L222 137V135ZM237 133V134H236ZM191 134V135H190ZM206 134H208L207 135V137H205V135ZM213 134V135H212ZM221 136H220V135ZM135 136L134 137H136V141L137 140H139V142L140 141H143V140H141V139H139V138H137L138 136V134H134ZM149 135H150V137H149ZM154 135V136H153ZM189 135H190V137H191V139H190V137H189ZM195 135V136H194ZM204 136V137H203ZM209 136V137H208ZM211 136V137H210ZM219 137V138H221V139H223V140H221V139H216L217 137ZM228 136V138L226 139V137ZM130 137H132V135H130ZM188 137H189V140H188ZM192 137H194L195 138V140H194V138H192ZM199 137V139L197 140V138ZM201 138L203 139V138H205L208 142H210L209 141V139L211 140V142H210V144L206 141V140H204V141H201ZM234 138V139H233ZM240 138V139H239ZM243 138V139H242ZM260 138V139H259ZM131 139V138H130ZM129 139V140H130ZM135 139V138H134ZM133 139V137H132V139L130 140V141H133L134 140ZM236 139H239V140H237L236 141ZM182 140V139H181ZM201 142H200V141ZM214 140H216V144L215 145H213L214 144ZM217 140L218 141H220V142H217ZM194 141V142H193ZM198 141V142H197ZM241 141H243V142H245V144L246 143H249V141L250 142H252L251 144V146H250V149H248V150H250L249 152H252L250 155H252L253 154V158H255V159H252V161H253V165H254V162L255 161H257L259 158H262V161L259 159L258 161H257V163L258 164H256L255 163V165H257V166H255V167H257V171L256 170H252V169H255L254 168V166L252 165V161H249V160H251V159H249L248 160V164H250L249 162H251V165H250V168H249V165L246 163V161H245V159H244V155H246V154H248L247 152H246V154H245V151L243 150V148H245V146L244 147H240V146H242V145H244V143L242 142L241 143ZM176 142H177V140H176ZM176 142L174 143V144H176ZM236 142H238V143H236ZM239 142L242 144H239ZM264 142V141H263ZM262 142V144L264 145V143ZM168 143V142H167ZM165 144L166 146L168 145V144ZM213 143V144H212ZM234 143V144H233ZM260 143V142H259ZM226 144V145H225ZM228 144H233L234 145V147H233V149L234 150H231V147L233 146V145H228ZM237 144H239V145H237ZM257 144V143H256ZM211 146H213L212 147V149L210 150L209 149V147H211ZM225 147V149H224V147ZM229 146V148L230 149H228L227 147ZM235 146H239L241 149L238 151V149H236L237 147H235ZM169 147V146H168ZM216 147V148H215ZM223 147V148H222ZM238 147V148H239ZM205 148V149H204ZM207 148V149H206ZM247 148H248V145H247ZM190 149V150H191ZM195 149V150H196ZM208 149H209V151L210 152H208ZM221 149H222V152H221ZM220 150V152H218L217 153V151H219ZM223 150H224V153L227 151V154H224L223 153ZM226 150V151H225ZM229 150V151H228ZM236 150V151H235ZM192 151V150H191ZM190 151V152H191ZM232 153H231V152ZM234 151V152H233ZM238 151V152H237ZM241 151V153L239 154V152ZM244 151V152H243ZM246 151H247V149H246ZM257 151H259V156H257ZM189 152V153H190ZM193 152V153H194ZM236 152V155L234 156V154L233 153H235ZM244 154H243V153ZM186 153H188V152H186ZM188 153V154H189ZM193 153H192V155H193ZM217 153V154H216ZM233 154V155H231V154ZM255 153V154H254ZM257 153V154H256ZM191 154V153H190ZM209 154V155H208ZM217 155L216 156V158H217V160L219 159L221 162H223V164L222 163H220V162H218L217 160H216V158L214 157L215 155ZM224 155L225 157H228V158H225V160H224V158L222 157V156H220V155ZM260 154H261V156H260ZM192 155H189V156H192ZM198 157H197V156ZM201 155V156H200ZM206 155V156H205ZM243 155V156H242ZM254 155H256L257 157H255ZM185 156H187L188 157V155L187 154H185ZM234 156V157H233ZM236 156H239V158H243L244 159V161L243 160H241V159H239L238 157V161L240 162V163H238V161H236L237 160V158H236ZM248 156V155H247ZM194 157H196L195 159H194ZM203 157H208V158H206L207 159V162L209 163H207L206 162V159H205V162L206 163H204V162H198V160H203L204 161V159H201V158H203ZM219 157V158H218ZM233 157V158H232ZM250 157V156H249ZM249 157H246L245 156V158H249ZM139 159H140V157H138ZM137 158V159H138ZM151 158V157H150ZM165 158V157H164ZM163 158V159H164ZM214 158V159H213ZM223 158V159H222ZM232 158V159H231ZM236 158V159H235ZM256 158H257V160H256ZM136 160V163H135V165H138V163L140 164V162H143V160L142 161H140V160ZM142 159V158H141ZM143 159H144V157H143ZM212 159V160H211ZM235 159V160H234ZM69 160V159H68ZM195 160V161H194ZM214 160H216V161H214ZM228 160V161H227ZM231 160H233V161H231ZM185 161H187V158H186V160ZM212 161H214V163H218V164H214L213 165V163H211ZM235 161V162H234ZM72 162V161H71ZM71 162H70V169L69 170H71L72 172H74L73 174H72V172L71 171H69V174H67L65 177H62V180H64L63 182H64V184H66V185H62L65 189L66 188H69L68 186H71L70 187V189H69V191L66 189V190H63V191H68V192H62V193H53L52 192V198L51 199H54L55 201H53V203L52 204H56L57 206H55V205H52L51 207H50V210H48V206H47V208L46 207H44V208H46V210H48V211H51V212H46V214L48 213V216H47V229H49V227L50 228H53V225H54V228H58V226H57V223H59V220L62 218V216H63V218H65V215H67L66 216V219L65 220H63V218H62V220L60 221V223L62 222V221H66V222H63V223H61L62 225H64V226H62L61 225V228H60V224H58L59 225V230H57V228L55 229V231H57L56 233V236L53 234V233H49V234H47V236H50V237H47V236H45V234L43 233V234H41L40 232H38V234L36 233V236H34V235H32V236H29V237H33V238H30L31 240L33 239H35L34 241H35V243H37L36 241H39L38 243H40V244H42L43 243V241H44V237H47L45 240L46 241H44L45 243H48L47 244V246H44L45 247V249H44V247H43V252H42V254L41 255H46V256H40V254H38V255H36V256H34V258L32 259V260H34V259H39V262L38 261H36L37 262V264H119L120 263V261H121V263L120 264H124L125 262H126V264H133L132 262H128V260H131V261H133V262H137V264H141L140 262H141V260H139V262L138 261H136L134 258H131V256H129V255H127V253H125L124 251H120L121 250V248L120 249H117V246H116V248L114 247L115 245L113 244L114 243V236H115V234H117V232H115L117 229V225L116 226H111V225H113L114 223L116 224V221L115 222H113L114 221V219L116 218V216H117V214L116 215H113V210H114V208H113V210H112V207H114L115 205H113V204H116L115 202H110V201H113V199H114V197H116V195H114V197L112 198V200H110L108 203H110V204H108V203H105V205L107 204L108 205V207H110V206H112L111 207V216H110V219H109V215L110 214H106V216L105 217H103L105 214H102L103 213V211H104V213H106L105 211L107 210V212H109V208H107V206H106V210H105V208H104V206L105 205H101V207H103V208H101L100 206L98 207V209H97V207L96 206H98V203H100L101 202V200H102V198H100V202H96L97 203V205H96V203L94 204V199H97V200H99V198H98V196L100 195L101 197H103L102 195H104L103 193H104V191H106V187L109 185L106 181H105V179L107 180V178L109 179V177H108V175L110 174V172H107L106 174H103L102 173V175L104 176H106L105 178H104V181L106 182H104V181H102L103 179H101V176L100 175H98V177L100 176V179H98V177H96L95 179H93L91 182H92V184H87V187L90 185H92L93 186V188H92V190L94 189V191L92 192V191H90L91 190V188H87V194L88 193H90L91 195L94 193V192H96V193H98V196L96 195V193L93 195V196H91V197H89L87 194V196H88V198L89 199H87V200H90L91 199V201H88L87 202V209H86V207H85V205L84 204H82V203H80L81 202V199L79 198L80 197V195H79V189L82 187V180L84 179V177L86 178V180H87V176H82L81 175V173H80V175H78L79 174V172L80 171H78V169L77 168H74L73 167V163L71 164ZM138 162V163H137ZM189 162V163H190ZM226 162H227V165H226ZM244 162V163H243ZM189 163H185L186 165H188ZM220 163V164H219ZM225 163V164H224ZM228 163H230V164H228ZM233 163H234V166H233ZM239 164V165H237V164ZM242 163H243V165H242ZM142 165H143V163H141ZM213 165V166H215V167H211V165ZM222 164V165H221ZM72 165V166H71ZM142 165H141V167H142ZM203 165H202V167H203ZM235 165H237V166H235ZM241 165V166H240ZM209 166L211 167L210 169H211V171H209ZM217 166V167H218ZM239 166V169H240V167L242 168L240 171H242V173H238V172H236V171H239V169L237 168ZM242 166H245V167H242ZM253 166V167H252ZM258 166H259V168H258ZM73 167V168H72ZM140 167V168H141ZM187 166H185V168H186ZM198 167H199V165H198ZM198 167H196V168H198ZM246 167H247V174H246V171L244 172L243 170H246ZM200 168V167H199ZM207 168V169H206ZM231 168H232V170L234 171V172H232L231 171ZM234 168V169H233ZM245 168V169H244ZM261 168H262V171L261 172H259L260 170H261ZM77 171H76V170ZM180 169V168H179ZM228 169H230V172H229V170ZM207 170V171H206ZM227 170H228V172H227ZM134 171V170H133ZM139 171V170H138ZM195 171V172H194ZM208 171H209V173H208ZM239 171V172H240ZM251 171V172H250ZM256 172V174L258 173V175L256 176V174L254 175L253 174V172ZM77 172H78V174H77ZM226 172V173H225ZM236 172V173H235ZM76 173V175H75V177H74V174ZM105 173V172H104ZM191 173V174H190ZM213 173V174H214ZM223 173V174H222ZM229 173H234V174H229ZM241 174V175H243V173H245L243 176H242V178L244 177L245 178V175H247V176H249V177H247L248 178V181L250 180L249 178H252V177H254V176H256V178L254 177V178H252L249 182H251V183H253L252 184V186L250 187V186H248L249 184H251V183H247L246 182V184H245V181H247V178L244 180V178L242 179V178H240V179H242V180H240L239 178H238V175H237V178H238V180L236 181V174ZM250 173V174H249ZM136 174V173H135ZM190 174V175H189ZM207 174H208V177H206L207 176ZM251 174L253 175V176H251ZM261 174V175H260ZM171 175V174H170ZM215 175V174H214ZM226 175V176H225ZM229 175V176H228ZM241 175L239 176V177H241ZM70 177L69 178V180L67 179L68 177ZM76 176H77V179H76ZM78 176H80V177H83V179H81V178H79ZM110 176V175H109ZM211 176V177H210ZM224 176V177H223ZM228 176V177H227ZM261 178H260V177ZM67 177V178H66ZM72 177V178H71ZM171 178H170V180L172 181L173 179H172V175L170 176ZM199 177H201L200 178V180H199ZM227 177V178H226ZM232 177L234 178V179H232ZM258 177V178H257ZM219 178H220V180H219ZM225 178V179H224ZM232 179V184H230V188H231V185L232 186H234V188L235 187H237V189H234V190H232V191H235V194H236V192L238 191V195L240 196H238L237 194L235 195V194H233V192L232 193H230L231 195H233V198L234 199H232V196L229 198V194H228V190H229V183H231V179ZM66 179V180H65ZM72 179V180H71ZM76 179V181H74V180ZM80 181H79V180ZM97 179V180H96ZM230 179V180H229ZM259 179V180H258ZM53 180H55V179H53ZM53 180H52V182L51 183H54L53 182ZM98 180H100V182H97ZM202 180H205V181H202ZM224 180V181H223ZM225 180H227V181H230L229 183L227 182V181H225ZM239 180H240V182H239ZM254 180H255V183L257 184H255L254 183ZM51 181V180H50ZM68 181V184L66 183ZM70 181V182H69ZM78 181V182H77ZM223 181V182H222ZM233 181H235V182H237V183H235V182H233ZM241 181H244V183L243 182H241ZM253 181V182H252ZM256 181H260V182H256ZM77 184H76V183ZM80 182V183H79ZM94 182V183H93ZM95 182L98 184V185H102V184H107L105 187H104V185H102V187L100 186H98V188H97V184L96 185H93V184H95ZM102 182H104V183H102ZM174 182V181H173ZM221 182V183H220ZM226 182V183H225ZM73 184L74 186H77L76 188L78 189H74L73 190V188H72V185H69V184ZM101 183V184H100ZM172 183V182H171ZM194 183V184H193ZM200 183V184H199ZM220 183V184H219ZM227 184L226 186L228 187V188H225L224 190L226 191V194H221L223 191V189L221 190V191H219L225 184ZM240 185H243L242 187H243V189H241L242 187L240 186L239 187V184ZM243 183V184H242ZM261 183V184H260ZM81 184V185H80ZM224 184V185H223ZM54 185V186H53ZM80 185V187H78ZM193 185V186H192ZM219 185V186H218ZM222 185V186H221ZM238 185V186H237ZM245 185L248 187V191L247 190H245ZM260 185V186H259ZM263 185V186H262ZM57 185H56V183L55 184H51L48 188H45V189H52L53 191H54V188L56 187ZM89 186V187H90ZM91 186V187H92ZM205 186V187H204ZM94 187H96L97 189H95ZM191 187H193V188H191ZM220 187V188H219ZM260 187V188H259ZM262 187V188H261ZM101 188V189H100ZM104 188V190H102ZM191 188V189H190ZM238 188H240V189H238ZM249 188H251V191H249L250 189ZM253 188H255V189H253ZM123 189H125V188H123ZM247 189V188H246ZM252 189L253 190H256V189H258V191L256 190V191H254V192H252ZM260 189H261V191H260ZM99 190H101V192L99 191ZM189 190H191V191H189ZM196 190H197V188H196ZM202 190H204V191H202ZM243 192H242V191ZM90 191V192H89ZM100 193H102V191H103V193H102V195L101 194H99V192ZM167 191H170L169 189L167 190ZM199 191H200V189H199ZM239 191H241L242 193H243V195H242V193L241 192H239ZM245 191V192H244ZM196 192H198V190L196 191ZM203 192V193H202ZM218 192V193H217ZM231 192V191H230ZM258 192V193H257ZM260 192H262V193H260ZM75 193H76V195H75ZM169 193V195L170 194H172V192H168ZM240 193H241V195H240ZM247 193H252V194H254L253 196H250V195H252V194H248V196H247ZM72 194H74L73 196H72ZM195 194V193H194ZM217 194H218V196H217ZM59 195H61V197H63L62 199L61 198H59L58 199V197H60ZM68 195H70V197L68 196ZM190 195V194H189ZM196 195H198V193L196 194ZM195 195V196H196ZM224 195H225V198L224 199H222L223 197H224ZM227 195V196H226ZM257 195H259V197L257 196ZM72 196V197H71ZM77 196V200L75 199V197ZM95 196H97V198L95 197ZM220 196H222V197H220ZM244 196V197H243ZM247 196V197H246ZM66 197H68V202H66L67 201V198ZM74 197V198H73ZM93 197H94V199H93ZM108 197V195H104V199L102 200V202L103 201H108V200H106L105 198H107ZM175 197V199H177ZM206 197V198H205ZM212 196H211V198H213ZM238 199H237V198ZM251 197V198H250ZM256 197V198H255ZM117 198V197H116ZM115 198V199H116ZM189 198V199H188ZM199 198V197H198ZM198 198H197V200H198ZM220 198V199H219ZM229 198V199H228ZM236 198V199H235ZM248 198V199H247ZM258 198V199H257ZM261 198V199H260ZM60 199H61V201H64V199H65V201L64 202H61L60 201ZM71 199H73V201H71ZM74 199H75V201H74ZM80 199V200H79ZM92 199H93V201H92ZM108 199H110V198H108ZM114 199V200H115ZM179 199H177V200H179ZM250 199H253V200H250ZM256 201H255V200ZM261 201H260V200ZM60 201L61 203V205L59 204V203H57V201ZM97 200H95V201H97ZM216 200V199H215ZM214 200V201H215ZM222 200V201H221ZM227 200V201H226ZM229 200V201H228ZM231 200L233 201V202H231ZM248 200H249V202H248ZM115 201H118V198H117V200H115ZM121 203L123 202V200L121 201V200H119ZM118 201V202H119ZM217 201V200H216ZM215 201V202H216ZM225 201V202H224ZM254 202V204H253V202ZM259 201V202H258ZM51 202L52 201H50L49 202V204H51ZM80 204H78V203ZM92 202V203H91ZM184 202H185V205L186 206H184V208H183V205H184ZM198 202H201L200 201V199H199V201ZM219 202H223V204L221 203H219ZM227 202V203H226ZM229 202V203H228ZM235 202V204L238 206V207H236V206H234L235 204H233ZM238 202V203H237ZM239 202H244V203H239ZM65 203V204H64ZM67 203V204H66ZM72 203H76V205L75 204H73L72 205ZM117 203V207H115V208H118V206H123L124 204L125 205H128L127 203ZM187 203V204H186ZM252 203V204H251ZM257 203V204H256ZM260 203V205H258ZM71 204V205H70ZM89 204V205H88ZM101 204V203H100ZM199 204V205H198ZM231 204H233V205H231ZM243 204V205H242ZM62 205H63V207H62ZM95 206V207H92V209H91V211L88 209V207L89 206ZM219 205V206H218ZM221 205V206H220ZM242 205V206H241ZM247 205V206H246ZM261 205L263 206V207H261ZM55 206V208H56V210L53 208ZM66 206V207H65ZM69 206V207H68ZM82 206V207H81ZM84 206V207H83ZM224 206V208L222 209V211H221V208L220 207H223ZM227 206V207H226ZM243 206H245V207H243ZM249 206H250V208H249ZM58 207H61V208H59L58 209ZM68 207V208H67ZM186 207V208H185ZM217 207H218V209H217ZM230 207H233L232 208V211H231V208ZM238 208V209H241V210H235V208ZM251 207H254V209H252ZM259 208V210L260 211H258V208ZM51 208H53V209H51ZM71 208V209H70ZM73 208H75V209H73ZM78 208V209H77ZM80 208H82V210L80 209ZM84 208V209H83ZM101 209V212L102 213H100L99 214V212H98V214L99 215H101L100 217H99V222L96 220L95 222V224L97 225H92V226H94V228H92V226L90 225V226H87V224L86 223H88L87 221H86V219L88 220V216H89V213H91L90 215L93 217L92 219H94L95 220V217L96 218H98L97 216H99V215H97V214H95V212H93L92 210L94 209H96V210H99L100 211V209ZM120 208V207H119ZM119 208H118V212H119ZM207 208V207H206ZM229 208V209H228ZM245 208V209H244ZM80 209V210H79ZM86 209V211L88 210V215H86V218L84 217L85 216V214H87V212L85 213V210ZM102 209H104L103 211H102ZM121 209V208H120ZM228 209V210H227ZM244 209V210H243ZM252 211H251V210ZM261 209H262V211H261ZM44 210V209H43ZM61 210V211H60ZM64 210V211H63ZM72 210V211H71ZM116 210V209H115ZM212 210H213V212H212ZM217 210H219V212H229L228 213V215H227V213H226V215H225V213L223 212V214H224V217H226V216H228L227 217V222H226V220L223 218V216H221L220 214H219V212L217 211ZM242 210H243V212H242ZM247 210L248 211H250L249 213L247 212ZM254 210H256V215H258V216H256L254 213H255V211ZM54 211V212H53ZM56 211V212H55ZM66 211H68L67 213H66ZM76 211V212H75ZM79 211V212H78ZM80 211H83V212H81L80 213ZM117 211H115V213H118ZM121 211H123L122 209H121ZM214 211H216V212H218L217 213V216H216V212H214ZM53 212V213H52ZM59 212V213H58ZM97 212V211H96ZM183 212V211H182ZM239 212V213H238ZM259 212H260V214H259ZM58 213V214H57ZM62 213H65V214H62ZM69 213V214H68ZM73 213V214H72ZM85 213V214H84ZM95 214V215H92V214ZM179 213V212H178ZM187 213V214H188ZM199 213H201V214H199ZM212 213V214H211ZM214 213V214H213ZM242 213V214H241ZM245 213V214H244ZM71 214V215H70ZM182 214H184L185 216H187V219H189V220H187V219H185L184 217V215H182ZM219 214V215H218ZM222 214V213H221ZM222 214V215H223ZM233 214H234V216H233ZM246 214H248V215H246ZM252 214H254V215H252ZM57 215V216H56ZM62 215V216H61ZM72 215H75V217H73ZM81 215V216H80ZM230 215V216H229ZM233 216V218H232V216ZM237 215V216H236ZM242 215H244L243 217H242ZM56 216V217H55ZM59 216H61V217H59ZM90 216V217H91ZM95 216V217H94ZM108 216V217H107ZM113 216H115L114 217V219H113ZM175 216H177V214L175 215ZM184 216V217H183ZM208 216V217H207ZM218 216H221V217H218ZM245 216H247V219H246V217ZM256 216V217H255ZM54 219H53V218ZM83 218V219H80V218ZM119 218L121 217L120 215L118 216ZM182 217V218H181ZM202 217V218H201ZM230 217H231V219H230ZM249 217V218H248ZM60 218V219H59ZM74 218V219H73ZM76 218V219H75ZM107 218V219H106ZM118 218V219H119ZM177 218V217H176ZM183 218H184V220H185V223L186 224H188V226H189V224L192 222L193 223V226H192V223L190 224L191 226H189L190 228H188V226L186 225V224H183L184 223V221H183ZM190 218L192 219L191 221H190ZM206 218V219H205ZM209 218V219H208ZM211 218V219H210ZM220 218V219H219ZM244 218V219H243ZM251 218V219H250ZM255 218V219H254ZM259 218H261L260 220H259ZM53 219V220H52ZM71 219V221H69ZM78 219V220H77ZM91 218H89V220H92ZM102 219V220H101ZM105 219L107 220L106 222H105ZM117 219V218H116ZM203 219H205V220H203ZM223 219V220H222ZM236 219V222H237V220H238V222L237 223H235V222H233V220H235ZM241 219V220H240ZM243 219V220H242ZM250 219V220H249ZM58 220V221H57ZM68 220V221H67ZM88 220V221H89ZM111 220H113V221H111ZM120 220V219H119ZM118 220V221H119ZM124 220V218L122 219V220H120L121 222ZM186 220L187 221H189L188 223L186 222ZM246 220V221H245ZM249 220V221H248ZM52 221V222H51ZM74 221L76 222V224L74 223ZM80 221V222H79ZM86 221V222H85ZM103 221H104V223H103ZM117 221V222H118ZM125 221H127V223H128V220H126L125 219ZM181 221V222H180ZM224 221V222H223ZM232 221V222H231ZM244 221L246 222V223H244ZM260 221V222H259ZM261 221H262V223L263 224H261ZM54 222H55V224H56V226H55V224H54ZM73 222V223H72ZM91 222V221H90ZM90 222L88 223V224H90ZM94 222V221H93ZM98 222V223H97ZM178 222V223H177ZM183 222V223H182ZM195 222V223H194ZM204 222V223H203ZM207 222H209V223H207ZM223 222V223H222ZM228 223L229 224V227H227V225L228 224H226V223ZM239 222H242V224H240ZM250 222V223H249ZM83 223V224H82ZM112 223V224H111ZM173 223H175V224H177V225H175V224H173ZM181 223V224H180ZM199 223V224H198ZM205 223H206V225H205ZM213 223H214V225H213ZM225 223V224H224ZM233 223V224H232ZM247 223H248V225H247ZM255 223V224H254ZM259 223V224H258ZM49 224V225H48ZM68 224V225H67ZM75 224V226H73ZM99 224V225H98ZM103 224V225H102ZM172 224V225H171ZM186 225V227L185 226H183L184 228H186V229H184L183 227H182V229H181V227H180V225ZM209 224V225H208ZM234 224H236V225H238V227L235 225L234 226ZM244 224V225H243ZM251 224L253 225V227H252V229L253 230H255V228L257 227V225H259V227H257L259 230L257 231V229H256V231H254V234H253V231L251 230ZM72 225V227H70ZM86 225V226H85ZM107 225V226H106ZM127 225V224H126ZM174 225H175V227H174ZM201 225H204V226H202L201 227ZM208 225V227H210V230H209V228L208 227H206ZM243 227H242V226ZM247 225V226H246ZM256 225V227H254ZM68 226V227H67ZM104 226V227H103ZM105 226L107 227V228H105ZM170 226H171V228H170ZM174 227V229L176 228V230H175V232H174V229H173V231H172V228ZM263 226V227H262ZM64 227H65V232L63 231V229H64ZM77 227V228H76ZM79 227V228H78ZM89 227V228H88ZM96 227H97V229H96ZM98 227H100V228H98ZM197 227H200V228H197ZM205 227V229L204 230H202L201 228H204ZM214 227V228H213ZM234 227L236 228V229H234ZM240 227V228H239ZM250 227V228H249ZM68 228V229H67ZM83 230L84 229V231L87 233V235H90V236H87L86 235V233L84 232V231H82L81 229ZM86 228V229H85ZM102 228V229H101ZM104 228V229H103ZM115 229V231H114V229ZM182 230H180V229ZM194 228H196V229H194ZM208 228V229H207ZM217 228V229H216ZM243 230H242V229ZM89 229H91V231H92V233L91 232H88V230ZM93 229H94V231H93ZM178 229V230H177ZM193 231H191V230ZM215 229V230H214ZM248 229V230H247ZM46 230V229H45ZM66 230H68V231H66ZM75 230H77V231H75ZM80 230V231H79ZM100 230V231H99ZM102 230V231H101ZM105 232H104V231ZM108 230V231H107ZM180 230V231H179ZM184 230V231H183ZM200 230H201V232H200ZM212 230H213V233L214 232H216L214 235H212L211 236V234H213L212 233ZM218 230V231H217ZM231 230H233V231H231ZM235 230H237L236 232H237V234H236V232H235ZM240 230H242V232L240 233L239 231ZM246 230H247V232H246ZM251 230V231H250ZM263 230V232H261V231ZM54 231V232H55ZM63 231V233L61 234V232ZM82 231V232H81ZM90 231V230H89ZM112 231V232H111ZM173 233H172V232ZM186 231V232H185ZM194 231H195V235H194ZM204 231V232H203ZM208 231V232H207ZM210 231V232H209ZM224 234H221V232ZM250 231V233H252L253 234V236H252V234H251V236L249 235L250 233H248ZM260 231V232H259ZM100 232V233H99ZM115 234H114V233ZM178 232V234H176ZM180 232V233H179ZM181 232L183 233H187L186 234V238H187V235L189 234V236H188V238H187V248L186 249H184V248H182L184 245H183V243L181 242L183 239H184V241H185V237L183 238L182 236H181V238H183V239H181V241H179V243H177L178 241H176L175 242V240H176V238H177V240L179 239V237H176V235L178 236H180V235H182L181 234ZM196 232H197V234H196ZM205 232H206V234H205ZM217 232H218V234L220 235L221 234V236H219L218 234H217ZM75 233V234H74ZM79 233V235L77 236V234ZM80 233H82V234H80ZM89 233V234H88ZM96 233V234H95ZM102 233V234H101ZM104 233H106V236L104 237L103 235H104ZM110 233V234H109ZM176 235H175V234ZM52 234V235H51ZM109 234V235H108ZM113 234V235H112ZM185 234H184V236H185ZM201 234V235H200ZM256 234V235H255ZM40 235V236H39ZM42 235V236H41ZM53 235H54V237H53ZM71 235V237H69ZM76 235V236H75ZM81 235H82V237H81ZM99 236V239H98V236ZM102 235V236H101ZM164 235V236H163ZM171 235L173 236V235H175V237L173 236V238L171 237ZM200 235V236H199ZM205 235V236H204ZM217 235V236H216ZM228 235V236H227ZM249 235V236H248ZM258 235V236H257ZM52 236V237H51ZM61 236V237H60ZM62 236H63V239H62ZM67 236V237H66ZM75 236V237H74ZM80 236V237H79ZM85 236V237H84ZM100 236H101V238H103V239H101L100 238ZM110 236V237H109ZM166 236V237H165ZM169 236V237H168ZM194 236V237H193ZM203 236V237H202ZM227 236V237H226ZM241 236H242V239H241ZM246 236H248V237H246ZM261 236V239H263V241L261 240V239H259L258 237H260ZM29 237H27V238H29ZM66 239H65V238ZM84 237V238H83ZM87 237V238H86ZM90 237V238H89ZM93 237V238H92ZM96 237V238H95ZM106 237H108V238H106ZM133 237H134V239L136 238L137 239V236H130V239H132L133 241H132V247H134L135 245H134V243L135 244H138V239H137V242H136V240H134L133 239ZM189 237H191L190 238V240H189ZM233 239H232V238ZM249 237H251V238H253V239H251L250 240V238ZM26 238V239H27ZM37 238H38V240H37ZM41 238V239H40ZM58 238V239H57ZM86 238V239H85ZM91 240V242L92 243H90V240ZM92 238V239H91ZM111 238V239H110ZM175 238V239H174ZM192 238H193V240H192ZM195 238V239H194ZM197 238V239H196ZM199 238H200V240H199ZM237 238V239H236ZM4 237H2V243H4V246H6V238L4 239ZM26 239H25V241H26ZM40 239V240H39ZM77 239V240H76ZM79 239V240H78ZM81 239V240H80ZM83 239V240H82ZM109 239V240H108ZM130 239H129V241H130ZM167 239V240H166ZM179 239V240H180ZM209 239V240H208ZM217 239V240H216ZM244 239H246V240H244ZM250 240V242H249V240ZM260 240V241H258V240ZM29 241V239H27V241H29L28 243L27 242H24V239H23V241H18V243H19V245H20V250H19V252H18V259H19V256H20V260L18 261V262H20V263H22L23 261H27V259H26V252H25V246L26 245H30V244H32V243H30V242H34V241ZM48 240V241H47ZM63 240H64V242H63ZM75 240V241H74ZM93 240V241H92ZM106 241V243H105V241ZM108 240V241H107ZM113 240V241H112ZM155 240H157V238L155 239V238H152V242L150 241V243H149V245H151V246H153L154 248H150V246H146L145 247V249H147L150 253H151V250H155L156 248H157V245L155 244V243H157L158 241L160 242V240H158L157 242L155 241ZM169 240V241H168ZM173 240V241H172ZM191 240L193 241V242H191ZM214 240H216V243L217 244H215L214 242ZM221 240V241H220ZM239 240H241V241H239ZM4 241V242H3ZM56 241V242H55ZM67 241V242H66ZM101 241V244L99 243ZM153 241H155L154 243H153ZM189 241V242H188ZM197 241V242H196ZM204 243V245H203V243ZM207 241V242H206ZM211 241H214V242H211ZM221 242V245H222V243H223V245H222V247H219V246H221L220 245V242ZM246 241H248V242H246ZM55 242V243H54ZM60 242H62L61 244H60ZM70 242V243H69ZM76 242V243H75ZM87 242H89L88 244H90L91 246L92 245H94V246H88V244H87ZM98 242V243H97ZM113 242V243H112ZM169 244H168V243ZM176 244V246L174 245V243ZM180 242L182 243V245L180 244ZM201 242V243H200ZM211 243V245H209L210 243ZM244 242H246V244L244 243ZM258 242H259V244H258ZM49 243H50V245H49ZM58 243V244H57ZM65 243V245H63L64 246V250H65V252H66V254L64 253V250H63V248L61 247V245L62 244H64ZM71 243L72 244H76L74 247H72L73 245H71ZM130 244H131V241L129 242ZM165 243V244H164ZM167 243V244H166ZM185 243V242H184ZM189 243L192 245V244H194L195 243V245L194 246H192V248H195V249H192L191 248V246L189 245ZM197 243V244H196ZM226 243V244H225ZM256 243H257V245H256ZM57 244V245H56ZM60 244V245H59ZM79 244H83V245H80V247H79ZM85 244V245H84ZM103 244H105V245H103ZM110 244V245H109ZM202 244V245H201ZM225 244V245H224ZM247 244H249V245H247ZM52 245V246H51ZM59 246L58 247V249L60 248V250H62L61 252H63L64 253V255H63V253L61 254V252H60V250H56L57 249V247H56V249H54L55 247L54 246ZM70 246V248H75L74 250H69V246ZM100 247H98V246ZM101 245V246H100ZM114 245V246H113ZM134 245V246H133ZM156 245V246H155ZM163 245L165 246V248L167 247V251L169 252V254L167 253V251H166V249L165 248H163ZM168 245V246H167ZM179 245H181V246H179ZM196 245H200V246H196ZM226 245H234L233 247H234V249H233V247H230V246H226ZM3 245H1L0 244V250L2 249V255L6 258V251H7V249H5V247H4ZM86 246V247H85ZM88 246V247H87ZM107 246V247H106ZM161 246V247H160ZM170 246V247H169ZM178 246H179V249H177L178 248ZM215 246V247H214ZM219 247L217 250H216V248L217 247ZM224 246V247H223ZM255 246H257V247H255ZM261 246V247H260ZM51 247V248H50ZM96 247V248H95ZM98 247V248H97ZM102 247H104V248H102ZM149 247V248H148ZM156 247V248H155ZM169 247V248H168ZM181 247V248H180ZM215 249H214V248ZM225 247H226V250H225ZM229 247H230V249H229ZM263 247V248H262ZM47 248V249H46ZM66 248H67V250H66ZM94 248V249H93ZM102 248V249H101ZM107 248V249H106ZM157 248V249H158ZM191 248V249H190ZM200 248H202V250H203V248H204V252L200 249ZM208 248V249H207ZM211 248H213V250H211ZM238 250H237V249ZM254 248V249H253ZM258 248V249H257ZM262 250H261V249ZM79 249V250H78ZM80 249H81V251H80ZM82 249H83V251H82ZM86 249H87V252H86ZM90 249V250H89ZM96 249H98V252H96L97 250ZM99 249H101L100 251H99ZM109 249V250H108ZM164 249H165V252H166V254H168L167 255V258L168 257H170L171 258V260H170V258H168L169 260L168 261H170V262H167L166 261V259L167 258H165V252H164ZM181 249H183L182 251H184V252H182L181 251ZM188 249V251L186 252V250ZM199 249H200V251H199ZM76 250V251H75ZM96 250V251H95ZM108 250V251H107ZM113 252H115V253H113ZM118 250V251H117ZM194 251L195 253H191L190 251ZM197 250V251H196ZM211 250V258L210 257H208L209 255H210V253H209V251ZM220 250V251H219ZM223 250H225V252H223ZM233 250H234V252H233ZM239 251V252H237V251ZM253 250V251H252ZM256 250V251H255ZM46 251V252H45ZM109 251H111V254H112V256H113V258H112V256H110V252ZM147 251V255L145 256V257H148L149 258V256H150V253ZM159 251V250H158ZM177 251H181L180 253H179V255H180V257L179 256H177L176 255V253H178ZM208 251V252H207ZM221 251L223 252V253H221ZM258 251V252H257ZM58 252H60V255H58L59 253ZM68 252V253H67ZM70 252V253H69ZM76 252V253H75ZM84 252V253H83ZM99 252L100 253H102V254H99ZM121 252V253H120ZM124 252V253H123ZM137 252V251H136ZM198 252V253H197ZM206 252L207 253H209V255H207L206 254ZM214 252H218L219 253V256H218V253H214ZM1 253V252H0ZM20 253V254H19ZM36 253V252H35ZM52 253H54V254H52ZM72 253V254H71ZM74 253V254H73ZM107 253V254H106ZM120 253V254H119ZM138 253H140V251H138ZM137 253V254H138ZM152 253H153V251H152ZM182 253V254H181ZM184 253V254H183ZM188 253V254H187ZM191 253V254H190ZM199 253H201L200 255H198ZM229 253H230V255H232V256H230L229 255ZM242 253V254H241ZM68 254V255H67ZM92 254V256H93V254L95 255L94 256V258L93 257H91L90 255ZM98 254V255H97ZM104 254V255H103ZM117 254L119 255V256H121V257H119V256H117ZM124 254L126 255V257L124 256ZM140 254H142V253H140ZM165 254V255H164ZM196 254V258L195 257H193L194 255ZM205 254V255H204ZM215 254H217L216 255V257H215ZM223 254H226V255H223ZM233 254H235L234 255V258H235V256L237 257V258H235L234 260H233ZM241 254V255H240ZM22 255V256H21ZM24 255V256H23ZM55 255V256H54ZM66 258H64L63 256ZM73 255V256H72ZM88 255V256H87ZM108 255V256H107ZM116 255V256H115ZM170 255V256H169ZM190 255V256H189ZM193 255V256H192ZM240 256V258H239V256ZM243 255V257H241ZM262 255V256H261ZM47 256H49V257H51L52 256V259L53 258H55V259H53L52 260V262H50L49 261V263H48V261H46L47 259L46 258H48ZM68 256H69V258H68ZM83 256H85V257H83ZM98 256H100V257H98ZM127 256H129V257H127ZM141 256H142V259H143V254L142 255H140V256H136V258L137 259H139V257L141 258ZM185 256V257H184ZM186 256H187V258H186ZM192 257V258H189V257ZM201 256H203V258L201 257ZM206 256L208 257V258H206ZM219 257V260H220V256L222 257V259H221V261H219L218 260V257ZM228 256H230L229 257V259H231V260H228ZM24 257H25V259H24ZM45 257V260L44 261H42V259ZM70 257H71V259H70ZM81 257H82V260H80L81 259ZM88 258V259H85V258ZM118 259H117V258ZM178 257V258H177ZM199 257H201V258H199ZM218 261V262H216V260H214V258ZM223 257H226V258H224L225 260H223ZM110 258V259H109ZM127 259L128 258V260H125V261H123V260H120V259ZM147 258V259H148ZM173 258V259H172ZM181 258H182V260H181ZM199 258V259H198ZM41 259V260H40ZM57 259V260H56ZM60 259H62V260H60ZM65 259V260H64ZM94 259V260H93ZM97 259H99V260H97ZM134 259V260H133ZM178 259H179V262H178ZM187 259H191L192 261L190 262L189 260H187ZM193 259H195V260H193ZM197 259H198V261H197ZM241 259V260H240ZM79 260V261H78ZM83 260H85V261H83ZM87 260V261H86ZM88 260H90V261H88ZM96 260H97V262H96ZM116 260H120L119 261V263H118V261H116ZM184 260V261H183ZM200 260H202V261H200ZM206 260V261H205ZM211 260H214L213 262L211 261ZM223 260V261H222ZM227 260V261H226ZM233 260V261H232ZM236 260V261H235ZM35 261V260H34ZM60 261V262H59ZM95 261V262H94ZM99 261V262H98ZM109 263H108V262ZM171 261H173V262H171ZM186 261L188 262L189 261V263H186ZM194 261V262H193ZM238 261H239V263H238ZM36 262L34 263L33 261H31V263L33 264H36ZM64 262V263H63ZM68 262V263H67ZM88 262V263H87ZM114 262V263H113ZM116 262V263H115ZM128 262V263H127ZM201 262V263H200ZM204 262V263H203ZM30 263V264H31ZM232 263V264H233ZM234 263V264H235ZM3 264V263H2Z\"/></svg>",
  "mask_w": 264,
  "mask_h": 264
}]
</instances>
